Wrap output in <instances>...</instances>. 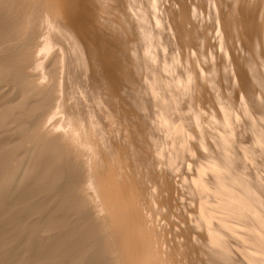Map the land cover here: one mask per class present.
Segmentation results:
<instances>
[{
    "label": "rangeland",
    "instance_id": "rangeland-1",
    "mask_svg": "<svg viewBox=\"0 0 264 264\" xmlns=\"http://www.w3.org/2000/svg\"><path fill=\"white\" fill-rule=\"evenodd\" d=\"M13 0H6V3H1V2H5V0L4 1H2V0H0V7L2 6V7H6L5 9H7V10H5L4 8H1V10H0V17L2 18L0 21H2L0 24H2V25H0V27L1 26H3L4 24L6 25V26H3V27H5L6 29L8 28L7 27V25L9 26V25H11V22H10V24H9V21H12L13 19H15L16 21H15V23H14V20L12 21L13 23V25L14 26H19V27H16V28H20L21 26L19 25V24H21L22 25V27H23V29L21 30L20 29V31L18 32V33H16L17 35H15V37L17 38H15V40H14V38L9 42V44L11 43L13 46L15 45H17V44H19V45H17L16 47H15V49L17 50V48H19V47H21L20 49L22 50L23 48H27V47H30V48H27V49H29L30 51V56L28 55V50L26 49H24V52L23 51H15V52H17L18 54H16V56L14 57V59H15V61H17L18 59H19V62L17 61L16 63H19V64H16V65H18V66H16V67H14L13 66V68H14V71L17 73V74H22L21 76L26 80V84H25V86L26 87H23L22 85H18L19 87H13V84L12 85H8V84H10L9 82H7V83H3V82H1L3 85H5V86H3L1 83H0V85H2V86H0V91H1V93H0V106L3 104V102L2 101H5V102H17L18 100L21 102V104H23V105H20V107L19 108H15L13 111V113L8 117V119H9V122H8V119H7V122L8 123H6V126H8L7 128H6V126H3L5 129H1L0 130V142L2 143L3 141L2 140H5L3 143V145H4V147H2V148H0V156H2L4 153H5V149H7V147L9 148L11 145H13V144H16L17 142H19V144H20V148L23 150H27L29 147H30V145H31V147H33V145H35V146H37V147H39V146H42V147H39L40 148V151H39V154H38V158H35V160H34V173H38V172H41V167L39 166V164L41 163V160H43V166H44V164H45V160H46V158H48V157H51L50 156V154H49V152H52V153H54V152H56V154H55V156H54V158L55 159H53L52 158V161L46 166L47 168H49L50 166H51V164H52V168H50L49 169V173H51L52 171H53V169L55 170V173H51V176H53V178H55L54 176H56V179L55 180H53L52 182L54 183H52L51 182V184H48V185H43V186H41L40 188H38V194H39V192H40V190H41V192H40V194H39V196L37 195V194H35V195H31L30 194V190L29 189H27V190H21V191H18V192H16V193H14L13 194V197L15 196V194H16V196L11 200V199H6V203L4 204L5 205V207L4 208H1L0 207V247L2 248L4 245H6V246H8V248H4V249H1L0 248V258H2L3 256H5V254H6V250L7 249H9V246H10V249L7 251L8 253H10V254H8L7 253V257L6 258H12V257H15V258H12V259H15L14 261H15V263L14 264H26L24 261H26L27 262V260H26V258L25 257H30L31 258V260H30V264H39V260H40V258H41V260L43 259V257L44 256H46V258H47V255H49L50 256V253H54V251L56 252H59L58 253V256L55 258V259H53V261L51 262V260H49L50 261V263L51 264H137L138 262L140 263V261H142V259L144 258L143 257V255H145V257H147V259H151V260H148V261H143V262H141L140 264H167V263H169V264H203V263H205V264H210V262H209V259H210V257H211V253H210V251H211V248H209V246L207 245L211 240H213V239H216L215 238V236H216V234H214V235H212L213 233H215L212 229H210L214 224H216L217 223V225H219V224H221V223H224L225 221H226V225L228 226L227 227V229L229 228V227H231V229L232 230H229V231H227L228 232V236H227V239H228V241H227V246H225L226 247V249H228L227 251H225L226 252V254H229V256L230 257H228V260H231V261H233V259H235L236 257V259L237 260H242V263L241 264H243L244 263V261H245V264H248L249 262V264H252L253 262L255 263H261V264H264V249L262 248V245L264 246V228L262 229V227H264V222L262 223V221H261V218L263 217V214H264V209H262V211L263 212H261L260 213V216L262 215V217H259V215H258V213H259V211H261V207H262V205H264V201H262L263 199H264V197H263V195L262 194H264V188L262 189V187L261 188H259L260 186H263L264 187V182H263V178L262 177H264V168L262 169V167H264V158L262 157V156H264V139H263V137H264V131H262L261 132V130L260 129H258V128H260V126L262 127V124H263V126H264V123L262 122V121H264V119H259V118H257V117H255V118H257L258 119V121L254 118V120H253V117L252 116H254V114H256V112H258L259 111V109H261V110H263L264 111V108H263V106H261L262 104H264V99H263V101L260 99V98H263V96L261 95V96H259L258 97V99L256 98L257 96H258V94H259V92H260V89H258L259 87H260V85L258 84L257 85V87H256V89H254L255 88V86H256V84L258 83L256 80H253V79H255V74H252V73H254V72H257V75H259V73H260V71H263V69H262V65H261V63L263 64V62H264V52L262 51V50H264V48L263 47H261L263 44H264V41H261L260 39L262 38V40H264L263 39V37H264V25H258L260 28H262V31H260L257 27H255V28H253V29H251V25L250 24H252V22H254V23H256L255 21H257V24L259 23V22H261V23H263L264 24V0H241V2H243L242 4H246V1L248 2L247 4H249V6L247 7L246 5V7H244V5H241V2H240V0L239 1H237V0H221V1H219V3L221 4V5H219V3H218V0H216L217 1V3H216V1H214V0H209V2L211 1L212 2V5H213V2H214V7L213 6H210V4H211V2L209 3V2H206L205 3V0H196L197 2L195 3V5H194V0H188V2H187V0H180V8L182 7L181 6V4L183 5V6H185V8L184 7H182L181 8V10L183 11V13L185 14V12H184V10H186L187 11V15L189 16V18L190 19H188L187 18V15H184L183 13V15H180L181 13L180 12H182L181 10L179 11V13H178V15H180V16H177V15H173V13L172 12H170V17H174V18H176V19H170V17L169 16H166L164 13H167V11H163L162 9H164V8H166V10H168L169 11V9L170 8H172L173 7V9L175 10V5L177 4L178 6H179V1L178 0H174L175 2H177L176 4H174V6H172L171 4V6L170 5H168L169 3H171V2H173L174 3V1L173 0H169V2H167V0H165V2H162V1H164V0H155L158 4L160 3V5L157 7L156 5H157V3L155 2V1H153V0H143L145 3H146V12H147V14L146 15H148L147 16V19L148 20H151V22H150V29L148 30V33L147 32H144V30L143 29H141V27L139 26V24H137V22L134 20L135 19V15L136 14H140L138 11H134V10H131V9H128V6H127V4H128V1L127 0H112V2H113V5H112V2L110 3L109 2V0H107V1H99V0H91V2H90V0H88V3L90 2V4L92 3V6L91 5H89L88 4V6H89V10H91L90 11V13H92V15H90V14H88L89 16H93L94 17V20H95V16H97V14H95V13H93V12H96V11H98L100 8H99V6L100 7H102V8H104V7H109V10H108V8H105V9H107L106 10V12H105V9H104V15H102L103 16V18H105V20H107V21H109L110 20V24H109V22L107 23V21L105 22V20L102 18V17H100V16H98V18H97V20H99V21H94L93 20V22H94V27H96V28H94L95 29V31H96V33H97V31H99V30H96V29H101V27L102 26H106V29H105V31L106 32H109L108 34H106V38H107V41H108V46H110L109 48H111V50H113V51H115L116 49L118 50V47H117V44H121L120 45V47L122 46V44H123V42L124 43H126L127 44V46L129 47H121V49L123 50V59H127V60H129V61H135V59L134 60H132V58H131V53H130V47L133 49V50H137L138 49V47H139V56H137V57H139L137 60H136V62H132V63H130L129 64V66L128 67H130V65H133L134 63L136 64V66L137 65H140L139 63H140V61L139 60H141V58H142V60H141V62L143 63V65H147V67H145V69H144V71L146 70V71H149L148 73L150 74L151 73V75L153 76V75H156V76H158V77H160V79L161 80H163V81H159V79L158 80H155V81H153V82H151V81H149V79L147 80L146 78H145V76H148V77H150L151 78V75L149 76L148 74H146L147 72L145 71V72H143V70H142V68H140V67H144L143 65L141 66L140 65V67H136V66H132L131 68H127V70H128V74L129 73H131V71L132 72H134V74L132 73L131 75H129V78H130V81H132L133 82V84L134 85H138V87L137 86H135V88L137 87V89L138 90H140V87L142 86V88H141V90H140V92L138 93V94H136V96H140V97H136L137 99L139 98V100L140 101H144V99H145V103L143 102V103H141V102H139V100H137L136 99V102L134 101V102H132L133 100L130 98V97H128V98H126V97H124L125 98V104H115L114 102L112 103V104H110V103H108V101L110 102V100L111 99H108V96H104L105 95V93L107 94H110V92H108V91H106L105 93H104V89H103V91H101L100 92V94H101V96H102V98L104 99L103 101H104V103L106 104V103H108L109 105H110V110L111 111H109L110 113L112 112L113 113V117H112V113L110 114V113H108L106 116H104V114H106L107 113V111L105 110V106H103V104H99V103H95L94 105H90V103L88 104V102H89V99L91 98V97H89V95H86L85 93H80V92H76V86L78 85V84H80V85H82L83 87H84V89L85 90H87L88 89V87H89V85L91 84V82L87 79V81H86V76L88 77V74H87V72H84L85 70L84 69H86V68H80V66L78 67V69H77V67H76V64L79 62V58H78V52H76V49H74L75 48V44H74V41L72 40V39H70V38H68V36H66V33H65V30L61 27V23L64 21V17H65V15H64V12H65V10H63V9H59V6H60V8H61V5H62V1L61 0H55V2H54V0L52 1V0H38L37 2H36V0H34V1H30V0H28V1H30V2H28V3H26V1L27 0H23V1H21V0H14L13 2H12ZM40 1H41V3H40ZM43 1V2H42ZM64 1V0H63ZM111 1V0H110ZM115 1V2H114ZM148 1H150L149 3L151 4V6L154 4V2H155V4H154V6H156L157 8H159V9H161V7H163L164 5V3H165V7H163L161 10L164 12H162L161 10H158L156 7H151L150 5H149V3H148ZM153 1V2H152ZM171 1V2H170ZM206 1H208V0H206ZM227 4V5H224V2ZM231 1H233V2H235V3H237L238 2V4L237 5H240V7H243L244 8V11H246L247 9H248V12H249V14H250V17L251 16H253L256 20H254L253 19V17H251V22L249 23V26H246L247 28H248V30H247V28H246V30H245V27H241V28H239L240 27V25L238 24V26L236 27L237 28V30H239V31H241V33H246V35H248V38H250V39H248L247 37H245L244 36V34H238L237 35V33H236V36L234 37V35H235V33H233V32H231L230 30L232 29L233 30V22H237V21H235V20H238V21H240L241 19H239L238 18V15H240L241 16V18H242V10H243V8H240V7H236L235 5V3L233 4ZM244 1H245V3H244ZM258 1V2H257ZM10 4H9V3ZM24 2V3H23ZM36 2V5L34 4V6H33V3H35ZM47 4H45V3ZM52 2H54V3H60V5H59V3H58V8L56 7V4L54 5V3H52V5H51V3ZM96 2V3H95ZM104 2V3H103ZM109 2V3H108ZM120 2V3H119ZM152 2V3H151ZM200 2V3H199ZM203 2V3H202ZM230 2L232 3V6H230ZM44 3V4H43ZM93 3H94V5H93ZM98 3H100V4H98ZM119 3L120 5H117V4ZM123 5H125L126 7H125V11L124 10H122V4ZM186 3H188L187 5L188 6H186ZM193 3V4H192ZM251 3V4H250ZM3 4H5V6L3 5ZM6 4H8V5H6ZM30 4H32V5H30ZM63 4L65 5V2H63ZM101 4H104V5H101ZM190 4H191V9H190ZM209 4V5H208ZM19 5V6H18ZM26 5V6H25ZM46 7H48L49 6V9L46 7H44V6ZM54 5V6H53ZM166 5H168L169 6V8H168V6H166ZM197 5L199 6V7H197ZM201 5H202V9H201ZM216 5H218V6H220V7H222V8H217V7H215ZM234 5V6H233ZM13 7V8H10V7ZM27 6H29V7H27ZM33 6V7H32ZM52 6V7H51ZM93 6L95 7V9H93ZM111 6V7H110ZM113 6H114V8H116L117 7V9L119 8V6L121 7V9L120 10H122L123 11V13H125L126 14V12H127V14H129V16H126V17H124V16H121L120 14V12L118 13V14H116V13H113V12H115V10L116 9H114L113 8ZM194 6V7H193ZM205 6V7H204ZM224 6V7H223ZM225 6H226V8H225ZM229 6V7H228ZM8 7H9V10H8ZM15 7V8H14ZM31 7V8H30ZM34 7H36V8H34ZM42 7H43V9L46 11H44V10H41L42 9ZM51 7V8H50ZM54 7V8H53ZM63 7V6H62ZM92 7V8H91ZM96 7H98L99 9H97ZM18 9V11H19V13H17L18 11H17V9ZM38 8V9H37ZM41 8V9H40ZM111 8H113V9H111ZM124 8V7H123ZM130 8V7H129ZM205 8V9H204ZM223 8H225V9H223ZM228 8V11L226 10ZM234 9V8H236V10L233 12L232 10H231V12L232 13H230V9ZM240 8V9H239ZM15 11H14V10ZM32 9V10H31ZM40 9V10H39ZM50 9H53V11L56 9H59L60 11H61V13H60V11L58 10V12H53V11H49ZM97 9V10H96ZM173 9H170V11H174ZM176 9L177 10H179V7H176ZM198 9V10H197ZM204 9V10H203ZM24 10H26L27 12H28V14H29V16H28V14L27 13H25V11ZM101 10V9H100ZM103 10V9H102ZM101 10V11H102ZM114 10V11H113ZM119 10V9H118ZM177 10H175L176 11V14H177ZM196 10H197V16L199 17L200 15H201V13L203 14V12L204 11H206L207 12V10H209V14H208V12L206 13V12H204V16L202 15V17L203 18H206L205 16H212V17H215V18H208L207 17V19H200V20H198V22L199 23H197V22H194L195 20L197 21V19H195V18H193V16L190 14V13H193V12H195V13H193V15H194V17L196 16ZM199 10L201 11V13H198L199 12ZM203 10V11H202ZM222 10H226L225 12L224 11H222ZM240 10H241V12H240ZM6 11V12H5ZM8 11V12H7ZM17 11V12H16ZM20 11H24V12H20ZM109 11V12H108ZM117 11V10H116ZM130 11V12H129ZM217 11V12H216ZM218 11H219V13H218ZM222 11V12H221ZM238 11V13H236ZM244 11H243V13H244ZM111 12V13H110ZM154 12V13H153ZM188 12H189V14H188ZM227 12H229V14L227 13ZM247 12V11H246ZM245 12V13H246ZM248 12L246 13V14H248ZM7 13V14H6ZM11 13H12V15H14V14H16L17 15V17L14 15V16H12L11 15ZM133 15H132V14ZM175 13V12H174ZM214 13V15H212ZM240 13V14H239ZM244 13V14H245ZM253 13H255V15L253 14ZM9 14V15H8ZM21 14H23V15H21ZM48 14V15H47ZM63 14V15H62ZM95 14V15H94ZM101 14V13H100ZM99 14V15H100ZM115 14V15H114ZM219 14H221V15H219ZM232 14H235L234 16L232 15ZM249 14H248V16H249ZM3 15H5L6 17H7V20L9 19V21H7L5 18V16H3ZM26 15H27V17H26ZM30 15H31V17H30ZM149 15L151 16L150 18H148L149 17ZM173 15V16H172ZM219 15V16H218ZM256 15H257V17H256ZM3 16V17H2ZM11 16V17H10ZM105 16V17H104ZM108 16H110L111 18L112 17H116V19H109L110 17H108ZM132 16H135V17H132ZM153 16H155V17H153ZM156 16H157V18H156ZM163 16H164V18H163ZM177 16V17H176ZM182 16V17H181ZM222 16V17H221ZM223 16H225V17H223ZM236 16V17H235ZM248 16H246V17H248ZM261 16V17H260ZM20 18V20H19V18ZM25 17V18H24ZM53 17V21L51 20V18ZM57 17H59L57 20L55 19V18ZM60 17H61V19H60ZM122 17H124V19H127L128 20V17H130V20L131 21H135V23L137 24H135L136 25V27H135V25L132 23V22H129L130 20H128V24H129V26L130 27H128L127 29H124V28H121L120 27V29L122 30L123 29V31L124 30H126V31H120V29H116L115 27H117L118 25H117V22L118 21H120V18H122ZM169 17V18H168ZM178 17H181V19L182 18H184L183 20H185V21H183V20H181L180 22L179 21H176L177 20V18ZM201 17V16H200ZM199 17V18H200ZM201 17V18H202ZM216 17H218L220 20H219V23H217V22H215L216 20H214V19H216ZM10 18H11V20H10ZM32 18H34L35 20H33ZM48 18V19H47ZM91 19H92V17H90ZM103 20H102V19ZM152 18V19H151ZM161 18H163L164 20H165V22L164 21H162V22H164V23H160V22H157V19H160L161 20ZM191 18L192 19H194L193 21L191 20ZM197 18V17H196ZM198 18V19H199ZM225 18L228 20V19H230V18H232V19H230V25L228 24L229 22L226 20L225 21ZM263 18V19H262ZM24 19H25V21H26V25H25V21H24ZM27 19H31V20H27ZM155 19V20H154ZM212 19H213V21H212ZM235 19V20H234ZM6 20V21H5ZM38 22H37V21ZM46 22H45V21ZM51 20V21H50ZM166 20L167 21H169V23H166ZM175 20V21H174ZM179 20V19H178ZM202 20H204L203 22H202ZM206 20H211V21H207L206 22ZM224 20V21H223ZM17 21L19 22H21V23H19L18 25H17ZM22 21H23V23L24 24H22ZM31 21V24L29 23V22ZM34 21H36L37 23H35ZM43 21V22H42ZM56 21V22H55ZM115 21V22H114ZM154 21H155V23H156V25H155V23H154ZM172 21V22H171ZM183 21V22H182ZM186 21H187V23L188 24H185L186 23ZM191 21V22H190ZM112 22H114V25H115V27L111 24ZM171 22V23H170ZM178 26V24H180V26L181 27H183L182 29L184 30V27H186V26H189V31L188 32H190V33H188V32H186V30H181V27H180V29H177V28H179V26L176 28V27H172V25L174 24V23ZM211 22V23H210ZM220 22H222V23H220ZM44 23H46V24H44ZM51 23V24H50ZM60 24L59 26H56V25H58V24ZM97 23H102V26H101V24L99 25V24H97ZM156 26V28L158 27V26H160V27H158L157 29L155 28V26H153V24ZM157 23H159L158 24V26H157ZM184 24V26H183V24ZM193 23V29H192V27H191V25H189V24H192ZM203 24V23H205V26L207 25V23H210L213 27H211V26H209L210 24H208V26L207 27H211V28H214L215 27V29H217L218 30V32L216 31V30H214V32H213V30L210 32L209 31V29L206 27V29H205V27H204V24H203V26L201 25V24ZM225 23H227L228 25H224ZM42 24V25H41ZM50 24V25H49ZM96 24V25H95ZM169 24H172V25H169ZM223 24V25H222ZM256 24V25H257ZM25 26V28H24V26ZM28 25H29V27L31 26L32 28L31 29H29L30 30V32H31V34H30V32H29V34H30V36H26V34H27V31H25V30H27V27H28ZM39 25H41V26H39ZM43 25H45V26H43ZM142 25V24H141ZM169 25V26H168ZM215 25V26H214ZM216 25H218V26H216ZM253 25H255V24H253ZM255 25V26H256ZM27 26V27H26ZM131 26L134 28H131ZM138 26H139V28H138ZM162 26H164L163 28H161ZM194 26L195 27H197L198 28V26H199V28L201 27V30L198 28V30H200L199 32L198 31H196L197 30V28H195V31L196 32H198V33H196L195 31H194ZM220 26H221V28H220ZM229 26H230V28H229ZM245 26V25H244ZM262 26V27H261ZM21 27V28H22ZM33 27L35 28V29H33ZM47 27H48V29H47ZM59 27V28H58ZM108 27V28H107ZM191 27V28H190ZM226 28L225 30L223 29V28ZM45 28V29H44ZM160 28H161V30L163 29L164 30V28H166L167 29V31H162V32H164V33H166V34H162V32L160 31H158V30H160ZM187 28V27H186ZM244 28V29H243ZM6 29H4V30H6ZM37 29V30H36ZM54 29V30H53ZM110 30V31H108V30ZM113 29H114V31H113ZM191 29H192V31H194L193 33L191 32ZM223 29V30H222ZM228 29H229V31H228ZM258 29V30H257ZM36 30V31H35ZM103 30V29H102ZM117 30V31H116ZM137 30V31H136ZM152 32H151V31ZM181 30V31H180ZM227 30V31H226ZM237 30H235V32L237 31ZM245 30V31H244ZM254 30V32H252ZM23 31H25L26 32V34H25V32L23 33ZM131 33V35H130V33ZM132 31V32H131ZM136 31V32H135ZM150 31V32H149ZM224 32V34L223 35H221L220 33H223ZM239 31H237L238 33H240ZM257 31V32H256ZM38 32H40L39 34H38ZM125 32H128V34L126 33V35H128V37H130L131 38V40H132V42L134 41V43H131L130 41H128V42H126L125 40H129V38H127L126 37V35H125ZM144 34H143V33ZM202 34H201V33ZM206 35H210V37L208 38L210 41V43L211 42H213V43H211V45H210V43L207 41L208 39H207V37L205 36V34ZM212 32H213V34H212ZM220 32V33H219ZM257 34H256V33ZM44 33L47 35H44ZM63 33H65V34H63ZM136 34V36H138V38L137 37H135V36H133V35H135ZM141 33V34H140ZM147 35H146V34ZM153 33H155L156 34V39H158V40H156L155 42L158 44V41H159V43H160V41H161V43H163L164 42V44H163V47L162 48H159L158 49V52H157V56H158V58L157 59H152V58H154L153 57V55L155 54V53H152V52H149V50L147 49V46L148 45H146V44H144L145 42H144V40H142V38L144 39H147L146 37H148L149 35H151V34H153ZM168 33V34H167ZM171 33H174V35L173 36H171L172 34ZM232 34V35H229V34ZM34 36H33V35ZM38 34V35H37ZM43 34V35H42ZM58 34V35H57ZM109 34L112 36L113 34L115 35L116 34V38H112V37H114V35L111 37H109ZM177 34V35H176ZM181 34H183V35H181ZM188 35L190 38L192 37L193 38V40H189V39H187L188 37L186 36V35ZM197 35V36H199L200 38H202L201 40L203 41V39H204V41H203V43H204V45H206V47L205 46H203L201 43H199V42H201V40L199 39V38H194V36L193 35ZM201 34V35H200ZM204 34V35H203ZM215 34V35H214ZM216 34H218V35H216ZM253 34V35H252ZM256 34V35H255ZM261 34V35H260ZM41 35H42V37H41ZM51 35V36H50ZM108 35V36H107ZM118 35V36H117ZM142 35L144 36V37H142ZM165 35H166V37H165ZM169 35L171 36V37H175L176 36V39H178V41H181L183 38L185 39H183L184 41H186L185 42V44L183 43H181V42H178V41H176L175 39H172L171 38V40H173V41H171V43L169 42L170 40H169ZM181 35V36H180ZM230 37H229V36ZM240 35V37L242 38V42H237L236 40H238V41H240V39L241 38H239L238 36ZM37 36V37H36ZM62 36H63V38H62ZM121 36H124V37H121ZM146 36V37H145ZM157 36H159V37H157ZM182 38H180V37ZM196 36V37H197ZM201 36H204V38L203 37H201ZM228 36V37H227ZM246 38V40H245V38ZM251 36H253V37H251ZM254 36H256V40H257V42H256V40L254 41V42H252V43H250V44H254L253 46H249V43L248 44H246L247 43V41L248 42H250L251 41V38H254ZM258 36H260V39H259V37ZM162 37V38H161ZM234 37V38H233ZM237 37V39H235ZM257 37H258V39H257ZM60 38V39H59ZM119 38L123 41V42H121V40H119ZM122 38H124V39H122ZM127 38V39H126ZM139 38H141V39H139ZM160 38V39H159ZM191 38V39H192ZM211 38V39H210ZM222 38H224V39H222ZM239 38V39H238ZM244 38V39H243ZM18 39H20V40H18ZM28 39V40H27ZM31 39H33V40H31ZM70 39V40H69ZM134 39H136V41L134 40ZM164 39V40H163ZM218 39H219V42H217L218 41ZM228 39V40H227ZM19 41V42H17V41ZM46 40H48L47 42H46V44H45V41ZM62 40V41H61ZM67 40V41H66ZM69 40V41H68ZM117 40H119V41H117ZM149 39H147V40H145L146 42L148 41ZM162 40H163V42H162ZM169 40V41H168ZM206 40V41H205ZM212 40V41H211ZM217 40V41H216ZM221 40V41H220ZM225 41V43H224V41ZM228 41V44H226V42ZM250 40V41H249ZM15 43V44H13V42ZM20 41H25L24 43H21ZM44 41V43L42 44V42ZM49 41H50V43H49ZM64 41H66V42H64ZM115 41H117L115 44H114V46H113V42ZM142 41V42H141ZM167 41H168V43H169V45L167 44ZM188 41V42H187ZM199 41V42H198ZM223 41V42H222ZM235 41V42H234ZM244 41H246V43L244 42ZM27 42V43H26ZM30 42V43H29ZM39 42V43H38ZM131 43V45L132 44H134V45H132V46H129L130 44H128V43ZM135 42H137V43H135ZM144 42V43H143ZM166 42V43H165ZM176 42H178L177 44H178V46H177V44H176ZM194 42H196V44L193 43ZM208 42V43H207ZM229 42H231V45L233 44V42H234V44L231 46L230 45V43ZM259 42H261L262 43V45L259 43ZM33 43V44H32ZM48 43V44H47ZM69 43V44H68ZM71 43H72V45H71ZM160 43V44H161ZM181 43V44H180ZM187 43V44H186ZM199 43V44H198ZM206 43V44H205ZM216 43H219V44H216ZM256 43H258V44H256ZM28 44V46H26ZM30 44L32 45V46H30ZM74 44V45H73ZM139 44L140 45H142V47L141 46H139ZM159 44V45H160ZM173 44V45H172ZM176 44V45H175ZM193 44V45H192ZM213 44H216V47H215V45H213ZM223 44V45H222ZM239 44V45H238ZM246 44V45H245ZM24 45V46H23ZM38 45H47V46H45L46 47V51H45V47L44 46H42V47H40V46H38ZM48 45H50V46H48ZM112 45V46H111ZM174 46V48L177 50H175L173 47V49L170 47V46ZM190 46V48H191V50H189L190 48H188L187 47V49H186V47H185V49H184V46ZM195 45H197V46H195ZM241 45V46H240ZM256 45H261V46H257V48L255 47ZM10 46V48L11 47H13V46H11V45H9ZM57 46V47H56ZM73 47V49H72V47ZM158 46V45H157ZM177 46V47H176ZM192 46H194V49L195 50H197L196 49V47L198 48V50H200L202 53H208V54H206L207 55V57L206 56H204L205 58H207V60H208V56H210V55H212V56H214L215 57V59H210V58H214V57H209V61H207L206 59H204L201 55H199V54H201V53H199L198 51H194V49H192L193 47ZM208 46V47H207ZM209 46H211V47H213L214 48V50H215V52H214V50H211V49H213V48H211V49H208L209 48ZM219 46H223L221 49H223V50H221L220 49V47ZM225 46L227 47L226 49H225ZM231 48H229V47ZM238 46V48H240V53L242 52L244 55L242 56V54H240L239 53V51H238V53H236L237 52V49H236V47ZM264 46V45H263ZM55 47V48H54ZM114 47H116V49L114 48ZM136 47V48H135ZM178 47L180 48V50L181 51H183V49H184V54L186 53V52H188V53H190V54H192V55H189L188 53L187 54H185L186 56H184V55H182L183 54V52H182V54H181V52L179 53V54H181V55H179L177 52L178 51H180L179 49H178ZM219 47V49L218 50H216L217 48ZM233 47H235L234 49H233ZM244 47H245V49H244ZM246 47H248V48H246ZM259 47V48H258ZM31 48H33V49H31ZM112 48H114V49H112ZM165 48V49H164ZM166 48H167V50H166ZM256 48V49H255ZM125 49V50H124ZM144 51H143V50ZM146 49H147V51H146ZM170 49V50H169ZM202 49V50H201ZM228 49H230V50H228ZM248 49V50H247ZM249 49H250V51H249ZM260 49V50H259ZM19 50V49H18ZM38 50H39V52H38ZM116 50V51H117ZM185 50H186V52H185ZM187 50H189V51H187ZM252 50L254 51V53H252ZM258 50V52L256 53V51ZM35 51H37V53H35ZM164 51V52H163ZM166 51V52H165ZM192 53H191V52ZM217 51L220 53V54H222V52H223V54H222V56H223V59H221L222 58V56H220V57H218V55H220V54H218L217 53ZM234 51H236V52H234ZM261 51V53L263 54H261V53H259ZM32 52H33V54H32ZM60 52H62L61 54H60ZM63 52L65 53L66 52V54H63ZM69 52V53H68ZM72 52V53H71ZM126 54H125V53ZM146 52V53H145ZM150 53V55L149 54H147V53ZM224 52H225V55H224ZM227 52V53H226ZM234 52V53H233ZM246 54H245V53ZM20 53H24V54H20ZM49 53V54H48ZM77 53V54H76ZM129 53V54H128ZM144 53V54H143ZM165 53V54H164ZM174 54V55H171V54ZM196 53V54H195ZM209 53H211L210 55H209ZM216 53V54H215ZM230 53V55L231 56H229V58H228V55L227 54H229ZM251 53V54H250ZM20 54V55H19ZM27 54V55H26ZM52 54V55H51ZM60 55L61 57H59V58H57V55ZM158 54H164V55H161L162 57H160ZM205 54H202V55H205ZM17 55H19V56H17ZM63 55H65L64 57H62ZM141 55H142V57H141ZM195 55V56H194ZM227 55V58H225V56ZM233 55H235V56H240V57H238L240 60H245L246 61V63H248L250 66H251V64H252V67H249L248 66V64L246 65V63H244L245 61H240V60H238L237 61V59L238 58H235V56H233ZM1 56V55H0ZM4 56V55H3ZM34 56V57H33ZM37 56V57H36ZM55 56H56V58H55ZM69 56V57H68ZM77 56V57H76ZM150 56V57H149ZM155 56V55H154ZM176 56V57H175ZM190 58H189V57ZM201 56V57H200ZM258 56L259 57H261V59H259L258 58ZM262 56H263V58H262ZM26 57H28V58H25ZM68 57V58H67ZM128 57H130L131 58V60L128 58ZM231 57H233V58H235V60L234 61H232L231 60ZM243 57H245V58H243ZM248 57H249V59H248ZM33 58V59H32ZM50 58V59H49ZM56 59L58 62H57V64H56V66H55V70H52L50 67H49V65H47V64H50L49 62H51L53 59ZM78 58V59H77ZM151 58V59H150ZM165 58V59H164ZM172 59L171 61H170V59ZM173 58H174V60H173ZM192 58L193 59H195V60H193L192 61ZM200 58H202V59H200ZM243 58V59H242ZM17 59V60H16ZM20 59H22L23 61H24V59H25V61H24V65L22 64L23 63V61H21ZM32 59V60H31ZM60 59V60H59ZM144 59H146V60H144ZM166 59H167V62H168V60H169V63H170V65L171 66H169V64H167V63H165L166 62ZM179 59H180V61H179ZM186 61H185V60ZM191 59V60H190ZM250 59H254L255 60V62H256V60H257V62H258V64H256V63H254V60H251L252 62H251V64H250V62H248V60H250ZM62 60L64 61L65 60V62H62ZM67 60V61H66ZM77 60H78V62H77ZM144 60V61H143ZM149 62H148V61ZM157 60V61H156ZM162 60L163 61H165V62H162ZM175 60H177V62H175ZM189 62H188V61ZM214 60H215V62H214ZM263 60V61H262ZM61 61V62H60ZM146 61V62H145ZM179 61V62H178ZM182 61L184 62V63H186V65L184 64V63H182ZM195 61H197V65L198 66H196V64H192V66H189V64H190V62H195ZM201 61V62H200ZM217 61V62H216ZM20 62H22V63H20ZM174 62H175V67L174 66H172V64H174ZM181 62V63H180ZM198 62H199V64H198ZM210 62V63H209ZM228 63V66H227V64H225V63ZM229 62L231 63V64H229ZM34 63H35V65H34ZM45 63V65H43ZM71 63V64H70ZM163 63H165V65L167 64L168 66H162V64ZM200 63H203L204 65H200ZM208 64V67H206L205 66V64ZM223 63L225 64V65H223ZM232 63H234V64H232ZM21 64V65H20ZM27 64V65H26ZM30 66H29V65ZM36 64H38L40 67H38V69L34 72L33 71V69H35V68H37V66L38 65H36ZM148 64H149V66H148ZM176 64H180V65H182V66H180V65H178L179 67H176ZM221 66H220V65ZM237 64H239L240 65V67H239V65H237ZM255 64H256V66H255ZM23 65V66H22ZM62 65H64V67L62 66ZM145 65V66H146ZM153 65V66H152ZM213 65H214V67H217V68H212L213 67ZM216 65V66H215ZM218 65L220 66V68L218 67ZM233 65H235V67H237V68H234V66ZM237 65V66H236ZM241 65H242V69H241ZM246 65V66H245ZM22 68H21V67ZM44 66V67H43ZM57 66H60L59 68H56ZM62 66V67H61ZM69 66V67H68ZM72 66H74V69H71V67ZM151 66V67H150ZM186 68L187 67V69H184V67ZM224 66V68H226V66H227V68L225 69V70H231L230 71V73H229V71L227 72V71H225L224 69H221L222 67ZM248 66V67H247ZM31 67H32V69H31ZM169 67H171L172 68V70L175 72L176 71V73H174L172 70H170L171 68H168ZM181 67H182V69L185 71V72H187V71H189L188 72V74H190L191 75V73L192 72H194V70L195 69H200L201 70V68H202V70L201 71H206V72H208L207 73V76L208 77H210V78H208L207 77V81L205 80V82L206 83H204V81L202 80V79H204V77H206V72H202V73H205V74H203L202 75V73H200V72H198L197 73V70H195L196 71V74H195V72H194V77H195V75H197V74H199L198 76L200 77H202V78H200V79H198V76H197V78H195V81H194V79H192L193 77L192 76H189V75H187V73H184V72H182L183 70H181ZM193 67V68H192ZM212 68V69H214V70H212V69H210V68ZM230 67L232 68V69H230ZM239 67V68H238ZM258 67H261V68H259L258 69ZM17 68V69H16ZM42 68V69H41ZM146 68H149V69H146ZM150 68H151V71H150ZM152 68L154 69L155 68V70L157 69L158 70V68H160L158 71H153L152 72ZM189 68H190V70L192 71H190L189 70ZM233 68L234 69H236V70H233ZM246 68V69H245ZM251 68L253 69V71L251 70ZM254 68H256V69H258L257 71H255V69ZM16 69V70H15ZM21 69V70H20ZM26 69H28V70H26ZM67 69H70L69 71H67ZM137 69V70H136ZM164 69H166V71L167 72H164L165 70ZM218 69V70H217ZM246 71H245V70ZM247 69H248V71H247ZM63 70H64V72H63ZM161 70L163 71V72H161ZM220 70H223V71H221L222 72V74L220 73ZM233 70V71H232ZM241 70V71H240ZM22 71V72H21ZM23 71H26V72H24L23 73ZM50 71V72H49ZM59 71H60V73H59ZM63 73H62V72ZM226 72L225 74H226V76H227V78H225L226 76L225 75H223L224 73L223 72ZM235 71L237 72L236 73V75L240 72L241 74H242V76L243 75H245V76H249L250 78L252 77L253 79H250V78H246V77H242L241 76V74H240V77H242V78H244V79H242L241 78V82L240 81H237V80H235L234 81V79L233 80H231L233 77H234V75H235ZM243 71V72H242ZM250 71H252V73H250ZM31 72V73H30ZM33 72V73H32ZM38 72V73H37ZM51 72H52V74H51ZM73 72V73H72ZM76 72V73H75ZM155 72V73H154ZM234 72V73H233ZM28 73H30L29 75H28ZM35 73V74H34ZM50 73V74H49ZM56 73L58 74L57 76H56ZM154 73V74H153ZM158 73H159V75H158ZM228 73V74H227ZM35 75L36 77H32V75ZM37 74V75H36ZM39 74V75H38ZM62 74H64L63 76H62ZM68 74V75H67ZM140 74V75H139ZM173 74V75H172ZM178 74V75H177ZM186 74V75H185ZM209 74H211L212 76H210ZM216 74H218L217 75V79H216V77H215V75ZM219 74H220V76H219ZM232 74H233V77H232ZM24 75V76H23ZM33 75V76H34ZM55 75V76H54ZM80 75V76H79ZM82 75V76H81ZM91 75H92V77H95V74L94 73H91ZM137 75H139L138 77H137ZM145 75V76H144ZM169 76V75H171V76H173V77H171L170 78V76L169 77H164V76ZM223 75V76H222ZM228 75H230V77H232V78H230V79H228ZM239 75V74H238ZM250 75H252V76H250ZM263 75V74H262ZM30 76V77H29ZM175 76V77H174ZM183 76V78H186V79H183V80H186V84H184L183 86H182V83H180L179 81H178V77H182ZM189 76V77H188ZM225 76V77H224ZM260 77H261V73H260V75H259ZM40 77H41V80H40ZM55 77V78H54ZM137 77V78H136ZM143 77V78H142ZM192 77V78H191ZM220 77H221V79H220ZM53 78V79H52ZM59 78H61V79H59ZM67 78H69V80L67 79ZM84 78V79H83ZM132 78V79H131ZM141 78V79H140ZM176 78H178V79H175ZM191 78V79H190ZM211 78H214V79H216L215 81H216V83L218 82V81H220V83L221 84H218V85H220V86H218L216 83H214V79H212V81L210 82V85L212 86V84H213V86H214V89H215V87H217V90L215 89H213V87L212 88H210V86H209V81L211 80ZM235 78V77H234ZM245 78H246V80H245ZM30 79H33L32 80V83H34V84H32V83H30L31 82V80ZM42 79H44L43 81H42ZM50 79V80H49ZM91 79V78H90ZM136 79V80H135ZM168 79V80H167ZM200 80V83L201 84H203L204 83V88L202 87V85L199 83V81H197V80ZM236 79V78H235ZM29 80V81H28ZM35 80V81H34ZM49 80V81H48ZM85 80V81H84ZM134 80V81H133ZM138 80H140V81H138ZM165 80V81H164ZM166 80H167V83H166ZM172 80V81H171ZM202 80V81H201ZM63 83H62V82ZM92 81V80H91ZM144 81H146L144 84H141L142 82H144ZM224 81H227V82H225L224 83ZM252 81V82H251ZM30 84H29V83ZM37 82V83H36ZM46 82V83H45ZM134 82H138L137 84H135ZM157 82V83H156ZM165 82V83H164ZM203 82V83H202ZM208 82V83H207ZM238 82L241 84V87H240V84L238 85ZM247 83L248 82V84L250 85V87H248L249 85H247L246 86V84L244 85V84H242V83ZM39 83V84H38ZM49 83H51V84H49ZM153 83V84H152ZM158 83H159V86H160V83H162L161 84V86H162V88L160 89V87L159 86H157L158 85ZM172 83V84H171ZM174 83V84H173ZM175 83H177L176 85H175ZM181 84V85H179V84ZM191 83V84H190ZM222 83H224V84H222ZM227 83H228V85H227ZM235 83H237V84H235ZM255 83V86H253V84ZM41 84V85H40ZM57 84V85H56ZM60 85V87H61V84L63 85V86H65L64 88L63 87H59V85ZM163 84H164V86H163ZM171 84V85H170ZM194 84V85H193ZM208 86H207V85ZM231 84V85H230ZM43 85H45L44 87H43ZM157 86V87H155V86ZM165 85H170V86H168V88H167V86H165ZM172 85L174 86L175 85V87H177V86H179V87H177V89H175V87H172ZM185 85L187 86L188 85V87L186 88L185 87ZM193 85V86H192ZM205 85L209 88V90L210 91H208V89H206L207 87H205ZM225 85H227L228 86V88H227V86H225ZM238 85V86H237ZM242 85H244V86H246V87H248V88H246V87H244V86H242ZM252 85V86H251ZM40 86H41V88H40ZM49 86V87H48ZM143 86H145V88H147V87H149V89H151V90H149V89H145ZM147 86V87H146ZM196 86V87H195ZM222 86H224V87H226V89H228V90H226V89H224V88H222ZM232 86H234L235 88L234 89H237L236 91H237V93L235 94V95H237L238 93H240V92H238V90H240V91H242L243 89L244 90H248L249 92L246 94V96H251V95H253V96H255V98H256V100L255 101H259V99L261 100V101H259V102H261V103H258V104H260V105H258V104H256L257 102H253L252 100L254 99V97H249L248 96V102H251L250 104H249V107H246V106H244L243 104H242V101L240 102L238 99H240L241 97H239L238 99H236V96L235 95H233V93L234 92H236L233 88H230V90H232L231 92L229 91V87H232ZM6 87H8V88H6ZM21 87V88H20ZM30 87H33V88H30ZM51 87H53V88H51ZM54 87H55V89H54ZM57 87H59V89L57 88ZM181 87V88H180ZM186 89H185V88ZM195 87V88H194ZM199 87L201 88V89H199ZM3 88V89H2ZM16 88V89H15ZM24 88V89H23ZM28 88V89H27ZM37 90H36V89ZM75 88V89H74ZM153 88V89H152ZM178 88H180L181 90H183V91H180V89H178ZM188 88H190L189 90H194V92H196V94H198L199 95V97H201V96H205L206 97V95H207V97H206V101L207 102H209L210 100L213 102H215L216 104L215 105H212V104H214V103H212L211 101H210V103L209 104H207L206 102L205 103H203L205 100L203 99L202 100V98L204 97H201V99H199V98H197L198 97V95H195V93H193V92H191V91H188ZM196 88H198V89H196ZM218 88L220 89H224V91L222 92V90H221V92H222V94L224 93V98H222L221 97V95L220 94H217L218 93ZM13 89V90H12ZM14 89H15V91H14ZM17 89H19L18 91H17ZM31 91H30V90ZM34 89V90H33ZM65 89V90H64ZM72 89V91L70 92V90ZM145 89V90H144ZM156 89V90H155ZM163 89H164V91H163ZM166 89H168V90H170L171 89V91H168V90H166ZM175 89V90H174ZM196 89V90H195ZM242 89V90H241ZM254 89V90H253ZM258 89V90H257ZM5 90V91H4ZM21 90V91H20ZM23 90V91H22ZM40 90V91H39ZM41 90H42V92H41ZM45 90V91H44ZM48 90V91H47ZM257 90V91H256ZM36 91V92H35ZM37 91H38V93H37ZM44 91V92H43ZM58 91V92H57ZM69 91V92H68ZM151 91H156V93L155 92H152V94L151 93H148V92H151ZM225 91H229V93L227 94V95H225L226 94V92ZM234 91V92H233ZM252 91V92H251ZM51 92V93H50ZM55 92V93H54ZM160 92V93H159ZM187 94H186V93ZM192 94H191V93ZM201 92L203 93V92H205V93H208V94H202L201 95ZM209 92H211V93H209ZM214 92L217 94V96H215L216 97V99H215V97H212L211 96V94L214 96ZM251 92V93H250ZM254 92H255V94H254ZM5 94L4 96L3 95H1V94ZM9 95H8V94ZM15 94L14 96H13V94ZM46 93H48V94H46ZM147 94V96L146 95H144L143 96V94ZM160 94V96H157L158 94ZM169 93H170V95H172V96H174V97H172V96H170L169 95ZM179 93V94H178ZM188 93H190L191 95H189ZM251 95H250V94ZM30 94V95H29ZM55 94H57V95H55ZM70 94V95H69ZM82 94H85V95H82ZM142 94V95H141ZM148 94H151L150 96H148ZM186 94V95H185ZM194 94V95H193ZM210 94V95H209ZM215 94V95H216ZM230 94H232L233 96H234V98L236 99H231V97H233L232 95H231V97H229L230 96ZM36 95H38L37 97H36ZM41 95V96H40ZM55 95V96H54ZM63 95V96H62ZM79 95H81V96H79ZM155 95V96H154ZM162 95V96H161ZM184 95H185V99H183V100H186V101H183L182 100V98L184 97ZM192 95H193V97H192ZM218 95L220 96V98L218 97ZM6 96H7V98H6ZM10 96V97H9ZM21 96V98L19 99V97ZM35 96V97H34ZM74 96V97H73ZM82 96L84 97V98H82ZM154 96V97H153ZM163 96H165V97H163ZM176 96V97H175ZM187 96V97H186ZM195 96V97H194ZM2 97H4V98H2ZM68 97V98H67ZM73 97V98H72ZM142 97H143V99H142ZM163 97V98H162ZM177 97H178V102H177ZM210 97V98H209ZM217 97L219 98V99H217ZM227 97V98H226ZM229 97V98H228ZM237 97H238V95H237ZM14 98H16V99H14ZM58 98V99H57ZM60 98H62V99H60ZM70 98V99H69ZM75 98V99H74ZM110 98V97H109ZM147 98V99H146ZM196 98V99H195ZM251 98H253L251 101H249ZM1 99H5V100H1ZM18 99V100H17ZM49 99V100H48ZM51 99V100H50ZM56 99V100H55ZM69 99V100H68ZM73 99L75 100V101H73ZM86 99V100H85ZM130 101H129V100ZM150 99V100H149ZM198 99V100H197ZM22 100H23V102H22ZM45 100V101H44ZM46 100H48V101H46ZM53 100H55V102L53 101ZM60 100V101H59ZM77 100V101H76ZM106 100H108V101H106ZM153 100V101H152ZM158 100H160V101H162V102H158ZM164 100H165V102H164ZM168 100V101H167ZM187 100H189L188 101V106L189 105H191L194 101H195V109H194V107H192V106H190V108H192L191 109V111L189 110V109H187V105H185L186 107H184V105L183 106H181V103L182 104H186L187 103ZM199 100H201L200 102H199ZM209 100V101H208ZM242 100V99H241ZM57 101H59V102H57ZM66 101H67V103H66ZM68 101H71V102H68ZM129 101V102H128ZM155 101V102H154ZM157 101V102H156ZM181 101H183V102H181ZM199 102V104H197V102ZM32 102V104H33V106H32V104L30 105V103ZM42 102V103H41ZM52 102H54L53 104L54 105H49V103H52ZM56 102L58 103V104H60V105H56ZM63 102V103H62ZM77 102V103H76ZM85 102H86V104H85ZM112 102V101H111ZM137 102H138V104H137ZM185 102V103H184ZM221 102V103H220ZM229 102L230 103H232V105L230 104V106H229ZM39 104V103H41L40 105H39V108L38 109H36V110H33V107L35 106V104ZM43 103H45L46 105H43ZM156 103V104H155ZM212 103V104H211ZM225 103H227V105H225ZM234 103H236V105H237V103H238V105H242V106H237L236 107V105L234 104ZM75 104V106H73V105ZM79 104V105H78ZM104 104V105H105ZM161 104V105H160ZM168 104H169V106H168ZM175 105V107H174V105ZM28 105L29 106H31L30 108L28 107ZM124 105V106H123ZM126 105V106H125ZM128 105H129V107H128ZM132 105L134 106V108L132 107ZM137 105V106H136ZM151 105V106H150ZM165 105L167 106V108H163V107H165ZM173 105V106H172ZM197 105V106H196ZM201 105H203V107L201 106ZM233 105H234V107L236 108V109H232V112L234 113H232L231 112V110H229L230 108H233ZM44 106H46V107H44ZM52 106V107H51ZM100 106V107H99ZM142 106H145L144 108L146 109V110H144V108H141ZM172 106V107H171ZM202 107V109L204 108V107H206V108H204V110H201V109H199V111H198V107ZM223 106H225V108L223 107ZM254 106H256L257 107V109H253L252 107H254ZM22 107H24V108H22ZM26 107H28V108H26ZM147 107V108H146ZM159 108V109H157V108ZM200 107V108H201ZM215 107H223L222 109L223 110H221V112L219 111L220 109H218V108H215ZM255 107V108H256ZM32 108V109H31ZM42 108H44L43 109V111H41V109ZM50 108H52V109H50ZM140 110H139V109ZM152 108V109H151ZM154 108H156V110H154ZM216 109V110H213V109ZM246 108H248L249 110H246ZM251 108V109H250ZM45 109H49L48 111L47 110H45ZM64 109L66 110V112L64 111ZM76 109V110H75ZM90 109V110H89ZM98 109H100V111L98 110ZM102 109H103V112H102V114H101V111H102ZM115 109V110H114ZM128 109V110H127ZM148 109V110H147ZM162 109V110H161ZM206 109L207 110H209V112H207L206 111ZM53 110V111H52ZM71 112H70V111ZM75 110V111H74ZM83 110V111H82ZM84 110H85V112H84ZM93 110V111H92ZM127 110V112L126 113H124V111H126ZM137 110V111H136ZM143 110V111H142ZM157 110H159V111H157ZM166 110V111H168L169 112V110H170V112L168 113V112H164V111ZM184 110V111H183ZM187 110V111H186ZM227 110H229L228 112H230V113H232V114H227L226 115V111ZM252 110H254L253 111V113L251 112V114L249 115V113H247L248 111H252ZM261 110H260V112H261ZM22 111V113H21V115L19 114L20 112ZM39 111H41V112H39ZM44 111H46V113L44 112ZM56 111V112H55ZM59 111V112H58ZM64 113H63V112ZM69 111V112H68ZM74 111V112H73ZM87 111V112H86ZM90 111V112H89ZM118 111H119V113L120 114H118ZM133 111V113H131ZM140 111V112H139ZM179 111V112H178ZM184 112V114L183 113H181V116H183V115H186L185 113H188V115L187 116H184V117H186V121H184V119L185 118H183V117H181L180 116V112ZM194 111H196V114L194 113L193 114V112ZM197 111H198V113H197ZM204 111H206L207 113H205ZM212 111V112H211ZM213 111L216 113L217 112V115L215 114V113H213ZM239 112V114L237 113V112ZM256 111V112H255ZM39 112V113H38ZM53 112V113H52ZM67 112H68V115L70 116V114H73L74 115V113H75V115H76V117L78 118L79 117V119L81 118V120H84L85 122H90V121H93L92 123L90 122V124L91 125H86V133L84 134V135H80L79 137L77 136V134H79V132L78 131H74V130H76V129H74L75 128V126L73 125V124H71V123H69L68 122V115H66L67 114ZM121 112H123V113H121ZM136 114H138L137 116H135V113ZM143 112V113H142ZM152 112V113H151ZM172 112V113H171ZM178 112V113H177ZM203 112V113H202ZM225 113V115L226 116H222V115H224V113ZM242 112H246L244 115H248V119L247 120H249V122H252L250 125H249V123H248V121H246V117L244 118V115L242 116ZM25 113V114H24ZM34 113H35V116H34ZM62 113V114H61ZM66 113V114H65ZM79 113H81V114H79ZM90 114V116H91V114H92V116L94 115L95 116V119H93V118H91V117H89V115L88 116H86L87 114ZM118 115H117V114ZM127 113H128V115H127ZM131 113V114H130ZM144 113H148V114H145L144 115ZM165 114L163 117H159L160 115H162V114ZM202 113V114H201ZM219 113V114H218ZM222 113V114H221ZM236 113V114H235ZM259 113V112H258ZM26 116H24V115ZM31 116H30V115ZM39 114V115H38ZM46 114V115H45ZM79 114V115H78ZM84 114H85V117H87V118H85L84 117ZM116 114V115H115ZM133 114V115H132ZM171 114V115H170ZM174 114H176V116L174 115ZM178 114V115H177ZM211 114H214V115H216V116H218V117H216L215 119L213 118V116H211ZM253 114V115H252ZM18 115H20L19 116V118L18 117H16V116ZM27 115H29V116H27ZM43 115V116H42ZM49 115V116H48ZM81 115H83V117H84V119H82L83 117L81 116ZM102 115V116H101ZM109 115H111V116H109ZM121 115V116H120ZM132 115V117L134 118H137V119H133L132 117H131V119H130V116ZM191 115L193 116L192 117V119H191ZM252 115V116H251ZM14 116H15V118H14ZM39 116V117H38ZM40 116H41V118H40ZM68 116V117H67ZM107 116H109V117H107ZM157 116H158V118H157ZM177 116H180L179 118L177 117ZM208 118V117H210L211 119H206V117ZM228 116V117H227ZM229 116H231V118L229 117ZM236 116H237V118H236ZM241 116V117H240ZM27 118V119H25V120H22L23 118ZM38 117V118H37ZM106 117V119L107 118H109L110 119V117H111V119H110V121H113V123H115V119H117V121H116V123L118 124L119 123V121L118 120H120V122H121V124L119 123V126L115 123L114 125H113V123H112V125H113V127L115 126V125H117L118 127H120V126H125V123H127V125H129V126H125V129H123V126H122V128H120V129H118L117 128V130H116V127L115 128H113L112 127V125H111V123H110V121H108V120H106V119H104ZM123 117V118H122ZM125 117V118H124ZM156 117V118H155ZM167 117V118H166ZM198 117H202L201 118V120H199V124H198V126H197V124H195L194 122H197L198 121ZM203 117H205L204 119H203ZM215 117V116H214ZM225 117H227V118H229V119H231V120H227ZM233 117H235V118H233ZM13 118V119H12ZM17 118V119H16ZM32 119V120H30L29 121V119ZM35 118V119H34ZM47 118V119H46ZM50 118V119H49ZM52 118V119H51ZM99 120H98V119ZM152 118V119H151ZM164 118H166V119H164ZM177 118V119H176ZM190 119V120H188L187 121V119ZM212 118H213V120H212ZM232 118H233V120H232ZM11 119L12 120H15L16 122H14V123H12V121H11ZM86 119V120H85ZM101 119V120H100ZM126 119V120H125ZM128 119V120H127ZM141 119H143L142 120V122H143V124L141 123ZM163 119H164V122L162 123V121H163ZM174 119H176L175 120V122H174ZM197 119V121H194V120H196ZM220 121H219V120ZM224 119V120H223ZM235 119V120H234ZM237 119V120H236ZM239 119V120H238ZM21 120H22V122L24 123V127L21 129V128H19V127H17V125H19L20 123H21ZM27 120H28V122H27ZM59 120V121H58ZM96 120V121H95ZM106 120V121H105ZM115 120V121H114ZM129 120H130V123H129ZM136 120H138V122L136 121ZM147 120V121H146ZM160 120V122H158ZM162 120V121H161ZM167 120H168V122H167ZM209 120V121H208ZM212 120V121H211ZM219 121L220 122V124L218 123V122H215V121ZM223 120V121H222ZM260 120V121H259ZM20 121V122H19ZM25 121L27 122L26 123V125H25ZM50 121V122H49ZM56 121H57V123H56ZM97 121H98V124H96L97 123ZM125 121V122H124ZM128 121V122H127ZM131 121H133V123H134V125H135V123H137L136 125H135V127H136V131L134 130L135 128H134V125L132 124V122ZM171 121H173V122H171ZM191 121L194 123H191ZM204 121V122H203ZM208 121V122H207ZM232 121V122H231ZM52 122L54 123V124H52ZM94 122H95V124H94ZM101 122V123H100ZM109 122V123H108ZM124 122V123H123ZM147 122V123H146ZM158 122V123H157ZM170 122V123H169ZM191 123L192 125V127H191V129H190V127L188 126V127H186L187 125L186 124H188V123ZM200 122H201V124H200ZM213 122H215V123H218V124H215V126H212V127H207V125H205L204 126V124H211V123H213ZM232 124H231V123ZM241 122H243L244 123V125L243 124H241ZM259 122H261V123H259ZM30 123V124H29ZM35 123V124H34ZM101 124V126H99L100 124ZM146 123V124H145ZM222 123H224V125H226V126H224ZM238 123V125L237 126H235L236 124ZM254 123H255V126H254ZM258 123L260 124V125H258ZM47 124H49V126L47 125ZM52 124V125H51ZM65 124H66V126H65ZM92 124H94V125H92ZM103 124V125H102ZM110 124L111 126L110 127H108V125ZM131 124V125H130ZM153 124H158L156 127H155V125H153ZM160 124V125H159ZM166 124L168 125L167 127H164V126H166ZM169 124H171V125H169ZM184 124V125H183ZM203 124V125H202ZM240 124V125H239ZM259 126H257V125ZM12 125V126H11ZM13 125H15V126H13ZM30 125H32V127L30 126ZM151 125V126H150ZM152 125H153V127H152ZM174 125H176L175 127L176 128H173V126ZM181 125V127H182V125L184 126L183 128H179L178 126H180ZM188 125H190V124H188ZM196 125V126H195ZM203 126V128H200V127H202ZM213 125V124H212ZM230 125V126H229ZM11 126V127H10ZM70 126V127H69ZM90 126H92L91 128H90ZM96 126V132L97 133H99L98 135L99 136H96L97 138H95L94 136V134H96V132H93V128ZM104 126V127H103ZM131 126V127H130ZM142 126H144V127H142ZM146 126H147V128H146ZM170 126V127H169ZM211 126V125H210ZM219 128H218V127ZM232 126H234V127H232ZM247 126V127H246ZM51 127H53V128H51ZM106 127V128H105ZM108 127V128H107ZM112 127V128H111ZM197 127V128H196ZM200 129H199V128ZM230 127V128H229ZM29 128H30V130H29ZM88 128V129H87ZM89 128H90V130L91 129H93L92 131H90L89 130ZM126 128H128L127 130H126ZM130 128V129H129ZM139 128V129H138ZM144 128H145V133H144ZM157 128H159V129H157ZM177 128H179V129H177ZM190 130H189V129ZM194 128V129H193ZM218 128V133H219V131L221 132L222 131V133H217V134H215V130ZM221 128H222V130H221ZM223 128H225L224 129V131H223ZM242 130V129H245V130H243V131H239L238 132V130H240V129ZM252 128V130H253V132H252V130H250ZM262 128H264V127H262ZM11 129H12V131H11ZM18 129H20V132L18 131ZM39 129V130H38ZM47 129V130H46ZM51 129V130H50ZM67 129V130H66ZM72 129V130H71ZM74 129V130H73ZM98 129V130H97ZM106 129V130H105ZM112 130L111 132L110 131H108V130ZM148 129V130H147ZM170 131V130H175V131H168V130ZM177 129V130H176ZM183 129V130H182ZM184 129H186L187 131H186V133H185V130ZM227 129V130H226ZM255 129V130H254ZM22 130H24V131H22ZM27 132H26V131ZM71 130V131H70ZM87 130H89V132L91 133V135L89 136V133H88V131ZM114 130V131H113ZM130 130V131H129ZM137 130H138V132H137ZM165 130H167L165 133H166V135H164V133H163V131H165ZM232 130V131H231ZM257 130H260V132L259 131H257ZM39 131V132H38ZM46 131V132H45ZM47 131H50V132H48V134H47ZM61 131V132H60ZM74 131V132H73ZM95 131V130H94ZM102 131V132H101ZM104 131V132H103ZM125 131H127V133H131L130 135L132 136H130V137H128V135L129 134H127ZM134 131V132H133ZM142 133H141V132ZM181 131H183L182 133H184L185 134V136H184V134H183V139H182V137H180L181 139V141L180 140H177V138H179L177 135H182V134H178V133H180ZM191 131H192V133H191ZM201 132V131H203V132H201L199 135L201 136H199L198 135V132ZM216 131V132H217ZM231 133H230V132ZM234 131L236 132V137L234 136ZM248 131V134L246 133L245 135L246 136H248V137H246V139L244 138V136L245 135H243V137H242V135H239V133L240 132H242V133H245V132H247ZM250 131H251V133H255V135H256V137H255V135H253V134H251L250 133ZM28 132H30V133H28ZM36 132V133H35ZM38 132V133H37ZM106 132H109V134H105ZM121 132H124V133H121ZM137 132V133H136ZM149 134H148V133ZM153 134L152 136L150 135L151 133ZM194 132V133H193ZM196 132V133H195ZM207 132H212V133H214L215 134V136L216 137H218V138H216V139H218L219 140V138H226L227 137V133H228V137H229V135L231 134V137H233V138H231V137H229V139H231V140H229L228 139V137H227V139H226V141H224L223 139V141H221V142H219V143H221V145L225 148L226 147V144H227V142L229 143V141H231L230 142V144H227V147H226V149H225V151L227 152V151H229V152H227V154L225 153V151L223 152V151H221V150H224V149H221L220 150V148H222V146L219 144V143H215V141H216V139L214 138V142L212 141V137H211V135L213 136V134H211V135H209ZM238 132V133H237ZM7 133V134H6ZM22 133H23V135H22ZM25 133V134H24ZM46 135H45V134ZM76 135H75V134ZM119 133L121 134L120 136H116V138L118 139V138H120L119 140H123L124 139V141H122V143L124 142L125 144H121V142L120 141H118L114 136H113V134L114 135H119ZM126 133V134H125ZM140 133V134H139ZM148 134V135H144V134ZM173 133H175V134H173ZM233 133V134H232ZM263 133V134H262ZM19 134H21V135H19ZM102 134H103V137H102ZM125 134V135H124ZM143 134V135H142ZM197 134V136H199L200 137V139H198V137L196 136H194L193 137V135H196ZM220 134H221V137H219L220 136ZM224 134V135H223ZM241 134V133H240ZM15 135H19V136H16L15 137ZM33 135V136H32ZM36 135V136H35ZM49 135V136H48ZM59 135V137H57ZM97 135V134H96ZM108 135H109V137H108ZM126 135H127V139H131L130 141H131V143H133V144H135L134 145V147H132L131 146V143L125 138L126 137ZM150 135V136H149ZM155 135V136H154ZM162 135H164V136H162ZM169 135H172L171 136V138H170V136ZM207 135H209L208 136V140H209V143H208V141H206L207 140ZM32 136V137H31ZM73 136H74V138H73ZM91 136H93V137H91ZM107 136V137H106ZM137 136H138V138H137ZM140 136V137H139ZM147 136V137H146ZM157 136H160L161 138H160V140L158 141V143H157V140H158V138L159 137H157ZM167 136V137H166ZM177 136V138H175ZM204 136V137H203ZM205 136H206V138H205ZM223 136V137H222ZM254 136V137H253ZM258 136V137H257ZM259 136H261L260 138H259ZM57 137V138H56ZM77 137V138H76ZM87 137H90V138H87ZM100 137V138H99ZM102 137V138H101ZM150 137V139L148 140V138ZM166 137V138H165ZM16 138H17V141H16ZM23 138V139H22ZM25 138V139H24ZM40 138H42V139H40ZM55 138H56V142H58V143H56L54 140H55ZM62 138V139H61ZM72 138V139H71ZM107 138V139H106ZM109 138H111L110 140H109ZM114 138V139H113ZM143 138V139H142ZM146 138V139H145ZM151 138H152V140H151ZM153 138H155V139H157V140H155V139H153ZM168 138H170V139H168ZM200 141V140H202V139H204V141H202V142H199V144H198V140ZM247 138H249V139H247ZM24 140V141H22V140ZM40 139V140H39ZM44 139V140H43ZM87 139V140H86ZM115 139H116V141H115ZM126 139V140H125ZM136 139V140H135ZM141 139V140H140ZM145 139V140H144ZM168 139V140H167ZM176 139V140H175ZM191 139H192V141L194 142V144L192 145V141H191ZM233 139V140H232ZM241 139H243V140H246V141H250V140H253V139H255L252 143H246V141H245V143L242 145V146H240L242 143H243V140H241ZM260 139H263V141L262 140H260ZM51 140V141H50ZM83 140V141H82ZM86 142H85V141ZM102 140V142L103 143H100V141ZM105 140V141H104ZM108 140V141H107ZM155 140V141H154ZM186 140V141H185ZM218 140H217V142H218ZM221 140V139H220ZM228 140V141H227ZM12 141V142H11ZM31 141H33L32 142V144H31ZM41 141H43V143L41 142ZM107 141V142H106ZM120 143H118V142ZM129 143H128V142ZM139 141V142H138ZM142 141V142H141ZM165 141H167V143H165ZM170 141V142H169ZM191 141V142H190ZM233 141V142H232ZM236 141V142H235ZM242 141V143L240 144V145H238L240 142ZM257 141V142H256ZM36 142V143H35ZM45 142V143H44ZM106 142V145L104 144ZM115 142V143H114ZM128 143V147H125V145H127V143ZM135 142V143H134ZM141 142V143H140ZM164 142V143H163ZM182 142H184L183 144H181ZM204 142V143H203ZM205 142H207V143H205ZM211 142V143H210ZM222 142H225V145H224V143L222 144ZM254 142H256V143H254ZM25 145H24V144ZM28 143L30 144V145H28ZM35 143V144H34ZM37 143H39V144H37ZM82 143V144H81ZM88 143H89V145H88ZM90 143H92V145L93 144H96L97 145V149H96V151H98L99 149H101L103 146V144L105 145L104 147H103V149L102 150H100L99 152H91L92 150H94L95 149V147H93L92 148V146H91V144ZM107 143H109L108 145H107ZM110 143H112V144H110ZM140 143V144H139ZM178 143V144H177ZM180 143V144H179ZM202 143H203V145H202ZM215 143V144H214ZM260 143V144H259ZM117 144V145H116ZM151 145L152 146V148H151V146H149V145ZM153 144H156V146H158V147H156L155 145H153ZM161 144H163V146L164 147H162L161 148ZM166 144H168V147L169 146H172V148H168L167 147V145ZM176 145V146H173V145ZM189 144H191V146L189 145ZM205 144H207V145H205ZM236 144L238 145V146H240V147H237L238 148V150H239V148H241L239 151L238 150H236V148H235V150L236 151H238V153H241L242 151H243V148H245L244 150L245 151H243V152H245V153H243V156H241L240 154H238L237 152H236V154L235 155H232L233 153L232 152H230V151H234V149H233V147L234 146H236ZM28 147H27V146ZM49 145V146H48ZM59 145V146H58ZM82 145V146H81ZM112 145H115V146H112ZM185 145H187V146H185ZM189 145V146H188ZM195 145H197V148H196V146ZM202 146V148L201 147H199V146ZM214 145H216L215 146V149L213 148L214 147ZM220 145V146H219ZM248 145L250 146L248 149H250V150H248V149H246V147H248ZM90 146V147H89ZM120 146H122L123 148H125V149H123L122 147H120ZM131 146V147H130ZM138 146V147H137ZM141 146V147H140ZM149 148H151V149H148V147ZM154 146V147H153ZM194 146V147H193ZM207 146V147H206ZM261 147V148H259V147ZM49 147H51V149H48ZM56 147L58 148V149H60V147H62L61 148V152L60 151H58L57 149H56ZM101 147V148H100ZM112 147V149H110ZM119 147H120V149L122 148V150L120 151V149H119ZM130 147V148H129ZM137 147V148H136ZM143 147H145V148H143ZM160 147V148H159ZM165 147H167V148H165ZM209 147L211 148V149H209ZM255 147V148H254ZM52 148H55V149H52ZM84 148V149H83ZM88 148V149H87ZM143 148V149H142ZM159 148V149H158ZM186 148V149H185ZM216 148H218V149H216ZM86 149V150H85ZM92 149V150H91ZM118 149H119V151L120 152H118ZM136 149V150H135ZM148 149V150H147ZM152 149H154V150H152ZM196 149H197V151H199V150H201V152L199 151V152H197L196 151ZM253 149H257L256 151H254ZM259 149V150H258ZM83 150V151H82ZM90 150V151H89ZM107 150V151H106ZM108 150L110 151L109 153H108ZM116 150H117V152L118 153H116ZM139 150H142V151H139ZM147 152H146V151ZM155 150H157V151H155ZM178 150V151H177ZM181 150V151H180ZM185 150V151H184ZM195 150V151H194ZM203 150H205V153L208 151H212V152H214L215 151V154H213V153H210L209 152V154H213V156L211 157V155H209L208 156V154L206 155L204 152H203ZM214 150V151H213ZM217 150V151H216ZM220 150V151H219ZM248 150V151H247ZM46 151V152H45ZM58 151V152H57ZM113 151H115L114 153H112ZM126 151V152H125ZM128 151V152H127ZM134 151V152H133ZM144 151V152H143ZM150 151H152V152H150ZM153 151L155 152V154H153ZM170 151L172 152V153H170ZM176 151V152H175ZM183 151V152H182ZM187 151V152H186ZM194 151V152H193ZM220 152V154L221 153H225L226 155H224V154H221L220 156H219V158L220 157H222L221 159H217V160H214V159H216V157L218 156L217 154ZM158 152H159V156L157 155L158 154ZM171 154V156H170V154ZM173 152H174V154H173ZM178 152V153H177ZM181 152V153H180ZM192 152V153H191ZM195 152H197V154L198 155H195L196 153ZM218 152V153H217ZM249 152H251V153H249ZM261 152H262V154H261ZM44 153H45V156H44ZM88 153L90 154V155H88ZM102 153V154H101ZM106 153V154H105ZM120 153V154H119ZM123 153H125L126 155L127 154H129V156L127 155V157L125 156V158H124V155H123ZM133 153V154H132ZM152 153V154H151ZM161 153L163 154L164 153V157H163V155L162 156H160L161 155ZM183 153V154H182ZM187 153H189V158H188V155H186ZM195 153V154H194ZM199 153H201L202 155L200 156V154ZM230 153H232L231 155V157L232 158H234V156H235V158H234V160L230 157ZM117 154V155H116ZM139 154V155H138ZM149 154H150V156H149ZM181 154H182V156L184 157H182L181 158ZM196 156V159H194L195 158V156ZM203 154H205V156H203ZM238 154V157L236 156ZM242 154V153H241ZM256 154V155H255ZM40 155H43V156H41L40 157ZM88 155V156H87ZM103 157H102V156ZM105 155V156H104ZM120 155V156H119ZM122 155V156H121ZM131 155V156H130ZM147 157H146V156ZM153 155V156H152ZM167 155H168V157H167ZM176 155H178L177 156V159H175V157H176ZM180 155V156H179ZM185 155V156H184ZM252 155H254V157L252 156ZM260 155H262L261 157L263 158V161L261 160V159H259L258 157L260 156ZM48 156V157H47ZM59 156H61V157H59ZM92 156V157H91ZM94 156H96L95 157V159H94ZM109 156H111V158L109 157ZM116 156H119V157H117L118 159H120V160H122V163L121 162H119V164H117V166L118 167H120V165H121V169L120 168H118L116 165V167H114V166H112V165H114V164H116L118 161H120V160H118L117 158H116ZM152 156V157H151ZM157 156H158V158H157ZM175 156V157H174ZM187 156V157H186ZM197 156H199V158L197 157ZM252 156V157H251ZM100 157H102V159L100 158ZM106 157V158H105ZM123 157V158H122ZM160 157H163V158H161L160 159ZM178 157H179V159H178ZM209 157L210 158H214V159H211L212 161H213V168H216V169H214V170H216L217 171V169H219V167H220V165L222 164V165H224V164H226V162L229 164V163H232L233 164V167L234 168H232V165L230 166V168L231 169H235L236 168V170H237V168L238 169H240V171H242L243 170V178H244V176L245 175H247V173H249V172H251V173H249L251 176V178L248 180V182L250 181V182H252L251 183V185L253 186V189H254V187H256V185L255 184H257L259 187V189H255V190H244L243 191V189H241V191H238V190H236L237 192H235L234 190H230V189H228V188H226L227 189V191L229 190L230 191V195H229V197H228V194H229V192H227L226 191V189H225V187L223 188L222 186V184H224L225 182H227V181H229L230 180V177H232V170L231 171H224L223 169L221 170V173L222 174H219L218 175V173L216 174V172L213 174L212 172H210L209 173V169L211 170V171H213V168L212 167H209V166H211V164H209V162H208V160H209ZM229 158L230 157V160L229 161H226V160H228V159H226V158ZM237 157V158H236ZM260 157V158H261ZM10 159H12V161L9 159L8 160V165H9V167H12L16 162H17V160H15L16 158H15V156H13V157H9ZM63 158V159H62ZM100 158V159H99ZM110 158V159H109ZM112 158H113V160H112ZM114 158H116L117 160H114ZM129 159V160H127V162H128V164L126 163V159ZM147 158V159H146ZM157 158V160L156 161H154L155 159ZM175 160H177V161H174L173 162V160L174 159ZM195 160H193V159ZM255 158H258V161H259V163L261 162V164L263 165H261V164H259V163H257L258 161H257V159H255ZM99 159V160H98ZM137 159V160H136ZM173 159V160H172ZM187 159H189L190 161H187ZM200 159H201V161H203V162H206V164L205 163H203V162H198V163H196L198 160L200 161ZM206 159H208V160H206ZM244 159V160H243ZM253 159L255 160V161H253ZM103 160H105V161H103ZM109 160V161H108ZM110 160H112L111 161V163H108V162H110ZM123 160H125V161H123ZM140 160V161H139ZM170 160V161H169ZM197 160V161H196ZM206 160V161H205ZM225 160V161H224ZM243 160V161H242ZM249 160H252L253 162H255V166L254 165H252L251 163V161H249ZM10 161V162H9ZM92 161V162H91ZM114 161V162H113ZM143 161V162H142ZM166 162V163H163V164H165V165H163L162 164V162ZM182 163H181V162ZM194 161V162H193ZM214 161H216L215 163H214ZM217 161H218V164H217ZM222 161V163H220V162ZM240 161H242V162H240ZM257 161V162H256ZM15 162V163H14ZM60 162V163H59ZM97 162V163H96ZM100 162L102 163L101 165H100ZM123 162H125V163H123ZM138 162V163H137ZM146 162V163H145ZM157 162V163H156ZM208 162V163H207ZM238 162H240V163H242V164H240L239 163V165H236V163L238 164ZM248 162H251V163H248ZM53 163H55V165L53 164ZM103 163H104V165L105 166H103ZM136 163V164H135ZM171 163V164H170ZM176 163V164H175ZM184 163V164H183ZM220 163V164H219ZM246 163H247V165L248 164H250V166L251 167H249V165H248V167H244V166H246ZM57 164V165H56ZM108 164V165H107ZM124 164V165H123ZM158 164H161L160 166L158 165ZM188 164V165H187ZM216 164V165H215ZM41 165H42V163H41ZM98 165H100V166H102V167H100V166H98ZM106 165H107V168L106 169H104L103 167H106ZM109 165H111V166H109ZM127 165V166H126ZM135 165V166H134ZM141 165H142V167H141ZM147 165V166H146ZM171 165V166H170ZM184 165V166H183ZM190 165H191V168H190ZM195 167H194V166ZM199 165H202L201 167L199 166ZM206 165V166H205ZM219 166L218 168L216 167V166ZM234 165H236V166H234ZM240 165H242L243 167H241ZM258 167H257V166ZM259 165H261L260 167H259ZM35 166H36V169H35ZM53 166H55V167H53ZM96 166H98V168L96 167ZM108 166L110 167V170H111V172L109 173V168H108ZM146 168H145V167ZM164 166L166 167V168H164ZM197 166H198V168H197ZM204 166V167H203ZM240 166V167H239ZM254 166V167H253ZM122 167H123V169L124 170H122ZM132 167V168H131ZM134 167V168H133ZM139 167V168H138ZM206 167V168H205ZM100 168V169H99ZM102 168H103V171H102ZM114 168H117V169H114ZM157 168V169H156ZM179 168H180V170H179ZM190 168V170H187V169H189ZM199 168H200V171H199ZM212 168V169H211ZM256 168V169H255ZM60 169V170H59ZM129 171H128V170ZM174 169H176V170H174ZM193 169V170H192ZM206 169V170H205ZM220 169H221V167H220ZM260 169V171H263V172H261L262 174H263V176H261L260 174V171H257V170H259ZM262 169V170H261ZM99 170V171H98ZM116 170V171H115ZM117 170H120V172L118 171L117 172ZM142 171L141 173H140V171ZM145 170V171H144ZM151 170H152V172H151ZM158 170V171H157ZM178 170V171H177ZM197 170V171H196ZM235 170V171H236ZM246 170H248V171H246ZM251 170V171H250ZM254 170V172H252ZM256 170V171H255ZM8 171H10V170H8ZM65 173V175H63V172ZM70 172V175H69V172ZM94 171V172H93ZM101 171V172H100ZM113 171V172H112ZM127 171V172H126ZM138 171V172H137ZM144 171V172H143ZM153 171H154V174H153ZM168 171H170V172H168ZM186 171V172H185ZM191 171V172H190ZM203 171V172H202ZM206 171V172H205ZM224 171V172H223ZM246 171V172H245ZM58 172H60V173H58ZM62 172V173H61ZM100 172V173H99ZM121 172H123V173H121ZM124 172H125V174H124ZM139 173V174H137V173ZM148 172V173H147ZM175 172V173H174ZM195 172L196 173H199V175H201V177H199V178H197V175L195 174ZM202 172V173H201ZM214 172V171H213ZM230 172V173H229ZM256 172V173H255ZM106 173H108V174H110V175H108V174H106ZM116 173V174H115ZM152 173V174H151ZM158 173V174H157ZM171 173V174H170ZM172 173H174V174H172ZM179 173H180V175H179ZM201 173V174H200ZM203 173L205 174V173H208V175H203ZM224 173V174H223ZM228 173V175H226ZM252 173H255V174H253L252 175ZM257 173H260L259 174V176H258V174ZM57 174L59 175L58 177H57ZM62 174V175H61ZM68 174V175H67ZM96 176H95V175ZM100 174H103V176L102 175H100ZM131 174V175H130ZM136 174L139 176L140 174V178L138 177V176H136ZM169 174V175H168ZM192 174V175H191ZM194 174V175H193ZM256 174H257V177H256ZM74 175V176H73ZM118 175V176H117ZM135 175V176H134ZM144 175V176H143ZM153 175V176H152ZM159 175V176H158ZM165 175V176H164ZM177 175H179V177L177 176ZM196 175V176H195ZM218 176V178H216L217 176ZM222 175H225V177L223 176V178L221 177ZM230 175V176H229ZM67 176V177H66ZM106 176V177H105ZM116 176H117V178L119 177H121L119 180L120 181H116V180H118L117 178H116ZM130 176V177H129ZM147 178H146V177ZM157 176V177H156ZM160 176H162L160 179H159V177ZM170 176V177H169ZM185 176V177H184ZM188 176V177H187ZM193 176V177H192ZM205 176V177H204ZM208 176V177H207ZM214 176L215 177V179L213 178L212 179V177ZM222 178H220V177ZM240 176V175H239ZM242 176V175H241ZM73 177V178H72ZM99 177V178H98ZM102 177H104V179L102 178ZM108 177V178H107ZM112 178V179H110V178ZM113 177L114 178H116V179H113ZM125 177H127V178H129V179H127V178H125ZM137 177H138V180H137ZM153 177V178H152ZM174 177H176V179L174 178ZM209 177H211V181H213V183L215 184V185H217V184H219L218 182L220 181L221 182V180H222V182L219 184V185H221V186H213V183H210V178ZM229 177V178H228ZM247 177H248V175H247ZM246 177V178H247ZM256 177V178H255ZM259 177V178H258ZM57 178H59L58 179V181H57ZM72 178V179H71ZM105 178H107V180L105 179ZM181 179V180H179V179ZM186 178H187V180H186ZM194 178H196V179H194ZM227 179V180H225V179ZM258 178V179H257ZM98 179V180H97ZM101 179H103V181L101 180ZM124 179H126V180H124ZM153 179V180H152ZM164 179V180H163ZM173 179H175V180H173ZM178 179V180H177ZM188 179H189V181H188ZM198 179V180H197ZM203 179L205 180V182L203 181ZM209 179V182L207 181V180ZM218 179H219V181H218ZM221 179V180H220ZM129 180V181H128ZM155 180V181H154ZM163 180V181H162ZM171 180V181H170ZM186 180V181H185ZM190 180H191V182L193 183H191L190 182ZM69 181V182H68ZM92 181V182H91ZM103 182V183H101V182ZM105 181H107V183L105 182ZM124 181V182H123ZM125 181H128V182H125ZM142 181L145 183H142ZM160 181H162V183L160 182ZM169 181H170V184H169ZM173 181H174V183H173ZM184 181V182H183ZM194 181H196V182H194ZM200 181V182H199ZM203 181V182H202ZM207 181V182H206ZM256 181H260V183L259 182H256ZM95 182V183H94ZM100 182V183H99ZM104 182H105V184H104ZM111 182V184H109ZM114 184H113V183ZM116 182V183H115ZM122 182L123 183H125V184H122ZM153 182V183H152ZM158 182V183H157ZM172 182V183H171ZM188 182V183H187ZM202 182V183H201ZM255 182V183H254ZM98 185H97V184ZM119 183V184H118ZM122 185H121V184ZM154 183H156L155 185H154ZM166 183V184H165ZM177 184V186H175L176 184ZM197 183V184H196ZM208 185L209 183L212 185V188L214 189L215 188V190H213V189H211V187H210V184L208 185V187H207V189H205L204 188V186L206 187V184ZM68 184V185H67ZM118 184V185H117ZM136 184H138L137 185V187H136ZM141 186H140V185ZM143 184V185H142ZM149 184H150V186H149ZM159 184H161L160 186H159ZM165 184V185H164ZM188 184V185H187ZM192 184V185H191ZM195 184V185H194ZM205 184V185H204ZM55 186V188H54V186ZM75 186V187H73V186ZM101 185V186H100ZM125 185V186H124ZM132 185V186H131ZM153 185V186H152ZM48 186H50V187H48ZM71 186H72V188L73 189H69V188H71ZM95 186H96V188H95ZM105 186V187H104ZM123 186V187H122ZM171 186V187H170ZM189 186V187H188ZM194 186V187H193ZM60 187V188H59ZM82 187V188H81ZM99 187V188H98ZM103 187V188H102ZM107 187V188H106ZM113 187V188H112ZM123 189H122V188ZM135 187V188H134ZM170 187L171 189H172V191H171V189H169L168 190V188ZM173 187V188H172ZM188 187V188H187ZM209 187H210V189L212 190H209ZM216 187H217V189H216ZM220 187V188H219ZM67 188V189H66ZM93 188V189H92ZM95 188V189H94ZM104 188H105V190H104ZM116 188V189H115ZM155 188H157V191L155 190ZM192 188L194 189V191L192 190ZM221 188H223V189H225V190H223V191H220V190H222ZM257 188V187H256ZM43 189L45 190V192L43 191ZM48 189V190H47ZM65 190V195L69 192V195L67 194L66 196H64V190ZM70 191H69V190ZM75 189V190H74ZM97 189V190H96ZM101 189V190H100ZM113 189V190H112ZM118 189V190H117ZM150 189V190H149ZM154 189V190H153ZM191 189V190H190ZM49 190H52V191H49ZM63 190V191H62ZM66 190H68V191H66ZM72 190H73V192L75 193V191H76V193L75 194H77V195H74L73 197H75L74 199H75V201H73V200H71L70 199V197H71V192H72ZM111 190V191H110ZM115 190H116V192H115ZM136 190V191H135ZM151 191V192H149V191ZM153 190V191H152ZM165 190L168 192H165ZM176 190V191H175ZM263 190V191H262ZM24 191V192H23ZM44 193H43V192ZM47 191V192H46ZM85 191V192H84ZM88 191V193H86ZM91 191H92V194H91ZM110 192V193H108V192ZM134 191V192H133ZM162 191H163V193H162ZM192 191V192H191ZM198 191V192H197ZM199 191H200V193H199ZM207 191H211L212 192V194H213V197H212V195H210V197H212L211 199L213 200H211L210 198H208V199H206L205 200V202H203L204 201V197H209V196H207V195H209V193H207ZM215 191V192H214ZM244 193H243V192ZM249 191V192H248ZM252 191H254L253 192V195L254 194H256V192L258 191V193L255 195V196H253V195H250V193H252ZM256 191V192H255ZM23 192V193H22ZM49 192V193H48ZM61 192V193H60ZM84 192V193H83ZM118 192V193H117ZM135 192H137V195H136V193ZM138 192H139V194H138ZM148 192H149V194H148ZM161 192V193H160ZM172 192V193H171ZM204 193L203 195H201V193ZM211 192H210V194H211ZM214 192V193H213ZM222 193V196H220V197H223L222 199L223 200H225V201H222V203H220L221 202V200L220 199H218L219 198V195H217L218 193ZM226 192V194H227V196L226 195H223L224 193ZM232 192V193H231ZM239 192V193H238ZM241 192H242V196H240L241 195ZM60 193V194H59ZM103 193H104V195H103ZM123 195V197L120 195ZM123 193V194H122ZM126 193V194H125ZM131 193H133L134 195L133 196H131ZM142 193V194H141ZM165 193H167V194H165ZM178 193V194H177ZM187 193V194H186ZM197 193H199L201 196H202V201H201V197H200V195L199 194H197ZM206 193H207V195H206ZM219 193V194H220ZM234 193H237V194H240L239 195V198H241V199H243V197H244V199L242 200V202H239L240 200H238L239 198H232L233 196V194ZM247 193V194H246ZM262 193V194H261ZM55 194H56V196H55ZM59 194V196H57ZM82 194H83V196H82ZM100 196H99V195ZM129 194V195H128ZM176 194V195H175ZM237 194H234L236 197H238V195ZM243 194H246V196L245 195H243ZM249 194V195H248ZM22 195V196H21ZM43 195H45V196H43ZM72 195H73V193H72ZM111 195V197H109ZM140 195V196H139ZM165 195H168V197L167 196H165ZM197 195V196H196ZM205 195V196H204ZM221 195V194H220ZM260 195V196H259ZM21 196V197H20ZM47 196H53V199H52V197H50V198H48ZM68 196H69V198H68ZM80 196V197H79ZM104 196V197H103ZM107 196V197H106ZM121 196V197H120ZM132 198H130V197ZM148 196H150V197H148ZM188 196V197H187ZM193 196V197H192ZM197 197V199H198V197H199V199L197 200L196 199V197ZM217 198H216V197ZM234 196V197H235ZM248 196H251V198H249ZM34 197H36L35 199H33ZM43 197H45V202L43 203V205H45V207L47 208V206H52L53 205V207H51L52 209H49V212H48V210H47V215L49 214L50 215V217H52V216H54L53 218H54V220H56L55 222H54V225H51L50 226V228H48V229H50V230H46V229H41V230H43V231H41L40 230V227L41 226H39L38 225V223L41 221V220H43V216H47L45 213H43V215H42V213H41V215H40V213H39V211H37V213H36V211H34L33 210V207H31L30 208V205H40V206H43L42 205V200L44 199ZM62 197H64V198H62ZM73 197H72V199H73ZM79 197V198H78ZM82 197V198H81ZM102 197V198H101ZM141 197V198H140ZM145 197V198H144ZM178 197V198H177ZM181 197V198H180ZM185 197V198H184ZM230 197H231V200H232V202H230L231 200H230ZM252 197H256L255 198V200L257 199V201H254V198H252ZM260 199H259V198ZM261 197H262V199H261ZM16 198V199H15ZM20 198V199H19ZM38 198H40V199H38ZM41 198H43V199H41ZM81 198V199H80ZM94 198V199H93ZM109 199V200H107V199ZM119 198L122 200V201H118L119 200ZM139 198V199H138ZM151 198V199H150ZM163 198H164V201H163ZM190 198H191V200H190ZM215 198V199H214ZM228 198V199H227ZM24 199H26V200H28V202L27 201H25ZM29 199L31 200V201H29ZM32 199H33V201H32ZM49 199V200H48ZM52 199V200H51ZM60 199H61V201H60ZM62 199H63V201H62ZM106 199V200H105ZM124 199V200H123ZM128 200V202H127V200ZM147 201H146V200ZM157 199V200H156ZM188 199H189V202H188ZM193 199H196L195 201H194V203H193ZM249 199V200H248ZM258 199H259V201H258ZM11 200V201H10ZM13 200H15V201H17V200H19V203L17 204V203H14L13 204ZM20 200H23L26 204L24 205L25 206V208L23 209L22 208V205L24 204H21L23 201H20ZM35 200V201H34ZM68 200H71L70 202H72V204L70 203V206H69V203L68 204H65L66 203V201H68ZM78 200H80V201H78ZM110 200H112V201H110ZM115 200H117V202H115ZM172 200V201H171ZM209 200V201H208ZM214 200H215V203H214ZM219 200V201H218ZM237 202H236V201ZM250 200H252L253 202H250V203H248ZM84 201V202H83ZM115 203H114V202ZM155 201V202H154ZM169 201V202H168ZM217 201L219 202V203H217ZM262 201V202H261ZM37 202H41V203H37ZM81 202V203H80ZM84 204H83V203ZM95 202V203H94ZM104 202H106V203H104ZM108 202V203H107ZM110 202H112L111 204H110ZM120 202V203H119ZM138 202V203H137ZM158 202H159V204H158ZM170 202H172V204L170 203ZM223 202L224 203H226V205L227 206H225V208H223L224 207V205H223ZM235 203V204H237V205H235L239 210H240V213H239V211H238V209L236 208V207H234V205H232V204H227V203ZM243 202H245V203H247V205H244L243 204ZM257 202V203H256ZM10 203V204H9ZM32 203V204H31ZM50 203H52V204H50ZM53 203H56V204H53ZM66 205V206H68V208L67 207H65V206H63L64 204ZM73 203L74 204H76L75 205V207H74V205H73ZM104 203V204H103ZM167 203V204H166ZM176 203V204H175ZM186 203V204H185ZM243 204V206L242 207H240L238 204ZM255 203V207L254 208H252L251 206H249V205H252V206H254L253 204ZM12 205V207H10V209L8 210V209H6V207H7V205ZM17 204V205H16ZM47 204H49V205H47ZM63 204V205H62ZM79 204V205H78ZM81 204V205H80ZM109 204V205H108ZM149 204V205H148ZM152 204H155V205H152ZM158 204V205H157ZM164 204V205H163ZM183 204V205H182ZM215 204H217L218 206H216ZM223 205V207H222V205ZM241 204V205H242ZM249 204V205H248ZM260 204H261V206H260ZM15 205L17 206L16 208H14L15 207ZM28 207H27V206ZM55 205V206H54ZM57 205V206H56ZM105 205V206H104ZM141 205V206H140ZM156 205H157V207H156ZM168 205V206H167ZM203 205V206H202ZM206 205H208V209H207V206ZM213 205V206H212ZM230 205H231V208L229 209V207H230ZM14 206V207H13ZM61 206H63V207H61ZM81 206V207H80ZM109 206V207H108ZM112 206V207H111ZM136 208H135V207ZM140 206V207H139ZM148 206H149V208H148ZM154 207V208H151V207ZM206 206V207H205ZM245 206H249V207H251V209H253V211H255L254 212V215H253V213H251L250 214V210H248V208L247 207H245ZM21 207V208H20ZM44 206H43V209L45 208ZM50 207H48V208H50ZM55 207H58V208H56V210H54V208ZM70 207V208H69ZM81 209H80V208ZM107 207V208H106ZM118 207H120V208H118ZM146 207H147V209H146ZM155 207H156V209H155ZM164 207V208H163ZM195 209H194V208ZM201 207V208H200ZM204 207V208H203ZM235 209H237V215H234V213L236 214V212H235V210H234V208ZM243 207H245V208H243ZM258 207H260V208H258ZM27 208V209H26ZM79 208V209H78ZM91 208V209H90ZM123 208V209H122ZM132 210H131V209ZM135 208V210H133ZM139 208V209H138ZM197 208H198V210H199V212H198V210H197ZM211 208L213 209V211L211 212L210 210H211ZM232 208H233V210H232ZM241 208H243V210L241 209ZM246 208H247V210H246ZM256 208V210H254ZM263 208V207H262ZM68 209V210H67ZM120 209V210H119ZM146 211H145V210ZM148 209H149V211H148ZM186 209V210H185ZM207 211H210L209 212V214L211 215H207V213L208 212H206L205 210ZM218 209H221L222 211H223V213H225V212H227L226 214H224L223 215V213L221 212V210L219 211ZM226 209H228L229 211H226ZM257 209H260V210H257ZM5 210H8V212L9 211H11V213H8V212H6ZM26 210H28V211H26ZM33 210V211H32ZM55 211V213H53L54 211ZM65 210V211H64ZM118 210V211H117ZM124 210V211H123ZM142 210V211H141ZM192 210V211H191ZM196 210V211H195ZM20 211V212H19ZM60 211V212H59ZM63 211V212H62ZM135 211V213L133 214V212ZM159 211H161V212H159ZM203 211V212H202ZM225 211V212H224ZM232 211V213H231V215L230 214H228V213H230ZM243 211L245 212H247V211H249L248 213H243ZM252 211V212H253ZM256 211H258L257 213H256ZM6 212V213H5ZM30 212V213H29ZM108 212V213H107ZM127 212V213H126ZM128 212H130V214L128 213ZM139 212V213H138ZM216 212H218V214L216 213ZM36 213V214H35ZM68 213V214H67ZM116 213H118V215H116ZM122 213V214H121ZM159 214V213H161V214H159V215H157V214ZM221 213V214H220ZM242 213L244 214V217H243V215H242ZM4 214V215H3ZM26 214V215H25ZM37 214H39V215H37ZM146 214V215H145ZM156 214V215H155ZM173 214V215H172ZM204 214V215H203ZM220 214V215H219ZM242 215V218L241 219H239L238 218V216L240 217L241 215ZM245 214H248V217H250L251 215H253L252 217H250V219H252V221L253 220H255V221H258L259 223L261 222L262 223V225H260V224H258L257 222H252L251 221V224H250V220H249V218H247V216L245 215ZM48 215V216H49ZM60 215V216H59ZM63 215V216H62ZM104 215V216H103ZM111 215V216H110ZM126 215V216H125ZM127 215H129V216H127ZM130 215H132V216H130ZM138 215V216H137ZM182 215V216H181ZM198 215V216H197ZM214 215V216H213ZM215 215H217V216H220L219 217V219L217 220V219H215V218H218V217H216ZM223 215V216H222ZM227 215H229L228 217H226ZM257 215H258V217H257ZM21 216H22V218H21ZM57 216L60 218V219H58L57 220ZM125 216V217H124ZM135 216H137V219H136V217ZM175 216V217H174ZM184 216V217H183ZM194 216V217H193ZM246 216V217H245ZM155 217V218H154ZM188 217V218H187ZM203 217V218H202ZM239 219L238 220V222L237 223H234V222H236L237 221V218ZM75 218V219H74ZM112 218V219H111ZM123 218H125V219H123ZM129 220H128V219ZM133 220H132V219ZM225 218V219H224ZM247 218V219H246ZM256 218H257V220H256ZM264 218V217H263ZM67 219V220H66ZM119 221H117V220ZM122 219V220H121ZM184 221H183V220ZM212 219H214L213 220V222H208V221H212ZM222 219H224V220H222ZM227 219V220H226ZM231 219V220H230ZM233 219V220H232ZM236 219V220H235ZM248 221V223L249 224H247V221ZM25 220V221H24ZM27 220V221H26ZM30 220V221H29ZM40 220V221H39ZM117 221V223H116V221ZM138 220V221H137ZM140 220V221H139ZM193 220V221H192ZM216 220V221H215ZM235 220V221H234ZM240 220H241V222H240ZM242 220H243V222H242ZM262 220H264V219H262ZM16 221L18 222V221H23V222H28L29 223V225L31 226V227H33V228H31L32 230L31 231H29V230H27L28 228L26 227V228H24L25 227V225H23V224H19L18 225V223H16ZM33 221H36V222H33ZM38 221V222H37ZM134 221V222H133ZM149 221H151V222H149ZM182 221V222H181ZM191 221V222H190ZM205 221H207L206 222V224H209V226H211V227H209L208 225H206L204 222ZM218 221V222H217ZM228 221V222H227ZM232 221V223H231V226H229V222H231ZM246 221V222H245ZM7 222V223H6ZM10 222H12V223H10ZM58 222H61V223H58ZM88 222V223H87ZM112 222V223H111ZM114 222V223H113ZM139 222V223H138ZM140 222H142V223H140ZM156 222V223H155ZM216 222V223H215ZM241 223V225H240V223ZM16 224L15 226H19L18 227V231L17 230H15L14 229V225L12 226V224ZM36 223H37V225L38 226H35L36 225ZM55 223H56V225H55ZM57 223H58V225H57ZM73 223V224H72ZM75 223V224H74ZM83 223H85V224H83ZM91 223V224H90ZM97 223V224H96ZM103 223H105V224H103ZM136 223V224H135ZM161 223H162V225H161ZM168 223V224H167ZM172 223V224H171ZM246 223V224H245ZM253 223V224H252ZM257 223V225H259L258 227L261 229V231H260V229H259V231L258 230H255L256 228H258V227H255L256 225L255 224ZM65 224H67V226L69 227L70 225H71V227H72V225H73V228H71V227H69V228H67L66 230H65ZM83 224V225H82ZM116 224V225H115ZM148 224V225H147ZM94 225V226H93ZM98 225V226H97ZM101 225V226H100ZM120 225V226H119ZM123 225V226H122ZM147 225V226H146ZM151 225V226H150ZM181 225V226H180ZM193 227H191V226ZM238 225H240V227L238 226ZM250 225V226H249ZM253 225V226H252ZM255 225V226H254ZM7 226V227H6ZM64 226V227H63ZM81 226H83L84 228H82ZM146 226V227H145ZM152 226H154V227H152ZM161 226V227H160ZM185 226H187L186 228H185ZM206 226H208L207 227V230L206 229H204V227ZM238 226V227H237ZM247 226H248V228L249 227H251V228H249L251 231H248L249 229L247 228ZM260 226H262V227H260ZM13 227V229L15 230H11L10 228H12ZM35 227H37V230L35 231ZM52 227V228H51ZM54 227V228H53ZM62 227V228H61ZM79 227H80V229H82V230H79ZM91 227L93 228V229H91ZM96 227V228H95ZM107 227V228H106ZM129 227V228H128ZM218 227H220V226H218ZM242 227V228H241ZM255 227V229L253 230V228ZM17 228V227H16ZM85 228H86V231H85ZM119 228V229H118ZM127 228V229H126ZM213 228V227H212ZM7 229H9L8 231H7ZM111 229V230H110ZM137 229V230H136ZM144 229V230H143ZM205 231H203V230ZM4 230V231H3ZM11 230V231H10ZM45 230L47 231V232H45ZM73 230V234H71V231ZM127 230H129V231H127ZM133 230V231H132ZM148 230H151V231H149L148 232ZM209 230V231H208ZM210 230H212L211 231V234L209 233L210 232ZM253 230V231H252ZM3 231V232H2ZM25 231V232H24ZM39 231H41V233H43V234H39L40 232ZM92 231H94V232H92ZM126 231V232H125ZM131 231V232H130ZM139 231V233L137 234V232ZM146 231V232H145ZM255 231V233H256V231L258 232V233H256V235H255V233H252V232H254ZM8 232V233H7ZM28 232H30V233H32V234H30V233H28ZM37 232H39V233H37ZM70 232V233H69ZM85 232V233H84ZM102 232V233H101ZM234 232V233H233ZM260 232V233H259ZM6 233V234H5ZM13 233V234H12ZM70 234V236H72V237H66L67 236V234ZM80 233V235L78 236V234ZM123 233V234H122ZM126 233V234H125ZM131 233V234H130ZM144 233V234H143ZM204 233L206 234V235H204ZM10 234H11V236H10ZM28 234H29V236H28ZM68 234V235H69ZM82 234V235H81ZM116 236H115V235ZM130 234V235H129ZM143 234V235H142ZM187 234V235H186ZM193 234V235H192ZM237 236V237H235V235ZM245 234V235H244ZM248 234H249V236H248ZM252 234H253V237L252 238H256L257 236H259V234H260V236H259V238L257 237L256 238V242L254 243V242H252V244H254V245H252L250 242L251 241H253V240H251L252 238H251V236H252ZM12 235H14V237L12 236ZM65 237H64V236ZM89 235V236H88ZM129 235V236H128ZM148 235V236H147ZM156 235V236H155ZM158 235V236H157ZM190 235V236H189ZM230 235H231V237L234 235V238L233 239H231V237H230ZM247 235V236H246ZM17 236V237H16ZM62 236H63V238H62ZM74 236V237H73ZM96 236V237H95ZM124 236V237H123ZM126 236H128L127 238H129L130 240H131V244H130V240L127 242V244H130V246L129 245H127L126 243V245H124V242H126L128 239H125L126 238ZM136 236V238H134ZM176 236V237H175ZM189 236V237H188ZM210 237V238H208V237ZM241 236V237H240ZM6 237V238H5ZM10 237H12V238H10ZM56 237V238H55ZM90 237V238H89ZM140 237V238H139ZM170 237V238H169ZM188 237V238H187ZM205 237V238H204ZM247 237H248V239H247ZM66 238H69V239H66ZM133 240H132V239ZM138 238V239H137ZM158 238V239H157ZM165 238V239H164ZM167 238V239H166ZM172 238V239H171ZM182 238V239H181ZM9 239V240H8ZM24 239H25V241H24ZM59 239V240H58ZM61 239V240H60ZM63 239V240H62ZM103 239V240H102ZM124 239V240H123ZM151 239V240H150ZM199 239V240H198ZM258 239H259V241L261 240V242L260 243H258L259 241H258ZM13 240V241H12ZM16 240V241H15ZM43 240V241H42ZM68 240V241H67ZM75 242H74V241ZM83 240V241H82ZM117 240V241H116ZM121 240L123 241V242H121ZM156 240V241H155ZM207 240V241H206ZM7 241H9V242H7ZM15 241V242H14ZM18 241V242H17ZM54 241H59L58 243H56V242H54ZM65 241V242H64ZM72 241L74 242V243H72ZM78 241V242H77ZM79 241H81V243L79 242ZM94 241V242H93ZM114 241H116V242H114ZM132 241H134V242H132ZM136 241V242H135ZM138 241V242H137ZM144 241V242H143ZM199 241V242H198ZM245 241V242H244ZM258 241V242H257ZM263 241V242H262ZM17 242V243H16ZM24 242V243H23ZM28 242H30V246H29V244H28ZM45 242V243H44ZM53 242V243H52ZM61 242H64L63 244H60ZM67 242H69V244L67 243ZM73 244V245H71V246H69L71 243ZM90 242V243H89ZM92 242V243H91ZM111 242V243H110ZM148 242V243H147ZM152 243V244H150V243ZM161 242V243H160ZM179 242V243H178ZM185 242H187V243H185ZM198 242V243H197ZM206 242V243H205ZM240 242H242V243H240ZM247 242V243H246ZM80 243V244H79ZM84 243V244H83ZM123 243V244H122ZM200 243V244H199ZM236 243V244H235ZM256 243H258L257 245H259V247H260V249L262 248V253H260V255H259V252H260V250H259V248H258V246L256 245ZM23 244H26L25 246L23 245ZM43 244V245H42ZM52 244H54L55 246L58 244V249H57V246H56V248H54V245H52ZM60 244V245H59ZM87 244V247L86 246H84V245H86ZM90 244V245H89ZM92 244V245H91ZM134 244V245H133ZM200 246H199V245ZM201 244H203V245H201ZM223 244H225V243H223ZM233 244H235V245H233ZM242 244V245H241ZM248 244V245H247ZM24 247V249H23V247ZM28 245V246H27ZM42 245V246H41ZM51 245L53 246V248L51 247ZM67 245V246H66ZM77 245H80V248L77 246ZM83 245V246H82ZM147 245H148V247H147ZM153 245H155V247L153 246ZM161 245V246H160ZM244 245H246V246H251V248L250 247H246L245 248V246ZM15 246V248L17 247H19L18 249L16 248V249H14L13 247ZM34 246V247H33ZM48 246H50L51 248H49ZM123 248H122V247ZM144 246H145V248H144ZM153 246V247H152ZM252 246H257L255 249L252 247ZM14 249V250H12V248ZM27 247V248H26ZM61 247H64V249L63 248H61ZM69 247V248H68ZM82 247H84L83 249H84V251L82 250ZM86 247V248H85ZM121 247V248H120ZM132 247H133V250H132ZM166 247V248H165ZM199 247V248H198ZM61 248V249H60ZM68 248V249H67ZM78 249V251L80 250V254H78V255H76V254H73V252L75 253V252H77V250L76 251H74L75 249ZM96 248V249H95ZM127 248V249H126ZM135 248V249H134ZM141 248H144L145 250H143V251H141ZM149 248H150V252H149ZM170 248V250H168ZM174 248V249H173ZM177 250H176V249ZM207 248V249H206ZM223 249H224V247H222ZM237 248V249H236ZM250 248V249H249ZM20 249V250H19ZM68 251H67V250ZM70 249V250H69ZM153 249V250H152ZM243 249V250H242ZM256 249H258V252H256L255 250ZM82 250V251H81ZM94 250V251H93ZM97 250H98V252H97ZM128 250V251H127ZM130 250V251H129ZM147 250V251H146ZM154 250H156V251H154ZM184 250V251H183ZM230 250H232V251H230ZM240 250V251H239ZM248 250H249V252H248ZM253 250V251H252ZM2 251H5V252H3L2 253ZM66 251V252H65ZM87 251V252H86ZM115 251H117L118 253H116V255H115ZM134 251V254L132 253ZM136 251V252H135ZM157 251H159V252H157ZM173 251V252H172ZM63 252L65 253L64 255H63ZM82 252V253H81ZM105 252V253H104ZM139 252H140V254H139ZM149 254H147V253ZM166 252H168V253H166ZM255 252H256V254H255ZM32 253V254H31ZM62 253V254H61ZM79 253V252H78ZM95 253V254H94ZM141 253H143V254H141ZM155 255V256H152L153 254ZM170 253H172V255H170ZM187 253V254H186ZM250 253V254H249ZM252 253V254H251ZM20 254H23V255H20ZM40 254V255H39ZM60 254L62 255V258H61V256H60ZM91 254V255H90ZM129 254V255H128ZM138 254V255H137ZM209 254V255H208ZM232 254V255H231ZM236 254V255H235ZM238 254V255H237ZM241 254H243V255H241ZM19 255H20V257H19ZM66 255V256H65ZM75 255H76V257H75ZM84 255V256H83ZM101 255V256H100ZM119 255V256H118ZM139 255L140 256H142V259L139 257ZM147 255V256H146ZM252 255H255L254 256V258H255V260L253 261L252 259H254L253 257H252ZM69 256V257H68ZM90 256V257H89ZM99 256V257H98ZM107 256V257H106ZM148 256L150 257V258H148ZM166 256V257H165ZM179 256V257H178ZM214 256V255H213ZM232 256V257H231ZM236 256V257H235ZM82 257H84V259L82 258ZM88 257V258H87ZM162 257H164V259H162ZM252 257V259H251V261H249V259ZM263 257V258H262ZM45 258V257H44ZM131 258V259H130ZM134 260H133V259ZM137 258H139V259H137ZM154 258V259H153ZM168 258V259H167ZM233 258V259H232ZM248 258V259H247ZM262 258V259H261ZM25 259V260H24ZM35 259V260H34ZM58 259V260H57ZM66 259V260H65ZM78 260L77 261V263H72V261H74V260ZM81 259V260H80ZM99 259V260H98ZM126 259V260H125ZM137 259V260H136ZM145 259V258H144ZM146 259V260H147ZM245 259V260H244ZM261 259V260H260ZM56 260V261H55ZM70 260H72V261H70ZM84 260V261H83ZM101 260V261H100ZM136 260V261H135ZM168 260V261H167ZM246 260H248V261H246ZM19 261V262H18ZM23 261V262H22ZM31 261H32V263H31ZM98 261H100V262H98ZM122 261V262H121ZM130 261V262H129ZM136 263H135V262ZM138 261V262H137ZM173 261H175V262H173ZM253 261V262H252ZM48 262V261H47ZM69 262V263H68ZM71 262V263H70ZM103 262V263H102ZM145 262V263H144ZM152 262V263H151ZM156 262V263H155ZM179 262V263H178ZM187 262V263H186ZM263 262V263H262ZM49 262H48V264H50ZM138 263V264H139ZM255 263V264H256ZM257 263V264H258ZM0 264H6L5 262H2L1 263V261H0ZM27 264H29V263H27ZM45 264H47L46 262H45Z\"/></svg>",
    "mask_w": 264,
    "mask_h": 264
},
{
    "label": "bare ground",
    "instance_id": "bare-ground-1",
    "mask_svg": "<svg viewBox=\"0 0 264 264\" xmlns=\"http://www.w3.org/2000/svg\"><path fill=\"white\" fill-rule=\"evenodd\" d=\"M2 1H4V0H2ZM13 1H14V0H13ZM13 1H12V2H13ZM21 1H23V0H21ZM30 1H31V0H30ZM30 1L27 0L26 3L30 2ZM32 1H34V0H32ZM37 1H38V0H36V2H37ZM48 1H49V0H48ZM52 1H53V0H52ZM61 1H62V5H61V8H60V6H59V9H60V10H61V9L65 10V12H64L65 17H64V21L61 23V27L65 30L66 36H68V38H70V39H72V40L74 41V44H75V48H74V49H76V52H78V58H79V62H78V60H77L78 63L76 64L77 69H78L79 66H80V68H86V69H84V70H85L84 72H87V74H88V77L86 76V81H87V79H88V80L91 82V84L89 85V87H88L87 90H85L84 87H83L82 85L78 84V85L75 87V88H76V92L85 93L86 95H89V97H91V98L89 99L88 104L90 103V105H94L97 101H98L97 103H99V104H103V106H105V107H104L105 110L107 111V113L104 114V116H106L108 113H110L109 111H111V110H110L111 107H110V105H109L108 103L112 104V103L114 102L115 104H119V105H120L121 103H122V104H125V101H124L125 98H124V97H126V98L130 97V98L133 100L132 102H134V101L136 102V99H137L136 97H140V96H136V94H138V93L140 92L142 86L140 87V90H138L137 87H138L139 84H138V85H134L133 82L130 81L129 75H131L132 73L134 74V72L131 71V73L128 74V70H127V68H131L135 63H134L133 65H130V67H128L129 64L132 63V62H136V60L139 58V57H137V56H139V47H138L137 50H136V49L133 50L131 47H130V49H129V50H130V53H131V58H132V60L135 59V61H129V60H127V59H123V56H124V55H123V50L121 49V47H122V48H123V47L125 48V47L127 46L126 43H124V42L119 38V40H121V42H123V44H122L121 47H120L121 44H117L118 50L116 49V47H114L117 51H116L114 48H112V49L115 50V51H113V50H111V48H109L110 46H108V41H107V38H106V34H108L109 32H106V31H105L106 26H102V23H100L102 27H101V29H96V30H99V31H97V33H96V31H95V29H94V28H96V27H94V22H93L94 17L88 15V14L92 15V13H90L91 10H89V6H88V4L92 6V3L90 4L91 0H90L89 3H88V0H64V1L61 0ZM93 1H94V0H93ZM95 1H96V0H95ZM99 1H101V2L104 1V2H105V1H107V0H99ZM127 1H128V0H127ZM150 1H151V0H150ZM150 1H148V3H149ZM153 1H155V0H153ZM153 1H152V2H153ZM156 1H157V0H156ZM156 1H155V2H156ZM173 1H174V0H173ZM178 1H179V2H178ZM178 1H177V2L179 3V6L176 4L177 2H175V1H174V3L170 1L171 3L168 4V5L171 4L172 6H174V4H176L175 6H176V7H179V10H177L176 7H175V10H177V14H176V11L173 9V7L170 8V9H173L174 11H170V9H169V11H168V10H166V8L162 9L163 7H165V3L163 4L164 6L161 7V9H162L164 12L167 11V13H164L161 9L157 8V7L160 5V3H159V4L157 3L158 1L156 2V3H157V5H156L157 7L154 6L155 2H154V4H153L152 6H153V7H156L158 10H161L165 15L167 14L166 16H169V17H170V15H171L170 12H172L174 16H175V15L180 16V15H183V14H184L183 11L181 10V8H182V7L185 8V6H183V5L181 4L182 7L180 8V0H178ZM194 1H195V2H194V5H195V3H196L197 1H196V0H194ZM199 1H200V0H199ZM201 1H202V0H201ZM211 1H212V0H211ZM211 1H210V2H211ZM214 1H216V0H214ZM219 1H221V0H218V3H219ZM224 1H225V0H224ZM224 1H223V2H224ZM237 1H239V0H237ZM247 1H248V0H247ZM247 1H246V4H242L243 2H241V0H240L241 5H244V7H246L247 5L249 6V4H247V3H248ZM251 1H252V0H251ZM260 1H261V0H260ZM36 2L33 3V6H34V4L36 5ZM42 2H43V1H42ZM54 2H55V0H54ZM54 2H52V3H54ZM63 2H65V5L63 4ZM96 2H97V1H96ZM96 2H95V3H96ZM104 2H103V3H104ZM109 2L111 3L112 0H111V1L109 0ZM109 2H108V3H109ZM114 2H115V1H114ZM152 2H151V3H152ZM162 2H165V0L162 1ZM167 2H169V0H167ZM187 2H188V0H187ZM206 2H209V0H208V1L205 0V3H206ZM210 2H209V3H210ZM225 2H226V1H225ZM225 2H224V5H227L228 3L226 4ZM231 2L234 4L236 1H235V2L231 1ZM231 2H230V6H232V3H231ZM257 2H258V1H257ZM1 3H6V0H5V2H1ZM8 3H9V2H8ZM23 3H24V2H23ZM40 3H41V1H40ZM44 3H45V2H44ZM44 3H43V4H44ZM50 3H51V2H50ZM52 3H51V5H52ZM58 3H59V2H58ZM58 3H57V4L54 3V5L56 4V7H57V6H58ZM119 3H120V2H119ZM119 3H118V4L116 3V4H117V5H120ZM199 3H200V2H199ZM202 3H203V2H202ZM216 3H217V1H216ZM218 3H217V4H218ZM244 3H245V1H244ZM9 4H10V3H9ZM45 4H46V3H45ZM98 4H100V3H98ZM121 4H122V3H121ZM187 4H188V3H186V6H188ZM192 4H193V3H192ZM235 4H236V5H235L236 7H240V5H237L238 2L235 3ZM250 4H251V3H250ZM3 5L5 6V4H3ZM6 5H8V4H6ZM30 5H32V4H30ZM46 5H47V4H46ZM54 5H53V6H54ZM59 5H60V3H59ZM93 5H94V3H93ZM101 5H104V4H101ZM112 5H113V2H112ZM122 5H123V4H122ZM149 5L151 6L150 3H149ZM168 5H166V6H168ZM171 5H170V6H171ZM208 5H209V4H208ZM219 5H221V4L219 3ZM228 5H229V4H228ZM245 5H246V6H245ZM18 6H19V5H18ZM25 6H26V5H25ZM33 6H32V7H33ZM43 6H44V5H43ZM62 6H63V7H62ZM94 6H95V5H94ZM94 6H93V9H95ZM120 6H121V5H120ZM120 6H119V8H118L119 10L117 9V7L114 8V6H113V8L117 10V11L115 10V12H113V13L118 14V13L120 12V13H121V14H120L121 16H124V17L129 16V14H127V12H126V14H125V13H123V11H122V10L125 9L126 6L123 5V6H122V10H120V9H121ZM127 6H128V9H131V10H134V11L136 10V11H138V12L140 13V14H136V15H135L136 17H135V16H132V17H135L134 20L137 22V24H139V26L141 27V29H143L144 32H147V33H148V30L150 29V25H151V24H150L151 20H148V19H147V16H148V15H146V14H147V12H146V3H145L143 0H129ZM152 6H151V7H152ZM210 6H213V7H214V2H213V5H212V2H211ZM217 6H218V5H216L215 7H217ZM233 6H234V5H233ZM248 6H247V7H248ZM250 6H251V5H250ZM250 6H249V7H250ZM27 7H29V6H27ZM44 7H45V6H44ZM46 7H47V6H46ZM46 7H45V8H46ZM51 7H52V6H51ZM51 7H50V8H51ZM110 7H111V6H110ZM123 7H124V8H123ZM129 7H130V8H129ZM193 7H194V6H193ZM197 7H199V6L197 5ZM204 7H205V6H204ZM219 7H220V6H218L217 8H219ZM223 7H224V6H223ZM228 7H229V6H228ZM1 8H4V7L1 6V7H0V10H1ZM5 8H6V7H5ZM5 8H4V9H5ZM10 8H13V7L11 6ZM14 8H15V7H14ZM30 8H31V7H30ZM34 8H36V7H34ZM47 8L49 9V6H48ZM53 8H54V7H53ZM57 8H58V7H57ZM91 8H92V7H91ZM96 8H97V9L100 8L101 10L103 9L102 11L99 9L98 11L93 12V13H95V14L98 13L97 16H95V20H96V21H99V20H97L98 16H100V17L103 18L102 15H104V14H103V13H104V9H105V8H108V10H109V7L107 6V7L102 8V7L99 6V8H98V7H96ZM113 8H111V9H113ZM168 8H169V6H168ZM220 8H222V7H220ZM225 8H226V6H225ZM225 8H223V9H225ZM240 8H243V7H240ZM240 8H239V9H240ZM16 9H17V8H16ZM37 9H38V8H37ZM40 9H41V8H40ZM40 9H39V10H40ZM59 9H57V10L55 9L56 11H55V10H54V11H55V12H58ZM97 9H96V10H97ZM190 9H191V4H190ZM201 9H202V5H201ZM204 9H205V8H204ZM204 9H203V10H204ZM229 9H230V8H229ZM5 10H7V9H5ZM8 10H9V7H8ZM13 10H14V9H13ZM31 10H32V9H31ZM41 10H44L43 7H42ZM60 10H59V11H60ZM106 10H107V9H105V12H106ZM125 10H126V9H125ZM125 10H124V11H125ZM180 10H181L182 12H180L181 14L178 15V13H179ZM197 10H198V9H197ZM197 10H196V16H195V17H194L195 14L193 15V13H195V12L190 13V14L193 16V18L197 19V21L195 20L194 22L199 23L198 20H200V19H207V17H208V18H215V17H212V16L209 17L208 15L205 16L206 18H203L202 15H203L204 12H206V11H204L203 14H202L200 10H199L198 13H201L200 16H201L202 18H201L200 16H199V17H200V18H199V17L197 16ZM203 10H202V11H203ZM226 10L228 11V8H227ZM226 10H225V11H226ZM231 10H232V9L229 10L230 13H232ZM235 10H236V8H234L232 11L234 12ZM14 11H15V10H14ZM17 11H18V9H17ZM17 11H16V12H17ZM24 11H25V13L28 14V12H27L26 10H24ZM24 11H20V12H24ZM44 11H45V10H44ZM49 11H53V9H50ZM54 11H53V12H54ZM61 11H62V10H61ZM61 11H60V13H61ZM109 11H110V10H109ZM109 11H108V12H109ZM113 11H114V10H113ZM222 11H224V10H222ZM222 11H221V12H222ZM225 11H224V12H225ZM243 11H244V8H243V10H242V18H241L240 15H238V18L241 19V20L238 21V20H235V19H234V20L237 21V22H233V30H232V29L230 30L231 32L234 31V32H233V33H235L234 37L236 36V33H237V35H238V34H240V35H241V34H244V33H241V31L237 30L236 27L238 26V24L240 25L239 28H241V27H245V30H246V28H247L246 26H249V23L251 22V17H253V16L250 17V14H249V12H248V9H247L246 11L248 12L249 16H248V14H246V13H247L246 11H244V13L246 12L245 14L243 13ZM5 12H6V11H5ZM7 12H8V11H7ZM45 12H46V11H45ZM55 12H54V13H55ZM62 12H63V11H62ZM102 12H103V13H102ZM129 12H130V11H129ZM174 12H175V13H174ZM184 12H185L184 15H187V11L184 10ZM207 12H208V14H209V10H207ZM207 12H206V13H207ZM216 12H217V11H216ZM240 12H241V10H240ZM17 13H19V11H18ZM100 13H101V14H100ZM110 13H111V12H110ZM153 13H154V12H153ZM182 13H183V14H182ZM218 13H219V11H218ZM227 13L229 14V12H227ZM234 13H235V12H234ZM236 13H238V11H237ZM6 14H7V13H6ZM29 14H30V13H29ZM29 14H28V16H29ZM95 14H94V15H95ZM99 14H100V15H99ZM131 14H132V13H131ZM169 14H170V15H169ZM188 14H189V12H188ZM190 14H189V15H190ZM239 14H240V13H239ZM253 14L255 15V13H253ZM8 15H9V14H8ZM11 15H12V13H11ZM14 15L17 17L16 14H14ZM14 15H12V16H14ZM21 15H23V14H21ZM47 15H48V14H47ZM62 15H63V14H62ZM114 15H115V14H114ZM132 15H133V14H132ZM173 15H172V16H173ZM184 15H183V16H184ZM204 15H205V14H204ZM204 15H203V16H204ZM212 15H214V13H213ZM219 15H221V14H219ZM219 15H218V16H219ZM232 15L234 16L235 14H232ZM3 16H5V15H3ZM3 16H2V17H3ZM23 16H24V15H23ZM151 16H152V15H151ZM151 16L149 15L148 18H150ZM177 16H176V17H177ZM214 16H215V15H214ZM246 16H248V17H246ZM5 17H6V16H5ZM7 17H8V16H7ZM7 17L5 18L6 20H7ZM10 17H11V16H10ZM26 17H27V15H26ZM30 17H31V15H30ZM90 17H92V19H91ZM104 17H105V16H104ZM108 17H110V16H108ZM124 17L120 18V21L117 22V25H118V26L115 24L117 27H115V25H114V22H115V21L112 22L111 24H112L116 29H117V28L120 29V27H121V28H124V29H127L128 27H130L129 24H128V20H130V17H128V20H127V19H124ZM153 17H155V16H153ZM169 17H168V18H169ZM181 17H182V16H181ZM181 17H178L176 21H179V22H180L181 20L184 19V18L181 19ZM196 17H197V18H196ZM221 17H222V16H221ZM223 17H225V16H223ZM235 17H236V16H235ZM256 17H257V15H256ZM260 17H261V16H260ZM18 18H19V17H18ZM24 18H25V17H24ZM50 18H51V17H50ZM54 18H55V17H54ZM56 18H57V17H56ZM56 18H55V19H56ZM58 18H59V17H58ZM58 18H57V19H58ZM102 18H101V19H102ZM105 18H106V17H105ZM105 18H103V19L105 20ZM156 18H157V16H156ZM163 18H164V16H163ZM163 18H161V20H160V19H157V22L164 23L165 20H164ZM173 18H174V17H170V19H173ZM187 18L190 19L188 15H187ZM198 18H199V19H198ZM1 19H2V18L0 17V20H1ZM32 19L35 20L34 18H32ZM47 19H48V18H47ZM57 19H56V20H57ZM60 19H61V17H60ZM103 19H102V20H103ZM109 19H116V17H112V18L110 17ZM151 19H152V18H151ZM174 19H176V18H174ZM178 19H179V20H178ZM180 19H181V20H180ZM230 19H232V18H230ZM230 19H228V20L230 21ZM253 19L256 20L257 18L255 19V18L253 17ZM262 19H263V18H262ZM6 20H5V21H6ZM10 20H11V18H10ZM13 20H14V23H15L16 20H15V19H13ZM13 20H12V21H13ZM19 20H20V18H19ZM27 20H31V19H27ZM51 20H52V21L54 20L53 17L51 18ZM51 20H50V21H51ZM95 20H94V21H95ZM107 20H108V19H107ZM107 20H105V22H106ZM154 20H155V19H154ZM191 20L193 21L194 19L191 18ZM214 20H216L215 22L219 23V20H220V19H219L218 17H216V19H214ZM226 20H227V19L225 18V21H226ZM228 20H227V21H228ZM232 20H233V19H232ZM232 20H231V21H232ZM7 21H9V19H8ZM12 21H9V24H10V22H11V25H9V26L7 25V27H8L7 29H6L5 27H3V26H6L5 24H4L3 26L0 27V55H1V56H0V83H1V82H3V83H4V82H5V83L9 82V83H10V82H11V83L13 84V87H16V86L19 87L18 85H22L23 87H26V86H25V84H26V80L21 76L22 74H21V75H20V74H17V73L14 71V68H13V66L16 67V66H18V65H16V64H19V63H16L17 61L19 62V59H18V60L16 59L17 61H15V59H14V57L16 56V54H18V53L15 52V51H23V52H24V49H25V48H23V49L21 50V49H20L21 47H19V48H17V50H16L15 47H16L17 45H19V44H17L16 46H15V45L13 46L11 43L9 44V42L15 37V35H17L16 33H18V32L20 31V29L22 30L23 27H22L21 24H19V23H21V22H20V21H19V22L17 21V25L19 24L22 28H21V27H20V28H16V27H19V26H14L15 24H14ZM24 21H25V19H24ZM36 21H37V20H36ZM36 21H34V22L37 23L38 21H37V22H36ZM44 21H45V20H44ZM135 21H131V20H130L129 22H132V23L135 25V24H136ZM162 21H164V22H162ZM174 21H175V20H174ZM183 21H185V20H183ZM183 21H182V22H183ZM200 21H201V20H200ZM203 21H204V20H202V22H203ZM207 21L209 22V21H211V20H206V22H207ZM212 21H213V19H212ZM212 21H211V22H212ZM220 21H221V20H220ZM223 21H224V20H223ZM229 21H228V22H229ZM231 21H230V22H231ZM1 22H2V21H0V23H1ZM28 22H29V21H28ZM42 22H43V21H42ZM45 22H46V21H45ZM53 22H54V21H53ZM55 22H56V21H55ZM108 22H109V24H110V20L107 21V23H108ZM171 22H172V21H171ZM171 22H170V23H171ZM190 22H191V21H190ZM211 22H210V23H211ZM230 22L228 23L229 25H230ZM255 22H256V23L252 22V24H250V25H251V29H253V28H255V27L258 28V27H259L258 25H264V24L261 23V22H259L258 24H257V21H255ZM12 23H13L14 25H13ZM29 23L31 24V21H30ZM154 23H155V21H154ZM166 23H169V21L166 20ZM173 23H174V22H173ZM210 23H207L206 26H205V23H203L205 29H206V27L208 26V24H210ZM220 23H222V22H220ZM22 24H24L23 21H22ZM44 24H46V23H44ZM50 24H51V23H50ZM50 24H49V25H50ZM57 24H58V23H57ZM97 24H99V23H97ZM100 24H99V25H100ZM137 24H136V25H137ZM141 24H142V25H141ZM152 24H153V23H152ZM158 24H159V23H157V26H158ZM176 24H177V23H176ZM176 24L174 23L173 25H172V24H169V25H172V27H176V28L179 26V28H177V29H180V27H181L182 25L180 26V24H178V26H177ZM182 24H183V23H182ZM185 24H188L187 21H186ZM200 24H201V23H200ZM203 24H201V25L203 26ZM228 24L225 23L224 25H228ZM253 24H255V25L257 24V25L255 26V25H253ZM0 25H2V24H0ZM25 25H26V21H25ZM41 25H42V24H41ZM41 25H39V26H41ZM59 25H60V24H58V25H56V26H59ZM95 25H96V24H95ZM136 25H135V27H136ZM155 25H156V23H155ZM155 25L153 24V26H155ZM169 25H168V26H169ZM189 25H191V27H192V26H193V23H192V24H189ZM222 25H223V24H222ZM244 25H245V26H244ZM23 26H24V25H23ZM43 26H45V25H43ZM139 26H138V28H139ZM183 26H184V24H183ZM209 26L213 27L211 24H210ZM214 26H215V25H214ZM216 26H218V25H216ZM26 27H27V26H26ZM158 27H160V26H158ZM158 27H157V28H158ZM163 27H164V26H162L161 28H163ZM186 27H187V28H186ZM186 27H184V30L187 29L186 32H188V31L190 30V29H189V26H186ZM191 27H190V28H191ZM211 27H210V28L207 27V28L209 29L210 32H211L212 30H213V32H214V30H216V31L218 32V30L215 29V27H214V28H211ZM218 27H219V26H218ZM252 27H253V28H252ZM261 27H262V26H261ZM24 28H25V26H24ZM31 28H32V27H31V26L29 27V25H28L27 30H25V31H27V34H26L25 31H23V33L25 32L26 36H30L31 32H30L29 29H31ZM58 28H59V27H58ZM107 28H108V27H107ZM131 28H133V27L131 26ZM155 28H156V26H155ZM157 28H156V29H157ZM161 28H160V30H158L159 32H160V31H161V32H162V31H164V32L167 31L166 28H164V30H163V29L161 30ZM182 28H183V27H181V30H183ZM195 28H197V27L194 26V31H195ZM198 28H199V26H198ZM198 28H197L196 31L199 32V31L201 30V27L199 28L200 30H198ZM220 28H221V26H220ZM229 28H230V26H229ZM4 29H6V30H4ZM33 29H35V28L33 27ZM44 29H45V28H44ZM47 29H48V27H47ZM102 29H103V30H102ZM133 29H134V28H133ZM158 29H159V28H158ZM192 29H193V27H192ZM192 29H191V32L193 33L194 31H192ZM223 29L225 30L226 28L224 27ZM223 29H222V30H223ZM243 29H244V28H243ZM258 29H259V30L261 29L260 31H262V28L259 27ZM258 29H257V30H258ZM36 30H37V29H36ZM36 30H35V31H36ZM53 30H54V29H53ZM107 30H108V29H107ZM181 30H180V31H181ZM184 30H183V31H184ZM206 30H207V29H206ZM235 30L239 31L240 33H238L237 31L235 32ZM245 30H244V31H245ZM247 30H248V28H247ZM108 31H110V30H108ZM113 31H114V29H113ZM116 31H117V30H116ZM120 31H123V29H122V30L120 29ZM124 31H126V30H124ZM124 31H123V32H124ZM136 31H137V30H136ZM136 31H135V32H136ZM150 31H151V30H150ZM150 31H149V32H150ZM152 31H153V30H152ZM152 31H151V32H152ZM196 31H195V32H196ZM226 31H227V30H226ZM228 31H229V29H228ZM248 31H249V30H248ZM29 32H30V34H29ZM114 32H115V31H114ZM128 32H129V31H128ZM128 32H125V35H126V33L128 34ZM131 32H132V31H131ZM164 32H162V34H166V33H164ZM198 32H196V33H198ZM213 32H212V34H213ZM222 32H223V31H222ZM252 32H254V30H253ZM256 32H257V31H256ZM256 32H255V33H256ZM262 32H263V31H262ZM39 33H40V32H38V34H39ZM65 33H63V34H65ZM129 33H130V32H129ZM142 33H143V32H142ZM188 33H190V32H188ZM200 33H201V32H200ZM203 33H204V32H203ZM214 33H215V32H214ZM219 33H220V32H219ZM38 34H37V35H38ZM134 34H135V33H134ZM140 34H141V33H140ZM143 34H144V33H143ZM145 34H146V33H145ZM167 34H168V33H167ZM171 34H172L171 36L174 35V33H171ZM193 34H194V33H193ZM193 34H192V35H193ZM201 34H202V33H201ZM201 34H200V35H201ZM204 34H205V33H204ZM204 34H203V35H204ZM206 34H207V33H206ZM206 34H205V36H206L207 39H208V38L210 37V35L208 36V35H206ZM220 34L223 35L224 32H223V33H220ZM228 34H229V33H228ZM256 34H257V33H256ZM256 34H255V35H256ZM32 35H33V34H32ZM39 35H40V34H39ZM42 35H43V34H42ZM42 35H41V37H42ZM44 35H46V34L44 33ZM57 35H58V34H57ZM113 35H114V34H113ZM113 35H112V36H113ZM130 35H131V33H130ZM146 35H147V34H146ZM176 35H177V34H176ZM181 35H183V34H181ZM181 35H180V36H181ZM185 35H186V34H185ZM214 35H215V34H214ZM216 35H218V34H216ZM224 35H225V34H224ZM229 35H232V34H229ZM229 35H228V36H229ZM240 35L238 36L239 38L242 37V36L240 37ZM245 35H246V33L244 34V36H245ZM252 35H253V34H252ZM260 35H261V34H260ZM17 36H18V35H17ZM33 36H34V35H33ZM46 36H47V35H46ZM50 36H51V35H50ZM107 36H108V35H107ZM110 36H111V35L109 34V37H110ZM112 36H111V37H112ZM115 36H116V34H115L114 37H112V38H116ZM117 36H118V35H117ZM133 36H135V37L138 38L139 35L136 36V34H135V35H133ZM171 36L169 35V40H170V41L168 40L170 43H171V41H173V40H171V38H172V39H175L176 41H178V39H176V36H175L174 38L171 37ZM180 36H179V37H180ZM186 36L188 37L187 39L190 38L188 35H186ZM193 36H194V38H199L200 40L202 39V38H200V37L197 36V35H193ZM196 36H197V37H196ZM228 36H227V37H228ZM232 36H233V35H232ZM244 36H243V37H244ZM30 37H31V36H30ZM36 37H37V36H36ZM43 37H44V36H43ZM43 37H42V38H43ZM121 37H124V36H121ZM126 37L129 38V40L126 38V39H127V40H125L126 42L130 41L131 43H134V41L132 42L131 38L128 37V35H126ZM142 37H144V36L142 35ZM145 37H146V36H145ZM157 37H159V36H157ZM165 37H166V35H165ZM201 37L204 38V36H201ZM229 37H230V36H229ZM234 37H233V38H234ZM245 37L248 38V35H246ZM245 37H244V38H245ZM251 37H253V36H251ZM258 37H259V39H260V36H258ZM258 37H257V39H258ZM15 38H16V37H15ZM15 38H14V40H15ZM62 38H63V36H62ZM124 38H125V37H124ZM124 38H122V39H124ZM146 38L149 39V40L146 42L145 40H147V39H145V38L143 39V38H142V40H144V42H145V43H144V42H143V43H144V44L147 43L146 45H148V46H147V49L149 50V52L155 53V54H154L155 56L153 55L154 58H152V59L155 60V59L158 58V56H157L158 49L163 47V44H164L163 40H164V39L162 40L163 43H161V41H160V43H161V44H160L159 41H158V44H157L155 41L158 40V39H156V34H155V33L149 35V36L146 37ZM161 38H162V37H161ZM180 38H181V37H180ZM191 38H192V37H191ZM191 38H190L189 40H193V38H192V39H191ZM239 38H238V39H239ZM244 38H243V39H244ZM16 39H17V38H16ZM59 39H60V38H59ZM70 39H69V40H70ZM139 39H141V38H139ZM159 39H160V38H159ZM181 39H182V38H181ZM183 39H184V38H183ZM183 39H182L181 41H178V42H181V43L183 42V43L185 44L186 41H184L185 39H184V40H183ZM210 39H211V38H210ZM222 39H224V38H222ZM235 39H237V37H236ZM248 39H250V38H248ZM263 39H264V37H263ZM18 40H20V39H18ZM27 40H28V39H27ZM31 40H33V39H31ZM69 40H68V41H69ZM119 40H117V41H119ZM134 40L136 41V39H134ZM224 40H225V39H224ZM224 40H223V41H224ZM227 40H228V39H227ZM227 40H226V41H227ZM241 40H242V38L240 39V41H238V40H236V41L240 43V42L243 41V40H242V41H241ZM245 40H246V38H245ZM255 40H256V36H254V38H251V41L249 40L250 42H248V41H247V43H246V41H244V42H245L246 44L249 43V46H253L254 44L252 45V44H250V43L254 42ZM260 40H261V41H264V40H262V38H261ZM16 41H17V40H16ZM47 41H48V40L45 41V44H46ZM61 41H62V40H61ZM66 41H67V40H66ZM66 41H64V42H66ZM117 41H116V42H117ZM168 41H167V44L169 45ZM203 41H204V39H203ZM203 41L201 40V42H199V41H198V42L201 43L203 46L206 47V45H204ZM205 41H206V40H205ZM207 41L209 42L210 40L208 39ZM211 41H212V40H211ZM216 41H217V40H216ZM220 41H221V40H220ZM223 41H222V42H223ZM12 42H13V41H12ZM17 42H19V41H17ZM20 42H21V43H24L25 41H20ZM112 42H113V41H112ZM116 42L114 41V42L112 43L113 46H114V44H115ZM130 42L128 43V44H130L129 46L134 45V44L131 45ZM141 42H142V41H141ZM178 42H176V44H177ZM187 42H188V41H187ZM208 42H207V43H208ZM213 42H214V41H213ZM213 42H211V43H213ZM217 42H219V39H218ZM234 42H235V41H234ZM234 42H233V44H234ZM256 42H257V40H256ZM26 43H27V42H26ZM29 43H30V42H29ZM38 43H39V42H38ZM43 43H44V41L42 42V44H43ZM49 43H50V41H49ZM66 43H67V42H66ZM117 43H118V42H117ZM135 43H137V42H135ZM165 43H166V42H165ZM181 43H180V44H181ZM183 43H182V44H183ZM192 43H193V42H192ZM194 43L196 44V42H194ZM194 43H193V44H194ZM199 43H198V44H199ZM209 43H210V42H209ZM211 43H210V45H211ZM224 43H225V41H224ZM229 43H230V45H231V42H229ZM259 43L262 45L261 42H259ZM13 44H15V43L13 42ZM32 44H33V43H32ZM47 44H48V43H47ZM68 44H69V43H68ZM74 44H73V45H74ZM159 44H160V45H159ZM176 44H175V45H176ZM186 44H187V43H186ZM193 44H192V45H193ZM205 44H206V43H205ZM216 44H219V43H216ZM216 44H213V45H215V47H216ZM226 44H228V41L226 42ZM233 44H232V45H233ZM235 44H236V43H235ZM235 44H234V45H235ZM246 44H245V45H246ZM256 44H258V43H256ZM9 45H11V46H13V47L10 48ZM71 45H72V43H71ZM157 45H158V46H157ZM172 45H173V44H172ZM172 45H171L170 47H171V48H172V47L174 48L175 45H174V46H172ZM222 45H223V44H222ZM232 45H231V46H232ZM238 45H239V44H238ZM261 45H256L255 47L257 48V46H261ZM263 45H264V44H263ZM263 45H262L261 47L264 48ZM23 46H24V45H23ZM26 46H28V44H27ZM30 46H32V45L30 44ZM38 46H40V45H38ZM42 46H44V45H41L40 47H42ZM45 46H47V45H45ZM45 46H44V47H45ZM48 46H50V45H48ZM111 46H112V45H111ZM139 46L142 47V45H140V44H139ZM177 46H178V44H177ZM177 46H176V47H177ZM183 46H184V45H183ZM195 46H197V45H195ZM211 46H212V45H211ZM211 46H209L208 49L213 48V47H211ZM240 46H241V45H240ZM56 47H57V46H56ZM71 47H72V46H71ZM127 47H128V46H127ZM185 47H186V46H184V49H185ZM187 47L190 48V46H187ZM187 47H186V49H187ZM192 47H193L192 49H194V46H192ZM207 47H208V46H207ZM219 47H220V49H221L223 46H219ZM219 47H218L216 50H218ZM228 47H229V46H228ZM253 47H254V46H253ZM27 48H30V47H27ZM27 48H26V49H27ZM42 48H43V47H42ZM54 48H55V47H54ZM128 48H129V47H128ZM135 48H136V47H135ZM173 48H172V49H173ZM226 48H227V47L225 46V49H226ZM229 48H230V47H229ZM231 48H232V47H231ZM231 48H230V49H231ZM234 48H235V47H233V49H234ZM246 48H248V47H246ZM256 48H255V49H256ZM258 48H259V47H258ZM18 49H19V50H18ZM26 49H25V50H26ZM31 49H33V48H31ZM44 49H45V51H46V47H45ZM72 49H73V47H72ZM147 49H146V51H147ZM164 49H165V48H164ZM174 49H175V48H174ZM178 49L180 50L179 47H178ZM184 49H183V51H184ZM196 49H197V50L194 49L195 52H196V51H198V52L200 51V50H198L197 47H196ZM230 49H228V50H230ZM236 49H237V52H236V51H234V52L238 53V51L240 50V48H238V46H237ZM244 49H245V47H244ZM27 50H28V55L30 56V52H29L30 50H29V49H27ZM124 50H125V49H124ZM142 50H143V49H142ZM166 50H167V48H166ZM169 50H170V49H169ZM175 50H176V49H175ZM189 50H191V48H190ZM189 50H187V51H189ZM201 50H202V49H201ZM211 50H214V48L211 49ZM221 50H223V49H221ZM247 50H248V49H247ZM259 50H260V49H259ZM143 51H144V50H143ZM176 51H177V50H176ZM183 51L180 50V51H178L177 53L179 54V53L181 52V54H182ZM230 51H231V50H230ZM249 51H250V49H249ZM254 51H255V50H254ZM254 51L252 50V53H254ZM262 51L264 52V50H262ZM25 52H26V51H25ZM25 52H24V53H25ZM38 52H39V50H38ZM149 52H148L147 54L150 55ZM163 52H164V51H163ZM165 52H166V51H165ZM185 52H186V50H185ZM190 52H191V51H190ZM214 52H215V50H214ZM231 52H232V51H231ZM234 52H233V53H234ZM242 52H243V51H242ZM242 52L240 53V51H239V53L242 54V56H243L244 54H243ZM257 52H258V50L256 51V53H257ZM24 53H20V54H24ZM26 53H27V52H26ZM35 53H37V51H35ZM61 53H62V52H60V54H61ZM68 53H69V52H68ZM71 53H72V52H71ZM124 53H125V52H124ZM145 53H146V52H145ZM187 53H188V52H186L185 54H187ZM191 53H192V52H191ZM196 53H197V52H196ZM196 53H195V54H196ZM199 53H201V54H199V55H201L204 59L207 60V58H205L204 56L207 57L206 54H208V53L205 54V53H202L201 51H200ZM217 53L220 54L218 51H217ZM226 53H227V52H226ZM244 53H245V52H244ZM259 53H261V51H260ZM20 54H19V55H20ZM32 54H33V52H32ZM48 54H49V53H48ZM63 54H66V52H65V53L63 52ZM76 54H77V53H76ZM125 54H126V53H125ZM128 54H129V53H128ZM143 54H144V53H143ZM164 54H165V53H164ZM164 54H161V55H164ZM181 54H179V55H181ZM185 54H184V52H183L182 55L186 56ZM188 54H189V55H192V54H190V53H188ZM202 54H205V55H202ZM210 54H211V53H209V55H210ZM215 54H216V53H215ZM222 54H223V52H222ZM222 54L218 55V57L222 56ZM245 54H246V53H245ZM250 54H251V53H250ZM261 54H262V53H261ZM3 55H4V56H3ZM19 55H17V56H19ZM24 55H25V54H24ZM26 55H27V54H26ZM51 55H52V54H51ZM158 55H159L160 57H162L160 54H158ZM171 55H174V54L172 53ZM182 55H181V56H182ZM224 55H225V52H224ZM227 55H228V58H229V56H231L230 53L227 54ZM227 55L225 56V58H227ZM262 55H263V54H262ZM58 56L61 57V56L58 54V55H57V58H59ZM64 56H65V55H63L62 57H64ZM194 56H195V55H194ZM201 56H200V57H201ZM233 56H235V55H233ZM237 56H238V55H237ZM237 56H235V58L240 57V56H238V57H237ZM33 57H34V56H33ZM36 57H37V56H36ZM68 57H69V56H68ZM68 57H67V58H68ZM76 57H77V56H76ZM141 57H142V55H141ZM149 57H150V56H149ZM175 57H176V56H175ZM188 57H189V56H188ZM209 57H214V56H212V55L208 56V60H207V61H209ZM24 58H25V57H24ZM26 58H28V57H26ZM26 58H25V59H26ZM55 58H56V56H55ZM55 58H54L51 62H49L50 64H47V65H49V67H50L52 70H55V66H56V64H57V62H58ZM78 58H77V59H78ZM128 58L131 60L130 57H128ZM189 58H190V57H189ZM220 58H221V57H220ZM235 58L231 57V60L234 61ZM243 58H245V57H243ZM243 58H242V59H243ZM258 58L261 59V57H259V56H258ZM262 58H263V56H262ZM25 59H24V61H25ZM32 59H33V58H32ZM32 59H31V60H32ZM49 59H50V58H49ZM150 59H151V58H150ZM164 59H165V58H164ZM169 59H170V58H169ZM195 59H196V58H195ZM195 59L192 58V61L195 60ZM200 59H202V58H200ZM210 59H215V57H214V58H210ZM221 59H223V56H222ZM248 59H249V57H248ZM263 59H264V58H263ZM20 60L23 61L22 59H20ZM26 60H27V59H26ZM59 60H60V59H59ZM141 60H142V58H141ZM141 60H139V61H140L139 64L142 66L144 62L142 63ZM144 60H146V59H144ZM144 60H143V61H144ZM171 60H172V59H170V61H171ZM173 60H174V58H173ZM184 60H185V59H184ZM190 60H191V59H190ZM190 60H189V61H190ZM238 60H240V59L238 58L237 61H238ZM251 60H254V59H250V60H248V62H250V64H251V62H252ZM24 61H23V63H22V62H20V63H22V64L24 65ZM66 61H67V60H66ZM147 61H148V60H147ZM149 61H150V60H149ZM149 61H148V62H149ZM156 61H157V60H156ZM179 61H180V59H179ZM179 61H178V62H179ZM185 61H186V60H185ZM185 61H184V62H185ZM187 61H188V60H187ZM189 61H188V62H189ZM235 61H236V60H235ZM240 61L243 62V61H245V60H240ZM262 61H263V60H262ZM60 62H61V61H60ZM62 62H65V60H64V61L62 60ZM145 62H146V61H145ZM162 62H165V61L162 60ZM175 62H177V60H175ZM175 62H174V64H172V66H174V67H175ZM184 62L182 61V63H184ZM200 62H201V61H200ZM214 62H215V60H214ZM216 62H217V61H216ZM238 62H239V61H238ZM256 62H257V60H256ZM256 62H255V60H254V63H256ZM165 63H167V64H169V66H171L170 63H169V60H168V62H167V59H166V62H165ZM165 63H163L162 66H163V65H164V66H168L167 64L165 65ZM180 63H181V62H180ZM193 63L196 64V66H198V65H197V61H195V62H190L189 66H192ZM209 63H210V62H209ZM244 63H246V61H245ZM252 63H253V62H252ZM70 64H71V63H70ZM184 64L186 65V63H184ZM198 64H199V62H198ZM225 64H227V66H228V63H227V62H226ZM225 64L223 63V65H225ZM229 64H231V63L229 62ZM232 64H234V63H232ZM247 64H248V63H246V65H247ZM256 64H258V62H257ZM256 64H255V66H256ZM15 65H16V66H15ZM20 65H21V64H20ZM23 65H22V66H23ZM26 65H27V64H26ZM28 65H29V64H28ZM34 65H35V63H34ZM36 65H38V64H36ZM43 65H45V63H44ZM140 65H137V66L140 67ZM145 65H146V64H145ZM145 65H143L144 67H140V68H142L143 72L146 71V70L144 71L145 67H147V65H146V66H145ZM178 65H180V64H176V67H179ZM200 65H204V64H203V63H200ZM206 65H207V66H206ZM219 65H220V64H219ZM219 65H218V67L220 68L221 65H220V66H219ZM237 65H239V64H237ZM237 65H236V66H237ZM246 65H245V66H246ZM258 65H259V64H258ZM261 65H262L261 67H262V69H263V71H260V73H261V77L259 76L260 73H259V75H257V72L252 73L253 69L251 68L252 71H250V73L256 75V76H255V79H253L252 77L250 78L249 76H245L246 74L242 76V74H241L240 72L238 73L239 75H238V74L236 75V73H237L236 71H235V75H234V77H235L236 79L233 77V74H232V77H233V78L230 77V75H228V79L232 78L231 80L234 79V81L237 80V81H240V82H241V81H242L241 78H242V77H246L247 79L250 78V79L256 80L258 83L256 84V86H255V83L253 84V86H255L254 89H256V87H257L258 84L260 85V87L258 86L259 88L257 87L258 89H260V92H259V94H258V96H257L256 98L258 99V97L262 95L263 98H260V99L263 101V99H264V62H263V64L261 63ZM29 66H30V65H29ZM62 66L64 67V65H62ZM62 66H61V67H62ZM134 66H136V64H135ZM137 66H136V67H137ZM148 66H149V64H148ZM152 66H153V65H152ZM180 66H182V65H180ZM205 66L208 67V64L206 63ZM215 66H216V65H215ZM227 66H226V68H227ZM233 66H234V68H237V67H235V65H233ZM248 66H249V67H252V64H251V66L248 64ZM248 66H247V67H248ZM20 67H21V66H20ZM38 67H40V66L38 65L37 68L33 69V71L35 72V71L38 69ZM43 67H44V66H43ZM59 67H60V66H57L56 68H59ZM68 67H69V66H68ZM150 67H151V66H150ZM183 67H184V66H183ZM239 67H240V65H239ZM239 67H238V68H239ZM261 67H258V69L261 68ZM21 68H22V67H21ZM143 68H144V69H143ZM167 68H168V67H167ZM169 68H171V67H169ZM169 68H168V69H169ZM192 68H193V67H192ZM209 68H210V67H209ZM212 68H217V67H214V65H213ZM212 68H210V69H212ZM226 68H224V66H223L221 69H224V70H225ZM234 68H233V70H236V69H234ZM16 69H17V68H16ZM16 69H15V70H16ZM31 69H32V67H31ZM41 69H42V68H41ZM71 69H74V66H72ZM146 69H149V68H146ZM159 69H160V68H158V70H159ZM184 69H187V67H186V68L184 67ZM230 69H232V68L230 67ZM241 69H242V65H241ZM245 69H246V68H245ZM245 69H244V70H245ZM254 69H255V71L258 70V69H256V68H254ZM20 70H21V69H20ZM26 70H28V69H26ZM69 70H70V69H67V71H69ZM136 70H137V69H136ZM158 70H157V69L155 70V68H154V69L152 68V72H153V71H158ZM164 70H165L164 72H167L166 69H164ZM170 70H172V68H171ZM181 70H183L182 67H181ZM189 70H190V68H189ZM195 70H197V73H198V72H200V73H202V72H206V71H201L202 68H201V70H200V69H199V70H198V69H195ZM195 70H194V72H195V74H196V71H195ZM212 70H214V69H212ZM217 70H218V69H217ZM233 70H232V71H233ZM259 70H260V69H259ZM28 71H29V70H28ZM150 71H151V68H150ZM172 71H173V70H172ZM185 71H186V70H185ZM185 71L183 70L182 72L187 73V75H189V76H192L193 78H192V77H191V78L194 79V81H195V78H197V76L199 75V74H197V75H195V77H194V76H193V75H194V72H192L193 70H192V71L190 70V71L192 72L191 75L188 74L189 71H187V72H185ZM221 71H223V70H220V73L222 74ZM225 71H227V70H225ZM225 71L223 72V73H224L223 75L226 76V74H225L226 72H225ZM228 71H229V70H228ZM228 71H227V72H228ZM230 71H231V70H230ZM230 71H229V73H230ZM240 71H241V70H240ZM245 71H246V70H245ZM247 71H248V69H247ZM21 72H22V71H21ZM24 72H26V71H23V73H24ZM49 72H50V71H49ZM61 72H62V71H61ZM63 72H64V70H63ZM63 72H62V73H63ZM146 72H147L146 74H148L149 76L151 75V73H150V74L148 73L149 71H146ZM158 72H159V71H158ZM161 72H163V71L161 70ZM173 72H174V71H173ZM242 72H243V71H242ZM248 72H249V71H248ZM30 73H31V72H30ZM30 73H28V75H29ZM32 73H33V72H32ZM37 73H38V72H37ZM59 73H60V71H59ZM72 73H73V72H72ZM75 73H76V72H75ZM91 73H94V74H95V77H92ZM154 73H155V72H154ZM154 73H153V74H154ZM174 73H176V71H175ZM207 73H208V72H206V74H205V73H202V75H203V74L206 75V77H204V79H202V80L204 81V83H206L205 80L207 81V77H208V76H207ZM233 73H234V72H233ZM34 74H35V73H34ZM34 74H33V75H34ZM49 74H50V73H49ZM51 74H52V72H51ZM227 74H228V73H227ZM240 74H241L242 77H240ZM262 74H263V75H262ZM33 75H32V77H36L35 75H34V76H33ZM36 75H37V74H36ZM38 75H39V74H38ZM57 75H58V74L56 73V76H57ZM63 75H64V74H62V76H63ZM67 75H68V74H67ZM139 75H140V74H139ZM139 75H137V77H138ZM158 75H159V73H158ZM172 75H173V74H172ZM177 75H178V74H177ZM185 75H186V74H185ZM209 75L212 76L211 74H209ZM214 75H215V74H214ZM217 75H218V74L215 75L216 79H217ZM223 75H222V76H223ZM23 76H24V75H23ZM54 76H55V75H54ZM79 76H80V75H79ZM81 76H82V75H81ZM131 76H132V75H131ZM144 76H145V75H144ZM163 76H164V75H163ZM169 76H170V78L173 77V76H171V75H169ZM169 76L167 75V76H164V77H169ZM189 76H188V77H189ZM219 76H220V74H219ZM225 76H224V77H225ZM250 76H252V75H250ZM29 77H30V76H29ZM137 77H136V78H137ZM146 77H147V78L149 79V81H151V82H153V81H155V80H158V79H159V81H163V80L160 79V77H158V76H156V75H153V76L151 75V78L148 77V76H145V78H146ZM174 77H175V76H174ZM54 78H55V77H54ZM90 78H91V79H90ZM142 78H143V77H142ZM147 78H146V79H147ZM178 78H179V79H178ZM178 78H176V79H178V81H179L180 83H182V86H183L184 84L187 83L186 80H183V79H186V78H183V76H182V77H178ZM182 78H183V79H182ZM191 78H190V79H191ZM200 78H202V77H201V76H200V77L198 76V79H200ZM208 78H210V77H208ZM225 78H227V76H226ZM246 78H245V80H246ZM52 79H53V78H52ZM59 79H61V78H59ZM67 79L69 80V78H67ZM83 79H84V78H83ZM131 79H132V78H131ZM140 79H141V78H140ZM148 79H147V80H148ZM171 79H172V78H171ZM174 79H175V78H174ZM176 79H175V80H176ZM212 79H214V78H211V80L209 81V83H208V82H207V83L209 84L210 88L213 87V89H214L213 84H212V86L210 85V82L212 81ZM216 79L213 80L214 83H216V81H215ZM220 79H221V77H220ZM222 79H223V78H222ZM222 79H221V80H222ZM242 79H244V78H242ZM30 80H31L30 83H32V80H33V79H30ZM40 80H41V77H40ZM43 80H44V79H42V81H43ZM49 80H50V79H49ZM49 80H48V81H49ZM91 80H92V81H91ZM135 80H136V79H135ZM167 80H168V79H167ZM167 80H166V83H167ZM196 80H197V79H196ZM202 80H201V81H202ZM6 81H7V82H6ZM28 81H29V80H28ZM34 81H35V80H34ZM84 81H85V80H84ZM133 81H134V80H133ZM138 81H140V80H138ZM164 81H165V80H164ZM171 81H172V80H171ZM197 81H199V83H200V80H197ZM61 82H62V81H61ZM145 82H146V81L142 82L141 84H144ZM218 82H219V83H218ZM218 82H217L218 84H221L220 81H218ZM225 82H227V81H224V83H225ZM251 82H252V81H251ZM11 83L8 84V85H12ZM28 83H29V82H28ZM30 83H29V84H30ZM34 83H35V82H34ZM34 83H32V84H34ZM36 83H37V82H36ZM45 83H46V82H45ZM62 83H63V82H62ZM134 83L137 84L138 82H137V83L134 82ZM156 83H157V82H156ZM164 83H165V82H164ZM183 83H184V84H183ZM202 83H203V82H202ZM204 83H203V84L200 83V84L202 85V87L204 86ZM217 83H216V84H217ZM224 83H222V84H224ZM1 84H2V83H1ZM38 84H39V83H38ZM49 84H51V83H49ZM152 84H153V83H152ZM161 84H162V83H160V86H159V83H158V85H157V86L160 87V89L162 88ZM171 84H172V83H171ZM171 84H170V85H171ZM173 84H174V83H173ZM176 84H177V83H175V85H176ZM178 84H179V83H178ZM190 84H191V83H190ZM218 84H217V85H218ZM235 84H237V83H235ZM239 84H240V83L238 82V85H239ZM242 84H244V85L246 84V86L249 85L248 82H247V83L244 82V83H242ZM2 85H3V84H2ZM2 85H0V86H2ZM34 85H35V84H34ZM40 85H41V84H40ZM56 85H57V84H56ZM58 85H59V84H58ZM170 85H168V86H170ZM175 85H174V86L172 85V87H175ZM179 85H181V84H179ZM193 85H194V84H193ZM193 85H192V86H193ZM206 85H207V84H206ZM206 85H205V87L208 86V85H207V86H206ZM227 85H228V83H227ZM227 85H225V86H227ZM230 85H231V84H230ZM238 85H237V86H238ZM244 85H242V86H244ZM3 86H5V85H3ZM44 86H45V85H43V87H44ZM135 86H137V87L135 88ZM139 86H140V85H139ZM154 86H155V85H154ZM157 86H155V87H157ZM163 86H164V84H163ZM165 86H167V85H165ZM168 86H167V88H168ZM218 86H220V85H218ZM246 86H244V87H246ZM251 86H252V85H251ZM17 87H16V88H17ZM48 87H49V86H48ZM59 87H60V85H59ZM59 87H57V88L59 89ZM61 87L64 88L65 86H63V85L61 84ZM61 87H60V88H61ZM143 87L145 88V86H143ZM146 87H147V86H146ZM177 87H179V86H177ZM177 87H175V89H177ZM185 87L187 88L188 85H187V86L185 85ZM185 87H184V88H185ZM195 87H196V86H195ZM195 87H194V88H195ZM240 87H241V84H240ZM248 87H250V85H249ZM248 87H246V88H248ZM6 88H8V87H6ZM16 88H15V89H16ZM20 88H21V87H20ZM30 88H33V87H30ZM40 88H41V86H40ZM51 88H53V87H51ZM75 88H74V89H75ZM138 88H139V87H138ZM180 88H181V87H180ZM180 88H178V89H180ZM186 88H185V89H186ZM203 88H204V87H203ZM222 88L226 89V87H224V86H222ZM227 88H228V86H227ZM230 88H233V89H234L235 87H234V86L229 87V91L231 92L232 90H230ZM2 89H3V88H2ZM15 89H14V91H15ZM23 89H24V88H23ZM27 89H28V88H27ZM35 89H36V88H35ZM54 89H55V87H54ZM61 89H62V88H61ZM103 89L105 90L104 93H105L106 91L110 92V94H108V93L106 94V93H105V95H104L105 97L108 96V99H111L110 102H109L108 100H106V101H108V103H106V104L104 103V101H103L104 99L102 98V96H101V94H100V92L103 91ZM142 89H143V88H142ZM145 89H149V87H147V88H145ZM145 89H144V90H145ZM152 89H153V88H152ZM175 89H174V90H175ZM189 89H190V88H188V91H191V92L195 93V95H198V94H196V92H194V90H189ZM196 89H198V88H196ZM196 89H195V90H196ZM199 89H201V88L199 87ZM206 89H208V91H210L208 87H207ZM215 89L217 90V87H215ZM215 89H214V90H215ZM220 89H221V88H220ZM220 89L218 88V93H217V94H220V95H221L222 92L224 91V89H223V90L221 89L222 92H221ZM254 89H253V90H254ZM258 89H257V90H258ZM12 90H13V89H12ZM18 90H19V89H17V91H18ZM29 90H30V89H29ZM33 90H34V89H33ZM36 90H37V89H36ZM62 90H63V89H62ZM64 90H65V89H64ZM149 90H151V89H149ZM155 90H156V89H155ZM166 90H168V89H166ZM226 90H228V89H226ZM234 90L236 91L237 89H234ZM241 90H242V89H241ZM257 90H256V91H257ZM4 91H5V90H4ZM20 91H21V90H20ZM22 91H23V90H22ZM30 91H31V90H30ZM39 91H40V90H39ZM44 91H45V90H44ZM44 91H43V92H44ZM47 91H48V90H47ZM71 91H72V89L70 90V92H71ZM163 91H164V89H163ZM168 91H171V89L168 90ZM180 91H183V90L180 89ZM229 91H225V92H226L225 95H227V94L229 93ZM35 92H36V91H35ZM41 92H42V90H41ZM57 92H58V91H57ZM68 92H69V91H68ZM152 92H155V93H156V91H151V92H148V93H151V94H152ZM191 92H190V93H191ZM233 92H234V91H233ZM238 92H240V93L237 94L238 97H237V95H235V94L237 93V91L234 92L233 95L236 96V99H238L239 97H241V98L238 99V100H239L240 102L242 101V104H243L244 106H246V107H249V104H250L252 101L254 102V101L256 100L255 96H253V95L250 94L252 91L249 93L251 96L248 95L249 97H254V99L251 98V99L249 100V101H251V100L253 99L251 102H248V96H246V94L249 92L248 90H244V89H243L242 91L238 90ZM0 93H1V91H0ZM37 93H38V91H37ZM50 93H51V92H50ZM54 93H55V92H54ZM159 93H160V92H159ZM185 93H186V92H185ZM190 93H188V94L191 95L192 93H191V94H190ZM209 93H211V92H209ZM7 94H8V93H7ZM12 94H13V93H12ZM46 94H48V93H46ZM85 94H82V95H85ZM151 94H148V96H150ZM157 94H158V93H157ZM178 94H179V93H178ZM186 94H187V93H186ZM186 94H185V95H186ZM202 94H208V93H205V92L202 93V92H201V95H202ZM215 94H216V93L214 92V96H213L212 94H211V96H212V97L217 96V94H216V95H215ZM254 94H255V92H254ZM1 95L4 96L5 94L2 93ZM8 95H9V94H8ZM14 95H15V94H13V96H14ZM29 95H30V94H29ZM55 95H57V94H55ZM55 95H54V96H55ZM69 95H70V94H69ZM141 95H142V94H141ZM144 95L147 96L146 93L143 94V96H144ZM169 95H170V93H169ZM172 95H173V94H172ZM172 95H170V96H172ZM185 95H184V97L182 98V100L185 99ZM193 95H194V94H193ZM193 95H192V97H193ZM209 95H210V94H209ZM223 95H224V93L221 95L222 98H224ZM231 95H232V94H230L229 97H231ZM233 95H232V96H233ZM255 95H256V94H255ZM37 96H38V95H36V97H37ZM40 96H41V95H40ZM62 96H63V95H62ZM79 96H81V95H79ZM151 96H152V95H151ZM154 96H155V95H154ZM154 96H153V97H154ZM157 96H160V94H158ZM161 96H162V95H161ZM203 96H204V95H203ZM203 96H201V97H203ZM9 97H10V96H9ZM34 97H35V96H34ZM73 97H74V96H73ZM73 97H72V98H73ZM109 97H110V98H109ZM144 97H145V96H144ZM163 97H165V96H163ZM163 97H162V98H163ZM172 97H174V96H172ZM175 97H176V96H175ZM186 97H187V96H186ZM194 97H195V96H194ZM201 97H199V95H198L197 98L201 99ZM206 97H207V95H206ZM206 97L204 96V97L202 98V100H203V99L205 100L203 103L206 102L207 104H209L211 100H210V101L208 100L209 102H207V101H206ZM218 97L220 98L219 95H218ZM218 97H217V99H219ZM229 97H228V98H229ZM2 98H4V97H2ZM6 98H7V96H6ZM20 98H21V96L19 97V99H20ZM67 98H68V97H67ZM82 98H84V97L82 96ZM140 98H141V97H140ZM209 98H210V97H209ZM226 98H227V97H226ZM14 99H16V98H14ZM57 99H58V98H57ZM60 99H62V98H60ZM69 99H70V98H69ZM69 99H68V100H69ZM74 99H75V98H74ZM74 99H73V101H75ZM142 99H143V97H142ZM146 99H147V98H146ZM195 99H196V98H195ZM215 99H216V97H215ZM231 99H235L234 96L231 97ZM236 99H235V100H236ZM241 99H242V100H241ZM260 99H259V101H261ZM1 100H5V99H1ZM17 100H18V99H17ZM48 100H49V99H48ZM48 100H46V101H48ZM50 100H51V99H50ZM55 100H56V99H55ZM55 100H53V101L55 102ZM85 100H86V99H85ZM128 100H129V99H128ZM137 100H139V98H138ZM149 100H150V99H149ZM197 100H198V99H197ZM44 101H45V100H44ZM59 101H60V100H59ZM59 101H57V102H59ZM76 101H77V100H76ZM111 101H112V102H111ZM129 101H130V100H129ZM129 101H128V102H129ZM144 101H145V99H144ZM144 101H140V100H139V102H141V103H143ZM152 101H153V100H152ZM162 101H163V100H162ZM162 101L158 100V102H162ZM167 101H168V100H167ZM183 101H186V100H183ZM183 101H181V102H183ZM188 101H189V100H187V103H186V104H182V103H181V106L184 105V107H186L185 105H187V109H189L190 106H192V105H193L192 107L195 106V104H196L195 101H194L191 105H189V106H188V104H189ZM200 101H201V100H199V102H200ZM257 101H258V100H257ZM257 101H255V102H257ZM259 101H258L256 104L261 103V102H259ZM2 102H3V104L0 106V128H1V129H2V128L5 129L3 126H6V123L9 122L8 117L14 112L13 110H14L15 108H19L20 105H23V104H21V102H20L19 100H18L17 102H11V101H10V102L2 101ZM22 102H23V100H22ZM54 102L49 103V105H50V104H51V105H54V104H53ZM57 102H56V105L58 104ZM68 102H71V101H68ZM154 102H155V101H154ZM156 102H157V101H156ZM164 102H165V100H164ZM177 102H178V97H177ZM196 102H197V101H196ZM199 102H197V104H199ZM211 102H212V101H211ZM41 103H42V102H41ZM41 103H39V104H38V103L35 104V106L33 107V110L38 109V108H39V105H40ZM62 103H63V102H62ZM66 103H67V101H66ZM76 103H77V102H76ZM144 103H145V102H144ZM184 103H185V102H184ZM194 103H195V104H194ZM212 103H214V104H212ZM212 103H211L212 105H215V104H216L214 101H213ZM220 103H221V102H220ZM248 103H249V104H248ZM31 104H32V102L30 103V105H31ZM67 104H68V103H67ZM85 104H86V102H85ZM104 104H105V105H104ZM122 104H121V105H122ZM137 104H138V102H137ZM155 104H156V103H155ZM230 104L232 105V103L229 102V106H230ZM234 104L236 105V103H234ZM43 105H46V104L43 103ZM58 105H60V104H58ZM58 105H57V106H58ZM72 105H73V104H72ZM78 105H79V104H78ZM160 105H161V104H160ZM173 105H174V104H173ZM173 105H172V106H173ZM225 105H227V103H225ZM258 105H260V104H258ZM32 106H33V104H32ZM73 106H75V104H74ZM123 106H124V105H123ZM125 106H126V105H125ZM136 106H137V105H136ZM150 106H151V105H150ZM168 106H169V104H168ZM172 106H171V107H172ZM196 106H197V105H196ZM201 106L203 107V105H201ZM201 106H200V107H201ZM237 106H242V105H238V103H237L236 107H237ZM261 106H263V108H264V104H262ZM28 107L30 108L31 106L28 105ZM28 107H26V108H28ZM44 107H46V106H44ZM51 107H52V106H51ZM99 107H100V106H99ZM128 107H129V105H128ZM132 107L134 108L133 105H132ZM144 107H145V106H142L141 108H144ZM174 107H175V105H174ZM200 107H198V111H199V109L204 110V108H206L207 106L204 107L203 109H202V107H201V108H200ZM223 107L225 108V106H223ZM223 107H221V108H220V107H215V108L220 109L219 111L221 112V110H223V109H222ZM255 107H256V106H254V107H252V108H253V109H257V107H256V108H255ZM22 108H24V107H22ZM146 108H147V107H146ZM156 108H157V107H156ZM156 108H154V110H156ZM163 108H167V106L165 105V107H163ZM215 108H214L213 110H216ZM31 109H32V108H31ZM43 109H44V108H42L41 111H43ZM50 109H52V108H50ZM138 109H139V108H138ZM151 109H152V108H151ZM157 109H159V108H157ZM191 109H192V108H190L189 110L191 111ZM194 109H195V107H194ZM225 109H226V108H225ZM232 109H236V108L234 107V105H233V108H230L229 110H231V112H232ZM250 109H251V108H250ZM45 110L48 111L49 109H45ZM75 110H76V109H75ZM75 110H74V111H75ZM89 110H90V109H89ZM98 110L100 111V109H98ZM114 110H115V109H114ZM127 110H128V109H127ZM127 110L124 111V113H126ZM139 110H140V109H139ZM144 110H146V109L144 108ZM147 110H148V109H147ZM161 110H162V109H161ZM195 110H196V109H195ZM209 110H210V109H209ZM209 110L206 109L207 112H209ZM229 110L226 111L227 113L225 112L226 115L230 113V112H228ZM246 110H249V109L246 108ZM260 110H261V109H259V111H258L259 113L255 111L256 114L253 113L254 110H252V111H248L247 113H249V115L251 114V112L254 114V116H252L253 114L251 115V116L253 117V120H254L255 117H257V118H259V119L262 120V119H264V111L261 110V112H260ZM41 111H39V112H41ZM49 111H50V110H49ZM52 111H53V110H52ZM64 111L66 112L65 109H64ZM69 111H70V110H69ZM69 111H68V112H69ZM74 111H73V112H74ZM82 111H83V110H82ZM92 111H93V110H92ZM136 111H137V110H136ZM142 111H143V110H142ZM157 111H159V110H157ZM163 111H164V110H163ZM165 111H166V110H165ZM165 111H164V112H165ZM183 111H184V110H183ZM183 111L180 112V116H181V113L184 114ZM186 111H187V110H186ZM198 111H197V113H198ZM206 111H204V112L207 113ZM39 112H38V113H39ZM44 112L46 113V111H44ZM55 112H56V111H55ZM58 112H59V111H58ZM62 112H63V111H62ZM68 112H67V114H66V113H65V114L68 115ZM70 112H71V111H70ZM84 112H85V110H84ZM86 112H87V111H86ZM89 112H90V111H89ZM102 112H103V109H102V111H101V114H102ZM112 112H113V111H112ZM112 112H111V113H112ZM139 112H140V111H139ZM166 112H168V111H166ZM169 112H170V110H169ZM169 112H168V113H169ZM178 112H179V111H178ZM178 112H177V113H178ZM211 112H212V111H211ZM236 112H237V111H236ZM21 113H22V111H21L19 114L21 115ZM52 113H53V112H52ZM63 113H64V112H63ZM111 113H110V114H111ZM121 113H123V112H121ZM131 113H133V111H132ZM131 113H130V114H131ZM134 113H135V112H134ZM142 113H143V112H142ZM151 113H152V112H151ZM171 113H172V112H171ZM188 113H189V112H188ZM188 113H185L186 115L181 116V117L185 118L184 121H186V117H184V116H187ZM194 113L196 114V111H194L193 114H194ZM202 113H203V112H202ZM202 113H201V114H202ZM213 113H215V112L213 111ZM223 113H224V112H223ZM225 113H224V115H222L223 117L226 116ZM232 113H233V112H232ZM232 113H230V114H232ZM237 113L239 114V112H237ZM243 113L245 114L246 112H242V116L244 115ZM24 114H25V113H24ZM24 114H23V115H24ZM61 114H62V113H61ZM79 114H81V113H79ZM79 114H78V115H79ZM95 114H96V113H95ZM95 114H94V115H95ZM116 114H117V113H116ZM116 114H115V115H116ZM118 114H120L119 111H118ZM118 114H117V115H118ZM145 114H148V113H144V115H145ZM161 114H162V113H161ZM198 114H199V113H198ZM215 114L217 115V112H216ZM218 114H219V113H218ZM221 114H222V113H221ZM233 114H234V113H233ZM235 114H236V113H235ZM20 115H19V116H20ZM29 115H30V114H29ZM29 115H27V116H29ZM38 115H39V114H38ZM45 115H46V114H45ZM88 115H89V117L92 116V114H91V116H90L89 113H88L86 116H88ZM94 115H93L91 118L95 119V116H94ZM111 115H112V117H113V113H112ZM111 115H109V116H111ZM127 115H128V113H127ZM132 115H133V114H132ZM132 115L130 116V119H131ZM137 115H138V114L135 113V116H137ZM164 115H165V114H162V115H160L159 117H163ZM170 115H171V114H170ZM174 115L176 116V114H174ZM177 115H178V114H177ZM216 115L211 114V116H213L214 119H215L216 117H218V116H216ZM239 115H240V114H239ZM15 116H16V115H15ZM15 116H14V118H15ZM19 116L17 115L16 117L19 118ZM24 116H25V115H24ZM30 116H31V115H30ZM34 116H35V113H34ZM42 116H43V115H42ZM48 116H49V115H48ZM68 116H69V115H68ZM68 116H67V117H68ZM81 116L83 117V115H81ZM101 116H102V115H101ZM109 116H107V117H109ZM120 116H121V115H120ZM180 116H177V117L179 118ZM211 116H210V117H211ZM214 116H215V117H214ZM246 116H247V117H246ZM25 117H26V116H25ZM38 117H39V116H38ZM38 117H37V118H38ZM84 117H85V114H84ZM84 117H83L82 119H84ZM192 117H193V116L191 115V119H192ZM205 117H206V116H205ZM205 117H203V119H204ZM210 117H208V118L206 117V119H211ZM227 117H228V116H227ZM227 117H225V118L228 120L229 118H227ZM229 117L231 118V116H229ZM240 117H241V116H240ZM245 117H246V118H245ZM22 118H23V117H22ZM40 118H41V116H40ZM85 118H87V117H85ZM122 118H123V117H122ZM124 118H125V117H124ZM132 118H133V117H132ZM134 118H135V117H134ZM134 118H133V119H134ZM155 118H156V117H155ZM157 118H158V116H157ZM166 118H167V117H166ZM166 118H164V119H166ZM201 118H202V117H201ZM201 118L198 117V121H197V119L194 120V121H197V122H194L195 124H197V126H198V124H199V120H201ZM213 118H212V120H213ZM233 118H235V117H233ZM233 118H232V120H233ZM236 118H237V116H236ZM244 118L246 119V121H248L249 125L252 123V122H249L250 119L247 120V119H248V115H244ZM257 118H255V119L258 121ZM7 119H8V122H7ZM12 119H13V118H12ZM12 119H11L12 123L16 122L15 120H12ZM16 119H17V118H16ZM25 119H27V118H23L22 120H25ZM34 119H35V118H34ZM46 119H47V118H46ZM49 119H50V118H49ZM51 119H52V118H51ZM97 119H98V118H97ZM104 119H106V117H105ZM108 119H109V118H107L106 120H108ZM110 119H111V117H110ZM110 119H109L108 121H110ZM135 119H137V118H135ZM151 119H152V118H151ZM164 119H163V121L161 120L162 123L164 122ZM176 119H177V118H176ZM176 119H174V122H175ZM22 120H21V123H20L19 125H17V127L21 128V129L24 127V123L22 122ZM30 120H32V119L30 118L29 121H30ZM85 120H86V119H85ZM98 120H99V119H98ZM100 120H101V119H100ZM106 120H105V121H106ZM115 120L117 121V119H115ZM115 120H114V121H115ZM125 120H126V119H125ZM127 120H128V119H127ZM131 120H132V119H131ZM142 120H143V119H141L140 121H141V123L143 124L144 121L142 122ZM188 120H190V119L188 118L187 121H188ZM204 120H205V119H204ZM212 120H211V121H212ZM218 120H219V119H218ZM218 120L215 121V122H218V123L220 124V122H219L220 120H219V121H218ZM223 120H224V119H223ZM223 120H222V121H223ZM229 120H231V119H229ZM229 120H228V121H229ZM234 120H235V119H234ZM236 120H237V119H236ZM238 120H239V119H238ZM58 121H59V120H58ZM93 121H94V120H93ZM93 121H90V122L92 123ZM95 121H96V120H95ZM116 121H115V123H116ZM118 121H119V123L121 124L120 120H118ZM136 121L138 122V120H136ZM146 121H147V120H146ZM208 121H209V120H208ZM208 121H207V122H208ZM250 121H251V120H250ZM259 121H260V120H259ZM19 122H20V121H19ZM27 122H28V120H27ZM27 122L25 121V125H26ZM49 122H50V121H49ZM68 122L71 123V124H73V125L75 126L74 129H76V130H74V129H73V130L79 132V134H77L78 137H79L80 135L82 136V135H84V134L86 133V125H87V124H88V125H91L90 122L88 123V122H85L84 120H81V118L79 119V117L77 118L76 115H75V113H74V115H73V114H70V116L68 117ZM124 122H125V121H124ZM124 122H123V123H124ZM127 122H128V121H127ZM131 122H132V124L134 125L133 121H131ZM158 122H160V120H159ZM158 122H157V123H158ZM167 122H168V120H167ZM171 122H173V121H171ZM203 122H204V121H203ZM215 122L211 123V124H210L211 126H210L209 124H204V126H205V125H207V127H208V126H209V127L215 126V124H218V123H215ZM231 122H232V121H231ZM231 122H230V123H231ZM262 122L264 123V121H262ZM56 123H57V121H56ZM100 123H101V122H100ZM100 123H99V124H100ZM108 123H109V122H108ZM110 123H111V125H112L113 121H110ZM115 123H113V125H114ZM119 123H118V124L116 123V124L119 126ZM129 123H130V120H129ZM138 123H139V122H138ZM146 123H147V122H146ZM146 123H145V124H146ZM169 123H170V122H169ZM191 123H193V122L191 121ZM191 123H190V122L188 123V124H190V125L186 124V125H187L186 127H188V126L190 127V126L192 125ZM194 123H193V124H194ZM214 123H215V124H214ZM259 123H261V122H259ZM259 123H258V125H260ZM29 124H30V123H29ZM34 124H35V123H34ZM52 124H54V123L52 122ZM52 124H51V125H52ZM94 124H95V122H94ZM94 124H92V125H94ZM96 124H98V121H97ZM136 124H137V123H135V125H136ZM200 124H201V122H200ZM212 124H213V125H212ZM222 124L224 125V123H222ZM231 124H232V123H231ZM241 124L244 125L243 122H241ZM47 125L49 126V124H47ZM102 125H103V124H102ZM107 125H108V124H107ZM111 125L109 124L108 127H110ZM113 125H112V127H113ZM117 125H115V126L113 127V128L116 127V130H117V128H118V129L122 128V126H123V125H122V126L118 127ZM126 125H127V123H125V126H126ZM130 125H131V124H130ZM135 125H134V128H135L134 130L136 131V127H135ZM143 125H144V124H143ZM153 125H155V127H156L158 124H153ZM153 125H152V127H153ZM159 125H160V124H159ZM169 125H171V124H169ZM183 125H184V124H183ZM183 125H182V127H181V125L178 126V127L181 129V128L184 127ZM202 125H203V124H202ZM202 125H201V126H202ZM237 125H238V123H237L235 126H237ZM239 125H240V124H239ZM251 125H252V124H251ZM256 125H257V124H256ZM258 125H257V126H258ZM11 126H12V125H11ZM11 126H10V127H11ZM13 126H15V125H13ZM30 126L32 127V125H30ZM65 126H66V124H65ZM99 126H101V124H100ZM125 126H123V129H125ZM127 126H129V125H127ZM127 126H126V127H127ZM150 126H151V125H150ZM167 126H168V125L166 124V126H164V127H167ZM175 126H176V125H174L173 128H176ZM195 126H196V125H195ZM224 126H226V125H224ZM229 126H230V125H229ZM244 126H245V125H244ZM254 126H255V123H254ZM7 127H8V126H6V128H7ZM69 127H70V126H69ZM91 127H92V126H90V128H91ZM103 127H104V126H103ZM108 127H107V128H108ZM112 127H111V128H112ZM130 127H131V126H130ZM142 127H144V126H142ZM169 127H170V126H169ZM191 127H192V126H191ZM191 127H190V129H191ZM215 127H216V126H215ZM217 127H218V126H217ZM219 127H220V126H219ZM219 127H218V128H219ZM232 127H234V126H232ZM246 127H247V126H246ZM258 127H259V126H258ZM262 127H264L263 124H262ZM262 127L260 126V128H258V129L261 130V132L264 131V128H262ZM51 128H53V127H51ZM90 128H89V130H90ZM105 128H106V127H105ZM146 128H147V126H146ZM153 128H154V127H153ZM179 128H177V129H179ZM196 128H197V127H196ZM198 128H199V127H198ZM200 128H203V126L200 127ZM200 128H199V129H200ZM218 128L214 131L215 134L218 133V131H217ZM229 128H230V127H229ZM1 129H0V130H1ZM87 129H88V128H87ZM93 129H94L95 131H94ZM93 129H91L90 131L93 130V132H96V126H95ZM127 129H128V128H126V130H127ZM129 129H130V128H129ZM138 129H139V128H138ZM157 129H159V128H157ZM177 129H176V130H177ZM188 129H189V128H188ZM190 129H189V130H190ZM193 129H194V128H193ZM224 129H225V128H223V131H224ZM239 129H240V128H239ZM29 130H30V128H29ZM38 130H39V129H38ZM46 130H47V129H46ZM50 130H51V129H50ZM66 130H67V129H66ZM71 130H72V129H71ZM71 130H70V131H71ZM89 130H87V131H88L89 136H90L92 132L90 133ZM97 130H98V129H97ZM105 130H106V129H105ZM147 130H148V129H147ZM167 130H168V129H167ZM167 130L163 131L164 135H166L165 132H166ZM172 130H173V129H172ZM172 130H170V131H172ZM182 130H183V129H182ZM184 130H185V133H186L187 130H186V129H184ZM221 130H222V128H221ZM226 130H227V129H226ZM243 130H245V129H242V130L240 129V130H238V132H239V131H243ZM250 130H252V128H251ZM254 130H255V129H254ZM260 130H257V131L260 132ZM11 131H12V129H11ZM18 131L20 132V129H18ZM22 131H24V130H22ZM25 131H26V130H25ZM74 131H73V132H74ZM108 131L111 132L112 130L109 129ZM113 131H114V130H113ZM129 131H130V130H129ZM145 131H146V130H145V128H144V133H145ZM168 131H169V130H168ZM168 131H167V132H168ZM170 131H169V132H170ZM173 131H175V130H173ZM173 131H172V132H173ZM216 131H217V132H216ZM231 131H232V130H231ZM26 132H27V131H26ZM38 132H39V131H38ZM38 132H37V133H38ZM45 132H46V131H45ZM48 132H50V131H47V134H48ZM60 132H61V131H60ZM97 132H98V131H97ZM97 132H96L97 135L94 134V135H95V136H94L95 138H97L96 136H99L98 134H99L100 132H99V133H97ZM101 132H102V131H101ZM103 132H104V131H103ZM125 132L127 133V131H125ZM133 132H134V131H133ZM137 132H138V130H137ZM137 132H136V133H137ZM140 132H141V131H140ZM175 132H176V131H175ZM182 132H183V131H181L180 133H178V134H182V135H177L179 138H177V136L175 137V138H177V140H180V139H181L180 137L183 136L184 133H182ZM197 132H198V131H197ZM201 132H203V131H201ZM201 132H198V135H199ZM229 132H230V131H229ZM229 132H228V133H229ZM238 132H237V133H238ZM252 132H253V130H252ZM0 133H1V132H0ZM28 133H30V132H28ZM35 133H36V132H35ZM121 133H124V132H121ZM126 133H125V134H126ZM141 133H142V132H141ZM144 133H143V134H144ZM147 133H148V132H147ZM150 133H151V132H150ZM191 133H192V131H191ZM193 133H194V132H193ZM195 133H196V132H195ZM207 133H208L209 135L213 134V136L211 135V137L213 138V139H212V141H213L214 138L216 137L215 134L212 133V132H210L211 134H210L209 132H207ZM219 133H222V131H221V132L219 131ZM219 133H218V134H219ZM228 133H227V137H228ZM230 133H231V132H230ZM234 133H235L234 136L236 137L237 134H236L235 131H234ZM240 133H241V134H240ZM240 133H239V135H242V134L245 135L246 133L248 134V131L245 132V133H242V132H240ZM250 133H251V131H250ZM255 133H256V132H255ZM255 133H251V134L255 135ZM6 134H7V133H6ZM24 134H25V133H24ZM44 134H45V133H44ZM74 134H75V133H74ZM105 134L107 135V134H109V132H106ZM125 134H124V135H125ZM127 134H129L128 137L131 136V135H130L131 133H127ZM139 134H140V133H139ZM143 134H142V135H143ZM148 134H149V133H148ZM148 134H144V135H148ZM173 134H175V133H173ZM186 134H187V133H186ZM232 134H233V133H232ZM256 134H257V133H256ZM262 134H263V133H262ZM19 135H21V134H19ZM19 135H15V137H16V136H19ZM22 135H23V133H22ZM45 135H46V134H45ZM75 135H76V134H75ZM120 135H121L120 133H119V135H114V134H113V136H114L115 138H116V136H120ZM150 135L152 136L153 134L151 133ZM150 135H149V136H150ZM164 135H162V136H164ZM209 135H207V140H206V141H208V143H209V140H208V139H209V138H208ZM223 135H224V134H223ZM243 135H242V137H243ZM32 136H33V135H32ZM32 136H31V137H32ZM35 136H36V135H35ZM48 136H49V135H48ZM81 136H80V137H81ZM154 136H155V135H154ZM169 136H170V138H171L172 135H169ZM184 136H185V134H184ZM194 136L196 137L197 134H196V135H193V137H194ZM199 136H200V135H199ZM199 136H197L198 139H200V137H201V136H200V137H199ZM57 137H59V135H58ZM57 137H56V138H57ZM91 137H93V136H91ZM94 137H93V138H94ZM102 137H103V134H102ZM102 137H101V138H102ZM106 137H107V136H106ZM108 137H109V135H108ZM131 137H132V136H131ZM131 137H130V138H131ZM139 137H140V136H139ZM146 137H147V136H146ZM157 137H159L158 140L155 139V138H153V139L157 140V143H158V141L160 140L161 137H160V136H157ZM166 137H167V136H166ZM166 137H165V138H166ZM195 137H194V138H195ZM203 137H204V136H203ZM219 137H221V134H220ZM222 137H223V136H222ZM227 137H226V138H219V140L216 139V138H218V137H216V138H215V139H216L215 143H219V142H221V141H223V140L226 141ZM229 137H231V134L229 135ZM229 137H228V139H229ZM246 137H248V136L245 135L244 138L246 139ZM253 137H254V136H253ZM255 137H256V135H255ZM257 137H258V136H257ZM260 137H261V136H259V138H260ZM56 138H55V140H54L55 142H56ZM59 138H60V137H59ZM73 138H74V136H73ZM76 138H77V137H76ZM87 138H90V137H87ZM99 138H100V137H99ZM125 138L127 139V135H126ZM137 138H138V136H137ZM170 138H168V139H170ZM172 138H173V137H172ZM172 138H171V139H172ZM205 138H206V136H205ZM205 138H204V139H205ZM231 138H233V137H231ZM261 138H262V137H261ZM22 139H23V138H22ZM22 139H21V140H22ZM24 139H25V138H24ZM40 139H42V138H40ZM40 139H39V140H40ZM61 139H62V138H61ZM71 139H72V138H71ZM106 139H107V138H106ZM110 139H111V138H109V140H110ZM113 139H114V138H113ZM116 139H117V138H116ZM116 139H115V141H116ZM119 139H120V138H118L117 140L120 141L121 144H125L124 142L122 143V141H124V139H123V140L121 139L122 141L119 140ZM126 139H125V140H126ZM131 139H132V138H131ZM131 139H130V140H131ZM142 139H143V138H142ZM145 139H146V138H145ZM145 139H144V140H145ZM149 139H150V137L148 138V140H149ZM168 139H167V140H168ZM173 139H174V138H173ZM182 139H183V137H182ZM182 139H181V140H182ZM196 139H197V138H196ZM198 139H197V140H198ZM204 139H202V140H200V141L198 140V141H197L198 144H199V142L204 141ZM220 139H221V140H220ZM222 139H223V140H222ZM247 139H249V138H247ZM263 139H264V137H263ZM263 139H260V140L263 141ZM5 140H6V139H5ZM5 140H2V141L4 142ZM43 140H44V139H43ZM86 140H87V139H86ZM127 140L131 143V141H130L129 139H127ZM135 140H136V139H135ZM140 140H141V139H140ZM151 140H152V138H151ZM155 140H154V141H155ZM175 140H176V139H175ZM181 140H180V141H181ZM217 140H218V142H217ZM229 140H231V139H229ZM232 140H233V139H232ZM241 140H243V139H241ZM254 140H255V139L250 140L249 142L252 143ZM0 141H1V140H0ZM16 141H17V138H16ZM22 141H24V140H22ZM50 141H51V140H50ZM82 141H83V140H82ZM84 141H85V140H84ZM99 141H100V140H99ZM104 141H105V140H104ZM107 141H108V140H107ZM107 141H106V142H107ZM110 141H111V140H110ZM118 141H117V142H118ZM128 141H127V142H128ZM182 141H183V140H182ZM185 141H186V140H185ZM191 141H192V139H191ZM191 141H190V142H191ZM227 141H228V140H227ZM245 141H246V140H243V143H242V141H241L238 145H240V144L242 143V144L240 145V146H242V145L245 143ZM3 142H2V143L0 142V148L4 147V145H3L4 143H3ZM11 142H12V141H11ZM32 142H33V141H31V144H32ZM41 142L43 143V141H41ZM85 142H86V141H85ZM106 142L104 143L105 145H106ZM127 142H126V143H127ZM129 142H128V143H129ZM138 142H139V141H138ZM141 142H142V141H141ZM141 142H140V143H141ZM169 142H170V141H169ZM192 142H193V141H192ZM213 142H214V141H213ZM230 142H231V141H229V143L227 142V144H230ZM232 142H233V141H232ZM235 142H236V141H235ZM247 142H248V141H246V143H247ZM249 142H248V143H249ZM256 142H257V141H256ZM256 142H254V143H256ZM35 143H36V142H35ZM35 143H34V144H35ZM44 143H45V142H44ZM56 143H58V142H56ZM100 143H103L102 140L100 141ZM114 143H115V142H114ZM118 143H119V142H118ZM128 143H127V145H125V147H128ZM134 143H135V142H134ZM140 143H139V144H140ZM163 143H164V142H163ZM165 143H167V141H165ZM183 143H184V142H182L181 144H183ZM203 143H204V142H203ZM203 143H202V145H203ZM205 143H207V142H205ZM210 143H211V142H210ZM215 143H214V144H215ZM223 143H224V145H225V142H222V144H223ZM23 144H24V143H23ZM37 144H39V143H37ZM81 144H82V143H81ZM90 144H91L92 148L95 147V146L97 147L96 144H93V145H92V143H90ZM104 144L102 145L103 147L105 146ZM108 144H109V143H107V145H108ZM110 144H112V143H110ZM119 144H120V143H119ZM177 144H178V143H177ZM179 144H180V143H179ZM184 144H185V143H184ZM193 144H194V142L192 143V145H193ZM219 144L221 145V143H219ZM227 144H226V147H227ZM259 144H260V143H259ZM24 145H25V144H24ZM28 145H30V144L28 143ZM88 145H89V143H88ZM94 145H95V146H94ZM116 145H117V144H116ZM134 145H135V144L131 143V146H132V147H134ZM148 145H149V144H148ZM153 145L156 146V144H153ZM161 145H162L161 148L164 147L163 144H161ZM166 145H167V147H168V144H166ZM189 145L191 146V144H189ZM189 145H188V146H189ZM205 145H207V144H205ZM220 145H219V146H220ZM238 145L236 144V146L233 147L234 151H230V152L233 153V154H232V153L229 154L230 157H231L232 155H235L236 152L238 153V151L242 148V147H241V148H239V150H238L237 147H240V146H238ZM26 146H27V145H26ZM48 146H49V145H48ZM58 146H59V145H58ZM81 146H82V145H81ZM112 146H115V145H112ZM131 146H130V147H131ZM149 146H151V145H149ZM158 146H159V145H158ZM158 146H156V147H158ZM173 146H176V145L174 144ZM185 146H187V145H185ZM195 146H196V148H197V145H195ZM203 146H204V145H203ZM215 146H216V145H214V147H213L214 149H215ZM221 146H222V145H221ZM27 147H28V146H27ZM39 147H42V146H39ZM39 147H37V146H35V145H33V147H31V145H30V147H29L27 150H24V149L22 150V149L20 148V144H19V142H17L16 144L11 145L9 148L7 147V149L4 150L5 153H4L2 156H0V207H1V208H4V207H5L4 204L6 203V199H11V200H12V199L16 196V194H15V196L13 197V194H14V193H16V192H18V191H21V190H23V189H24V190L29 189V190H30V194H31L32 196L35 195V194H37V195L39 196V194H40V192H41L42 189L40 190V192H39V194H38V193H37V192H38V188H40V187L43 186V185L51 184V182H52L53 180L56 179V176H54L55 178H53V176H51V173H52L53 171H54L53 173H55V170H54V169H53V171H52L51 173H49V172H50L49 169L52 168V164H51V166H50L49 168L46 167V166L52 161V158L55 159L54 156H55L56 152H54V153L49 152V154H50L51 157H48V156H47L48 158H46V160H45L46 162H45L44 166H43V160H41L42 165H41V163L39 164V166H40L41 169H42L41 172L34 173V160H35V158H38V154H39V151H40V148H39ZM89 147H90V146H89ZM96 147H95L94 150L91 149V150H92L91 152L94 151V152L97 153V152H99L100 150L103 149V147H102V148L100 147L101 149H99L98 151H96V149H97ZM120 147H122V146H120ZM120 147H119V149H120ZM130 147H129V148H130ZM137 147H138V146H137ZM137 147H136V148H137ZM140 147H141V146H140ZM147 147H148V146H147ZM153 147H154V146H153ZM167 147H165V148H167ZM193 147H194V146H193ZM199 147L202 148L201 145H200ZM206 147H207V146H206ZM226 147L224 148V147L222 146V148H220V150H221V149H224V150H221V151L224 152L225 149H226ZM249 147H250V146L248 145V147H246V149H248ZM258 147H259V146H258ZM61 148H62V147H60V149H58V148L56 147V149H57L58 151H60ZM122 148H123V147H122ZM122 148L120 149V151L122 150ZM143 148H145V147H143ZM143 148H142V149H143ZM151 148H152V146H151ZM151 148L148 147V149H151ZM159 148H160V147H159ZM159 148H158V149H159ZM168 148H172V146H169ZM211 148H212V147H211ZM211 148L209 147V149H211ZM235 148H236V150H238V151H236ZM254 148H255V147H254ZM259 148H261V147H259ZM2 149H3V148H2ZM48 149H51V147H49ZM52 149H55V148H52ZM83 149H84V148H83ZM87 149H88V148H87ZM110 149H112V147H111ZM119 149H118V152H120ZM123 149H125V148H123ZM148 149H147V150H148ZM185 149H186V148H185ZM216 149H218V148H216ZM244 149H245V148H243V151H245ZM85 150H86V149H85ZM135 150H136V149H135ZM152 150H154V149H152ZM220 150H219V151H220ZM226 150H227V149H226ZM248 150H250V149H248ZM248 150H247V151H248ZM253 150L256 151L257 149H256V150L253 149ZM258 150H259V149H258ZM58 151H57V152H58ZM82 151H83V150H82ZM89 151H90V150H89ZM106 151H107V150H106ZM139 151H142V150H139ZM145 151H146V150H145ZM155 151H157V150H155ZM177 151H178V150H177ZM180 151H181V150H180ZM184 151H185V150H184ZM194 151H195V150H194ZM194 151H193V152H194ZM196 151H197V149H196ZM199 151L201 152V150H199ZM199 151H197V152H199ZM213 151H214V150H213ZM216 151H217V150H216ZM219 151H218V152H219ZM243 151L241 152L242 154H241V153H238V154H240L241 156H243V153H245V152H243ZM45 152H46V151H45ZM60 152H61V151H60ZM109 152H110V151L108 150V153H109ZM114 152H115V151H113L112 153H114ZM118 152H117V150H116V153H118ZM125 152H126V151H125ZM127 152H128V151H127ZM133 152H134V151H133ZM143 152H144V151H143ZM146 152H147V151H146ZM150 152H152V151H150ZM175 152H176V151H175ZM182 152H183V151H182ZM186 152H187V151H186ZM197 152H195L196 154H195V153H194V154H195V155H198ZM203 152L205 153V150H203ZM209 152H210V151H209ZM209 152H208V151L206 152V153L208 154V156L211 155V157H212L213 154H215V151H214V152H212V151L210 152V153H213V154H209ZM218 152H217V153H218ZM227 152H229V151H227ZM227 152L225 151L226 154H227ZM51 153H52L54 156H53ZM168 153H169V152H168ZM170 153H172V152L170 151ZM170 153H169V154H170ZM177 153H178V152H177ZM180 153H181V152H180ZM191 153H192V152H191ZM201 153H202V152H201ZM201 153H199L200 156L202 155ZM206 153H205V154H206ZM225 153H221V154L226 155ZM249 153H251V152H249ZM263 153H264V152H263ZM101 154H102V153H101ZM105 154H106V153H105ZM114 154H115V153H114ZM119 154H120V153H119ZM132 154H133V153H132ZM151 154H152V153H151ZM153 154H155L154 151H153ZM173 154H174V152H173ZM182 154H183V153H182ZM182 154H181V158L183 157ZM194 154H193V155H194ZM205 154H203V156H205ZM207 154H206V155H207ZM221 154H220V152H219V153L217 154L218 156L216 157V159H214L215 157H214V158H210V157H209V160L206 159V160H208V162L210 161L209 164H211V166H209V167H212V166H213V161H212L211 159H214V160L221 159L222 157L219 158V156H220ZM231 154H232V155H231ZM238 154L236 155L237 157H238ZM261 154H262V152H261ZM88 155H90V154L88 153ZM88 155H87V156H88ZM116 155H117V154H116ZM123 155H124V158H125V156L127 157V155L129 156V154L126 155L125 153H123ZM138 155H139V154H138ZM157 155L159 156V152H158ZM162 155H163V157H164V153H163V154L161 153L160 156H162ZM186 155H188V158H189V153H187ZM195 155H194V156H195ZM215 155H216V154H215ZM227 155H228V154H227ZM255 155H256V154H255ZM13 156H15V158H16L15 160H17V162H16V163L14 162L15 164H14L12 167H9V165H8L7 162H8V160L10 159L9 157H13ZM41 156H43V155H40V157H41ZM44 156H45V153H44ZM101 156H102V155H101ZM104 156H105V155H104ZM119 156H120V155H119ZM119 156H116V158L119 157ZM121 156H122V155H121ZM130 156H131V155H130ZM145 156H146V155H145ZM149 156H150V154H149ZM152 156H153V155H152ZM152 156H151V157H152ZM158 156H157V158H158ZM170 156H171V154H170ZM177 156H178V155H176V157L174 156L175 159H177ZM179 156H180V155H179ZM184 156H185V155H184ZM252 156L254 157V155H252ZM252 156H251V157H252ZM261 156H262V155H260L258 158L261 159V160L263 161L264 156H262L263 158H262ZM55 157H56V156H55ZM59 157H61V156H59ZM91 157H92V156H91ZM95 157H96V156H94V159H95ZM102 157H103V156H102ZM102 157H100V158L102 159ZM109 157L111 158V156H109ZM146 157H147V156H146ZM163 157H160V159L163 158ZM167 157H168V155H167ZM186 157H187V156H186ZM197 157L199 158V156H197ZM230 157H229V158L227 157L226 159H228V160H226V161H229V160H230ZM237 157H236V158H237ZM260 157H261V158H260ZM41 158H42V157H41ZM96 158H97V157H96ZM100 158H99V159H100ZM105 158H106V157H105ZM110 158H109V159H110ZM116 158H114V160H117V159H118V158H117V159H116ZM122 158H123V157H122ZM157 158H156L154 161H156ZM183 158H184V157H183ZM231 158H232V157H231ZM234 158H235V156H234ZM234 158H232V159L234 160ZM258 158H255V159H257V161H258ZM62 159H63V158H62ZM99 159H98V160H99ZM146 159H147V158H146ZM163 159H164V158H163ZM173 159H174V158H173ZM173 159H172V160H173ZM175 159L173 160V162H174V161H177V160H175ZM178 159H179V157H178ZM192 159H193V158H192ZM194 159H196V156H195ZM194 159H193V160H194ZM10 160L12 161V159H10ZM112 160H113V158H112ZM112 160H110V162H108V163H111ZM118 160H120V159H118ZM127 160H129V159H128V158L126 159V163L128 164ZM136 160H137V159H136ZM164 160H165V159H164ZM206 160H205V161H206ZM221 160H222V159H221ZM243 160H244V159H243ZM243 160H242V161H243ZM103 161H105V160H103ZM108 161H109V160H108ZM123 161H125V160H123ZM129 161H130V160H129ZM139 161H140V160H139ZM169 161H170V160H169ZM187 161H190V160L187 159ZM194 161H195V160H194ZM194 161H193V162H194ZM196 161H197V160H196ZM224 161H225V160H224ZM242 161H240V162H242ZM249 161H251L252 163H251V162H248V163H251L252 165L255 166V162H253V161H255L254 159H253V161H252V160H249ZM257 161H256V162H257ZM9 162H10V161H9ZM91 162H92V161H91ZM113 162H114V161H113ZM119 162L122 163V160L118 161L116 164H114V165H112V166L116 167L117 164H119ZM142 162H143V161H142ZM161 162H162V161H161ZM180 162H181V161H180ZM182 162H183V161H182ZM182 162H181V163H182ZM198 162L200 163V162H203V161H201V159H200V161L198 160L196 163H198ZM208 162H207V163H208ZM215 162H216V161H214V163H215ZM219 162H220V161H219ZM240 162H238V164L236 163V165H239ZM59 163H60V162H59ZM96 163H97V162H96ZM123 163H125V162H123ZM137 163H138V162H137ZM145 163H146V162H145ZM156 163H157V162H156ZM163 163H166V162H162V164H163ZM203 163L206 164V162H203ZM220 163H222V161H221ZM220 163H219V164H220ZM232 163H233V162H232ZM232 163H229V164H228V163L226 162V164H224V165L221 164V165H220L221 169H220V167L217 165L216 167H217V168L219 167V169H217V171L219 170V171H218L219 173H218L216 170H214V169H216V168H213V167H212L214 172L211 171V170L209 169V173L212 172V173L214 174V173L216 172V174L218 173V175H219V174H222V173H221V170H222V169H223L224 171H231V170H232V171H231V172H232V177H230V180H229V181H227V182H225L224 184H222V185H223L222 187H223V188L225 187V189L228 188V189H230V190H234L235 192H237L236 190L241 191V189H243V191H244V190H250V191H251V190L253 189V186L251 185L252 182H250V181L248 182V180L252 177V176L249 174V173H251V172L247 173L248 177H247V175H245L244 178H243V170L240 171V169H238V168H237V170H236V168H235V169H231V168H230L231 165H232V168H234ZM257 163H259V161H258ZM46 164H47V165H46ZM53 164L55 165V163H53ZM101 164H102V163L100 162V165H101ZM135 164H136V163H135ZM170 164H171V163H170ZM175 164H176V163H175ZM183 164H184V163H183ZM217 164H218V161H217ZM230 164H231V165H230ZM240 164H242V163H240ZM259 164H261V162H260ZM262 164H263V163H262ZM262 164H261V165H262ZM56 165H57V164H56ZM100 165H98V166H100ZM107 165H108V164H107ZM107 165H106V167H103V168L106 169V168H107ZM115 165H116V166H115ZM123 165H124V164H123ZM158 165L160 166L161 164H158ZM163 165H165V164H163ZM187 165H188V164H187ZM206 165H207V164H206ZM206 165H205V166H206ZM215 165H216V164H215ZM236 165H234V166H236ZM248 165H249V167L252 166V165L250 166V164H248ZM248 165H247V163H246V166H244V167H248ZM261 165H259V167H260ZM98 166H96V167L98 168ZM103 166H105L104 163H103ZM109 166H111V165H109ZM109 166H108V168H109V173H110L111 170H110V167H109ZM112 166H111V167H112ZM126 166H127V165H126ZM134 166H135V165H134ZM146 166H147V165H146ZM170 166H171V165H170ZM183 166H184V165H183ZM193 166H194V165H193ZM199 166L201 167L202 165H199ZM240 166L243 167L242 165H240ZM240 166H239V167H240ZM254 166H253V167H254ZM256 166H257V165H256ZM262 166H263V165H262ZM262 166H261V167H262ZM53 167H55V166H53ZM100 167H102V166H100ZM117 167H118V166H117ZM141 167H142V165H141ZM144 167H145V166H144ZM194 167H195V166H194ZM203 167H204V166H203ZM236 167H237V166H236ZM257 167H258V166H257ZM103 168H102V171H103ZM112 168H113V167H112ZM118 168L121 169V165H120V167H118ZM131 168H132V167H131ZM133 168H134V167H133ZM138 168H139V167H138ZM145 168H146V167H145ZM164 168H166V167L164 166ZM190 168H191V165H190ZM190 168L187 169V170H190ZM197 168H198V166H197ZM201 168H202V167H201ZM205 168H206V167H205ZM212 168H211V169H212ZM263 168H264V167H262V169H263ZM35 169H36V166H35ZM99 169H100V168H99ZM114 169H117V168H114ZM156 169H157V168H156ZM255 169H256V168H255ZM262 169H261V170H262ZM8 170H10V171H8ZM59 170H60V169H59ZM122 170H124L123 167H122ZM127 170H128V169H127ZM174 170H176V169H174ZM179 170H180V168H179ZM192 170H193V169H192ZM205 170H206V169H205ZM235 170H236V171H235ZM48 171H49V172H48ZM98 171H99V170H98ZM115 171H116V170H115ZM118 171L120 172V170H117V172H118ZM128 171H129V170H128ZM139 171H140V170H139ZM144 171H145V170H144ZM144 171H143V172H144ZM157 171H158V170H157ZM177 171H178V170H177ZM196 171H197V170H196ZM199 171H200V168H199ZM224 171H223V172H224ZM246 171H248V170H246ZM246 171H245V172H246ZM250 171H251V170H250ZM255 171H256V170H255ZM257 171H260V169L257 170ZM62 172H63V171H62ZM62 172H61V173H62ZM68 172H69V171H68ZM93 172H94V171H93ZM100 172H101V171H100ZM100 172H99V173H100ZM112 172H113V171H112ZM126 172H127V171H126ZM137 172H138V171H137ZM137 172H136V173H137ZM141 172H142V171H140V173H141ZM151 172H152V170H151ZM168 172H170V171H168ZM185 172H186V171H185ZM190 172H191V171H190ZM202 172H203V171H202ZM202 172H201V173H202ZM205 172H206V171H205ZM252 172H254V170H253ZM261 172H263V171H260V173H261ZM53 173H52V174H53ZM58 173H60V172H58ZM121 173H123V172H121ZM147 173H148V172H147ZM174 173H175V172H174ZM174 173H172V174H174ZM201 173H200V174H201ZM229 173H230V172H229ZM255 173H256V172H255ZM255 173H252V175L255 174ZM260 173H257L258 176H259ZM263 173H264V172H263ZM106 174H108V173H106ZM115 174H116V173H115ZM124 174H125V172H124ZM137 174H139V173H137ZM137 174H136V176H138ZM151 174H152V173H151ZM153 174H154V171H153ZM157 174H158V173H157ZM170 174H171V173H170ZM195 174L197 175V178L201 177V175H202V174L199 175V173H196V172H195ZM223 174H224V173H223ZM257 174H256V177H257ZM59 175H60V174H59ZM59 175L57 174V177H58ZM61 175H62V174H61ZM63 175H65L64 172H63ZM67 175H68V174H67ZM69 175H70V172H69ZM94 175H95V174H94ZM96 175H97V174H96ZM96 175H95V176H96ZM100 175L103 176V174H100ZM108 175H110V174H108ZM125 175H126V174H125ZM130 175H131V174H130ZM140 175H141V174H140ZM140 175L138 176L139 178H140ZM168 175H169V174H168ZM179 175H180V173H179ZM179 175H177V176L179 177ZM191 175H192V174H191ZM193 175H194V174H193ZM196 175H195V176H196ZM203 175H208V173H205V174L203 173ZM226 175H228V173H227ZM239 175H240V176H239ZM241 175H242V176H241ZM260 175L263 176L262 173H261ZM73 176H74V175H73ZM117 176H118V175H117ZM117 176H116V178H117ZM134 176H135V175H134ZM143 176H144V175H143ZM152 176H153V175H152ZM158 176H159V175H158ZM164 176H165V175H164ZM198 176H199V177H198ZM216 176H217V175H216ZM220 176H221V175H220ZM220 176H219V177H220ZM223 176L225 177V175H222L221 177L223 178ZM229 176H230V175H229ZM250 176H251V177H250ZM253 176H254V175H253ZM66 177H67V176H66ZM105 177H106V176H105ZM129 177H130V176H129ZM138 177H137V180H138ZM145 177H146V176H145ZM156 177H157V176H156ZM161 177H162V176H160L159 179H160ZM169 177H170V176H169ZM184 177H185V176H184ZM187 177H188V176H187ZM192 177H193V176H192ZM204 177H205V176H204ZM207 177H208V176H207ZM211 177H212V176H211ZM211 177H209V178H210V183H213V181H211V180H212L213 178L215 179V177L213 176L212 179H211ZM221 177H220V178H221ZM226 177H227V176H226ZM226 177H225V178H226ZM246 177H247V178H246ZM256 177H255V178H256ZM72 178H73V177H72ZM72 178H71V179H72ZM98 178H99V177H98ZM102 178L104 179V177H102ZM107 178H108V177H107ZM107 178H105V179L107 180ZM109 178H110V177H109ZM116 178L113 177V179H116ZM118 178H119V177H118ZM118 178H117V179H118ZM120 178H121V177H120ZM120 178H119V179H120ZM125 178H127V177H125ZM146 178H147V177H146ZM152 178H153V177H152ZM174 178L176 179V177H174ZM216 178H218V176H217ZM222 178H221V179H222ZM225 178H224V179H225ZM228 178H229V177H228ZM252 178H253V177H252ZM258 178H259V177H258ZM258 178H257V179H258ZM262 178L264 179V177H262ZM52 179H53V180H52ZM58 179H59V178H57V181H58ZM103 179H101V180L103 181ZM110 179H112V178H110ZM119 179L116 180V181L118 182V181L121 180V179H120V180H119ZM127 179H129V178H127ZM175 179H173V180H175ZM178 179H179V178H178ZM178 179H177V180H178ZM194 179H196V178H194ZM221 179H220V180H221ZM97 180H98V179H97ZM124 180H126V179H124ZM152 180H153V179H152ZM163 180H164V179H163ZM163 180H162V181H163ZM179 180H181V179H179ZM186 180H187V178H186ZM186 180H185V181H186ZM197 180H198V179H197ZM206 180H207V179H206ZM225 180H227V179H225ZM128 181H129V180H128ZM128 181H125V182H128ZM154 181H155V180H154ZM162 181H160V182L162 183ZM170 181H171V180H170ZM170 181H169V184H170ZM175 181H176V180H175ZM188 181H189V179H188ZM203 181L205 182L204 179H203ZM203 181H202V182H203ZM207 181L209 182V179H208ZM207 181H206V182H207ZM218 181H219V179H218ZM53 182H54V181H53ZM53 182H52V183H53ZM68 182H69V181H68ZM91 182H92V181H91ZM100 182H101V181H100ZM100 182H99V183H100ZM105 182L107 183V181H105ZM105 182H104V184H105ZM123 182H124V181H123ZM123 182H122V184H125V183H123ZM183 182H184V181H183ZM190 182H191V180H190ZM194 182H196V181H194ZM199 182H200V181H199ZM202 182H201V183H202ZM221 182H222V180H221ZM221 182L219 181L218 183L220 184ZM256 182H259V183H260V181H256ZM263 182H264V180H263ZM94 183H95V182H94ZM101 183H103V182H101ZM112 183H113V182H112ZM115 183H116V182H115ZM142 183H144V182L142 181ZM152 183H153V182H152ZM157 183H158V182H157ZM171 183H172V182H171ZM173 183H174V181H173ZM187 183H188V182H187ZM191 183H192V182H191ZM210 183H209V184H210ZM214 183H215V182H214ZM214 183H213V186L215 185ZM254 183H255V182H254ZM53 184H54V183H53ZM96 184H97V183H96ZM107 184H108V183H107ZM109 184H111V182H110ZM113 184H114V183H113ZM118 184H119V183H118ZM118 184H117V185H118ZM120 184H121V183H120ZM122 184H121V185H122ZM144 184H145V183H144ZM155 184H156V183H154V185H155ZM165 184H166V183H165ZM165 184H164V185H165ZM175 184H176V183H175ZM192 184H193V183H192ZM192 184H191V185H192ZM196 184H197V183H196ZM205 184H206V183H205ZM205 184H204V185H205ZM209 184H208V185H209ZM219 184H217V185H218V186H221V185H219ZM260 184H261V183H260ZM67 185H68V184H67ZM97 185H98V184H97ZM111 185H112V184H111ZM137 185H138V184H136V187H137ZM139 185H140V184H139ZM142 185H143V184H142ZM156 185H157V184H156ZM160 185H161V184H159V186H160ZM170 185H171V184H170ZM187 185H188V184H187ZM194 185H195V184H194ZM208 185L206 184V187L204 186V188L207 189ZM217 185H215V186H217ZM255 185H256L257 188L254 187L253 190H255V189L257 190V189H259V188H261V187H262V189L264 188L263 186H260V187H259L257 184H255ZM53 186H54V185H53ZM72 186H73V185H72ZM72 186H71V188H69V189H73ZM100 186H101V185H100ZM124 186H125V185H124ZM131 186H132V185H131ZM140 186H141V185H140ZM149 186H150V184H149ZM152 186H153V185H152ZM175 186H177V184H176ZM48 187H50V186H48ZM73 187H75V186H73ZM104 187H105V186H104ZM122 187H123V186H122ZM122 187H121V188H122ZM170 187H171V186H170ZM170 187H169V188L167 187L168 190L171 189ZM188 187H189V186H188ZM188 187H187V188H188ZM193 187H194V186H193ZM210 187H211V189H213L211 184H210ZM210 187H209V190H211ZM258 187H259V188H258ZM50 188H51V187H50ZM54 188H55V186H54ZM59 188H60V187H59ZM75 188H76V187H75ZM81 188H82V187H81ZM95 188H96V186H95ZM95 188H94V189H95ZM98 188H99V187H98ZM102 188H103V187H102ZM106 188H107V187H106ZM112 188H113V187H112ZM134 188H135V187H134ZM172 188H173V187H172ZM219 188H220V187H219ZM223 188H221L222 190H220V191L225 190V189H223ZM51 189H52V188H51ZM66 189H67V188H66ZM69 189H68V190H69ZM92 189H93V188H92ZM115 189H116V188H115ZM122 189H123V188H122ZM216 189H217V187H216ZM45 190H46V189H45ZM45 190L43 189L44 192H45ZM47 190H48V189H47ZM52 190H53V189H52ZM52 190H49V191H52ZM63 190H64V189H63ZM63 190H62V191H63ZM68 190H66V191H68ZM74 190H75V189H74ZM96 190H97V189H96ZM100 190H101V189H100ZM104 190H105V188H104ZM112 190H113V189H112ZM117 190H118V189H117ZM149 190H150V189H149ZM149 190H148V191H149ZM153 190H154V189H153ZM153 190H152V191H153ZM155 190L157 191V188H155ZM190 190H191V189H190ZM192 190L194 191L193 188H192ZM213 190H215V188H214ZM43 191H42V192H43ZM69 191H70V190H69ZM110 191H111V190H110ZM135 191H136V190H135ZM169 191H170V190H169ZM169 191H168V192H169ZM171 191H172V189H171ZM175 191H176V190H175ZM211 191H212V190H211ZM211 191H207V193H209V195H207V193H206V195L209 196V197H204V201H203V202H205L206 199H208V198L211 199V198L213 197V194H212ZM215 191H216V190H215ZM215 191H214V192H215ZM226 191H227V189H226ZM243 191H242V192H243ZM262 191H263V190H262ZM23 192H24V191H23ZM23 192H22V193H23ZM44 192H43V193H44ZM46 192H47V191H46ZM63 192H64V196H66L67 194L69 195V192H68L66 195H65V190H64ZM84 192H85V191H84ZM84 192H83V193H84ZM107 192H108V191H107ZM115 192H116V190H115ZM133 192H134V191H133ZM149 192H151V191H149ZM149 192H148V194H149ZM165 192H167V191L165 190ZM168 192H167V193H168ZM191 192H192V191H191ZM197 192H198V191H197ZM210 192H211V194H210ZM214 192H213V193H214ZM227 192H229V194L227 193V194H228V197H229V195H230V191L228 190ZM242 192H241V195H240V194H237V193H234V194H237L238 197H236V196L233 194V195H232V196H233L232 198H239V195L242 196ZM248 192H249V191H248ZM253 192H254V191H252V193H250V195H253ZM255 192H256V191H255ZM48 193H49V192H48ZM60 193H61V192H60ZM60 193H59V194H60ZM72 193H73V195H72ZM75 193H76V191H75ZM75 193L73 192V190H72V192L70 193V194H71L70 199L73 200V201H75V199H74L75 197H73V196H74V195H77V194H75ZM86 193H88V191H87ZM108 193H110V192H108ZM117 193H118V192H117ZM135 193H136V195H137V192H135ZM151 193H152V192H151ZM160 193H161V192H160ZM162 193H163V191H162ZM167 193H165V194H167ZM169 193H170V192H169ZM171 193H172V192H171ZM199 193H200V191H199ZM199 193H197V194H199ZM204 193H205V192H204ZM204 193L202 192L201 195H203ZM219 193H220V192H219ZM219 193L217 194V195H219V198H218V199L221 200L223 197H220V196H222V193H223V192L220 193L221 195H220ZM231 193H232V192H231ZM238 193H239V192H238ZM243 193H244V192H243ZM257 193H258V191L256 192V194H257ZM59 194H58L57 196H59ZM88 194H89V193H88ZM91 194H92V191H91ZM119 194H120V193H119ZM122 194H123V193H122ZM125 194H126V193H125ZM138 194H139V192H138ZM141 194H142V193H141ZM177 194H178V193H177ZM186 194H187V193H186ZM227 194H226V192H225L223 195H226V196H227ZM246 194H247V193H246ZM246 194H243V195L246 196ZM256 194H254L253 196H255ZM261 194H262V193H261ZM98 195H99V194H98ZM100 195H101V194H100ZM100 195H99V196H100ZM103 195H104V193H103ZM120 195H121V194H120ZM128 195H129V194H128ZM133 195H134V194L131 193V196H133ZM175 195H176V194H175ZM199 195H200V194H199ZM201 195H200V197H201L200 199H201V201H202V196H201ZM210 195H212V197H210ZM248 195H249V194H248ZM262 195H263V197H264V194H262ZM21 196H22V195H21ZM21 196H20V197H21ZM43 196H45V195H43ZM55 196H56V194H55ZM82 196H83V194H82ZM121 196L123 197V195H121ZM121 196H120V197H121ZM134 196H135V195H134ZM139 196H140V195H139ZM165 196L168 197V195H165ZM196 196H197V195H196ZM196 196H195V197H196ZM204 196H205V195H204ZM234 196H235V197H234ZM259 196H260V195H259ZM16 197H17V196H16ZM45 197H46V196H45ZM45 197H43L44 199L41 198V199H43V200L41 201V202H42V205H43V203L45 202V201H44V200H45ZM47 197H48V198L52 197V199H53V196H47ZM66 197H67V196H66ZM72 197H73V199H72ZM79 197H80V196H79ZM79 197H78V198H79ZM103 197H104V196H103ZM106 197H107V196H106ZM109 197H111V195H110ZM129 197H130V196H129ZM148 197H150V196H148ZM187 197H188V196H187ZM192 197H193V196H192ZM215 197H216V196H215ZM248 197L251 198V196H248ZM35 198H36V197H34L33 199H35ZM62 198H64V197H62ZM68 198H69V196H68ZM81 198H82V197H81ZM81 198H80V199H81ZM101 198H102V197H101ZM130 198H131V197H130ZM140 198H141V197H140ZM144 198H145V197H144ZM177 198H178V197H177ZM180 198H181V197H180ZM184 198H185V197H184ZM216 198H217V197H216ZM252 198H254V201H257V199L255 200L256 197H252ZM258 198H259V197H258ZM15 199H16V198H15ZM19 199H20V198H19ZM33 199H32V201H33ZM38 199H40V198H38ZM52 199H51V200H52ZM93 199H94V198H93ZM106 199H107V198H106ZM106 199H105V200H106ZM131 199H132V198H131ZM138 199H139V198H138ZM150 199H151V198H150ZM196 199H197V197H196ZM196 199H193V200H192L193 203H194V201H195ZM198 199H199V197H198ZM198 199H197V200H198ZM214 199H215V198H214ZM223 199H224V198H223ZM223 199L221 200L220 203H222V201H225V200H226V199H225V200H223ZM227 199H228V198H227ZM243 199H244V197H243ZM243 199L239 198L238 200H240L239 202H242ZM245 199H246V198H245ZM245 199H244V200H245ZM259 199H260V198H259ZM259 199H258V201H259ZM261 199H262V197H261ZM11 200H10V201H11ZM24 200L28 202V200H26V199H24ZM48 200H49V199H48ZM71 200L66 201L65 204H68ZM107 200H109V199H107ZM123 200H124V199H123ZM126 200H127V199H126ZM145 200H146V199H145ZM156 200H157V199H156ZM190 200H191V198H190ZM211 200H212V199H211ZM230 200H231V197H230ZM232 200H233V199H232ZM232 200H231L230 202H232ZM238 200H237V201H238ZM248 200H249V199H248ZM20 201H23V200H20ZM29 201H31V200L29 199ZM34 201H35V200H34ZM60 201H61V199H60ZM62 201H63V199H62ZM78 201H80V200H78ZM110 201H112V200H110ZM118 201H122V200L119 198ZM146 201H147V200H146ZM163 201H164V198H163ZM171 201H172V200H171ZM208 201H209V200H208ZM212 201H213V200H212ZM218 201H219V200H218ZM218 201H217V203H219ZM226 201H227V200H226ZM226 201H225V202H226ZM233 201H234V200H233ZM235 201H236V200H235ZM237 201H236V202H237ZM262 201H264V199H263ZM262 201H261V202H262ZM17 202L19 203V200H17V201L13 200V204H14V203H17ZM41 202H37V203H41ZM67 202H68V203H67ZM83 202H84V201H83ZM83 202H82V203H83ZM113 202H114V201H113ZM115 202H117V200H115ZM115 202H114V203H115ZM127 202H128V200H127ZM154 202H155V201H154ZM168 202H169V201H168ZM188 202H189V199H188ZM250 202H253V201L250 200L248 203H250ZM18 203H17V204H18ZM23 203H24V204H23ZM70 203L72 204V202H70ZM70 203H69V206H70ZM80 203H81V202H80ZM94 203H95V202H94ZM104 203H106V202H104ZM104 203H103V204H104ZM107 203H108V202H107ZM111 203H112V202H110V204H111ZM119 203H120V202H119ZM137 203H138V202H137ZM170 203L172 204V202H170ZM214 203H215V200H214ZM244 203H245V202H243V204H244ZM256 203H257V202H256ZM6 204H7V203H6ZM9 204H10V203H9ZM9 204H8L7 207H6V209H8V210L10 209V207H12V205L10 206ZM17 204H16V205H17ZM19 204H20V203H19ZM21 204H23V205H22V208H23V207L25 208L24 205H25L26 203L23 201ZM31 204H32V203H31ZM50 204H52V203H50ZM53 204H56V203H53ZM63 204H64V203H63ZM63 204H62V205H63ZM65 204H64L63 206H65V207L68 208V206H66ZM83 204H84V203H83ZM158 204H159V202H158ZM158 204H157V205H158ZM160 204H161V203H160ZM160 204H159V205H160ZM166 204H167V203H166ZM175 204H176V203H175ZM185 204H186V203H185ZM227 204H232V205H234L235 203L233 204V203H229V202H228ZM241 204H242V203H241ZM241 204H238V205H239L240 207H242L243 204H242V205H241ZM250 204H251V203H250ZM16 205H15V207H14V206H13V207L16 208V207H17ZM47 205H49V204H47ZM73 205H74V207H75L76 204L73 203ZM78 205H79V204H78ZM80 205H81V204H80ZM108 205H109V204H108ZM148 205H149V204H148ZM152 205H155V204H152ZM157 205H156V207H157ZM163 205H164V204H163ZM182 205H183V204H182ZM215 205L218 206L217 204H215ZM221 205H222V204H221ZM223 205H224V207H223ZM223 205H222L223 208H225V206H227L226 203H224V202H223ZM235 205H237V204H235ZM235 205H234V207H236ZM244 205H247V203H245ZM248 205H249V204H248ZM253 205H254V206H252V205H249V206H251L252 208H254L256 205H255V203H254ZM26 206H27V205H26ZM43 206L45 207V205H43ZM43 206H40V205H38V204H37V205L34 204V205H30V208L33 207V210L36 211V213H37V211H39L40 215H41V213H42V215H43V213L46 214V213H47V210H48V212H49V209H52L51 207H53V205H52L51 207H50V206H47V208L45 207V208L43 209ZM54 206H55V205H54ZM56 206H57V205H56ZM63 206H61V207H63ZM104 206H105V205H104ZM140 206H141V205H140ZM140 206H139V207H140ZM167 206H168V205H167ZM202 206H203V205H202ZM206 206H207V209H208V205H206ZM206 206H205V207H206ZM212 206H213V205H212ZM249 206H248V207L245 206V207H247L248 210H250L251 207H249ZM260 206H261V204H260ZM27 207H28V206H27ZM48 207H50V208H48ZM70 207H71V206H70ZM70 207H69V208H70ZM80 207H81V206H80ZM80 207H79V208H80ZM108 207H109V206H108ZM111 207H112V206H111ZM134 207H135V206H134ZM156 207H155V209H156ZM234 207H233V208H234ZM245 207H243V208H245ZM262 207H263V208H262ZM262 207H261V208L258 207V208L261 209V211H259V213H258L259 217H262V215L260 216V213L263 212L262 209H264V205H262ZM20 208H21V207H20ZM24 208H23V209H24ZM56 208H58V207H55L54 210H56ZM63 208H64V207H63ZM79 208H78V209H79ZM106 208H107V207H106ZM118 208H120V207H118ZM135 208H136V207H135ZM135 208H134L133 210H135ZM148 208H149V206H148ZM151 208H154V207L152 206ZM163 208H164V207H163ZM193 208H194V207H193ZM195 208H196V207H195ZM195 208H194V209H195ZM200 208H201V207H200ZM203 208H204V207H203ZM230 208H231V205H230L229 209H230ZM233 208H232V210H233ZM236 208H237V207H236ZM243 208H241V209L243 210ZM247 208H246V210H247ZM249 208H250V209H249ZM26 209H27V208H26ZM80 209H81V208H80ZM90 209H91V208H90ZM122 209H123V208H122ZM130 209H131V208H130ZM138 209H139V208H138ZM146 209H147V207H146ZM237 209H238V208H237ZM237 209L234 208V210H235V212H236V214L234 213V215H237V214H238V213H237ZM239 209H240V208H239ZM239 209H238V211H239V213H240V210H239ZM260 209H257V210H260ZM0 210H1V209H0ZM8 210H5V211L8 212ZM33 210H32V211H33ZM54 210H53V211H54ZM67 210H68V209H67ZM119 210H120V209H119ZM131 210H132V209H131ZM144 210H145V209H144ZM185 210H186V209H185ZM197 210H198V208H197ZM204 210H205V209H204ZM218 210L220 211L221 209H218ZM254 210H256V208H255ZM26 211H28V210H26ZM64 211H65V210H64ZM117 211H118V210H117ZM123 211H124V210H123ZM135 211H136V210H135ZM135 211H134V212L132 211L133 214L135 213ZM141 211H142V210H141ZM145 211H146V210H145ZM148 211H149V209H148ZM191 211H192V210H191ZM195 211H196V210H195ZM205 211H206V210H205ZM210 211L212 212L213 209L211 208ZM210 211H208V210L206 211V212H208L207 215H210V214H209ZM226 211H229V210L226 209ZM252 211H253V209L250 210V214L253 213V215H254V212H255V211H253V212H252ZM6 212H5V213H6ZM19 212H20V211H19ZM59 212H60V211H59ZM62 212H63V211H62ZM159 212H161V211H159ZM198 212H199V210H198ZM202 212H203V211H202ZM221 212L223 213L222 210H221ZM224 212H225V211H224ZM245 212H246V211H245ZM245 212L243 211V213H245ZM248 212H249V211H247L246 213H248ZM257 212H258V211H256V213H257ZM8 213H11V211H9ZM29 213H30V212H29ZM36 213H35V214H36ZM53 213H55V211H54ZM107 213H108V212H107ZM126 213H127V212H126ZM128 213L130 214V212H128ZM138 213H139V212H138ZM216 213L218 214V212H216ZM226 213H227V212L223 213V215L226 214ZM231 213H232V211H231L230 213H228V214L231 215ZM243 213H242V215H243V217H244V214H243ZM67 214H68V213H67ZM121 214H122V213H121ZM156 214H157V213H156ZM156 214H155V215H156ZM159 214H161V213H159ZM159 214H157V215H159ZM220 214H221V213H220ZM220 214H219V215H220ZM0 215H1V214H0ZM3 215H4V214H3ZM25 215H26V214H25ZM37 215H39V214H37ZM46 215H47V214H46ZM48 215H49V214H48ZM48 215H47V216H43V217H44L43 220H41V221L39 220L40 222L38 223V225L41 226V227H40V230H41V229H43V230L46 229V230H47L48 228H50L51 225H54V222L56 221V220H54V218H53L54 216L50 217V215H49V216H48ZM116 215H118V213H116ZM145 215H146V214H145ZM172 215H173V214H172ZM203 215H204V214H203ZM223 215H222V216H223ZM240 215H241V214H240ZM242 215H241L240 217L238 216V218L241 219V218H242ZM245 215L247 216V218H249V220H250V224H251V221H252L253 218L250 219V217H252L253 215H251L250 217H248V214H245ZM258 215H257V217H258ZM59 216H60V215H59ZM62 216H63V215H62ZM103 216H104V215H103ZM110 216H111V215H110ZM125 216H126V215H125ZM125 216H124V217H125ZM127 216H129V215H127ZM130 216H132V215H130ZM137 216H138V215H137ZM137 216H135L136 219H137ZM181 216H182V215H181ZM197 216H198V215H197ZM210 216H211V215H210ZM213 216H214V215H213ZM215 216L218 217V218H215V219H217V220H218L219 217H220V216H217V215H215ZM225 216H226V215H225ZM228 216H229V215H227L226 217H228ZM246 216H245V217H246ZM174 217H175V216H174ZM183 217H184V216H183ZM193 217H194V216H193ZM263 217H264V214H263ZM263 217L261 218L262 223L264 222V220H262V219H264ZM21 218H22V216H21ZM154 218H155V217H154ZM187 218H188V217H187ZM202 218H203V217H202ZM236 218H237V217H236ZM238 218H237V221L234 222V223H237V222H238V220H239ZM247 218H246V219H247ZM58 219H60V218L57 216V220H58ZM74 219H75V218H74ZM111 219H112V218H111ZM123 219H125V218H123ZM127 219H128V218H127ZM131 219H132V218H131ZM224 219H225V218H224ZM224 219H222V220H224ZM246 219H245V220H246ZM66 220H67V219H66ZM116 220H117V219H116ZM116 220H115V221H116ZM121 220H122V219H121ZM128 220H129V219H128ZM132 220H133V219H132ZM182 220H183V219H182ZM213 220H214V219H212V221H208V222H213ZM226 220H227V219H226ZM230 220H231V219H230ZM232 220H233V219H232ZM235 220H236V219H235ZM235 220H234V221H235ZM249 220H248V221H249ZM256 220H257V218H256ZM24 221H25V220H24ZM26 221H27V220H26ZM29 221H30V220H29ZM117 221H118V220H117ZM117 221H116V223H117ZM137 221H138V220H137ZM139 221H140V220H139ZM183 221H184V220H183ZM192 221H193V220H192ZM215 221H216V220H215ZM246 221H247V220H246ZM246 221H245V222H246ZM248 221H247V224H249ZM253 221H254V222H257L258 224L261 223V222L259 223L258 221H255V220H253ZM253 221H252V222H253ZM33 222H36V221H33ZM37 222H38V221H37ZM56 222H57V221H56ZM118 222H119V221H118ZM133 222H134V221H133ZM149 222H151V221H149ZM181 222H182V221H181ZM190 222H191V221H190ZM206 222H207V221H205L204 223L206 224ZM208 222H207V223H208ZM217 222H218V221H217ZM227 222H228V221H227ZM240 222H241V220H240ZM240 222H239V223H240ZM242 222H243V220H242ZM6 223H7V222H6ZM10 223H12V222H10ZM16 223H18V225H19V224H23V225H25L24 228L27 227V228H28L27 230H29V231H31V230H32L31 228L34 227V226L31 227V226L29 225L28 222H23V221H18V222H17V221H16ZM58 223H61V222H58ZM58 223H57V225H58ZM87 223H88V222H87ZM111 223H112V222H111ZM113 223H114V222H113ZM138 223H139V222H138ZM140 223H142V222H140ZM155 223H156V222H155ZM215 223H216V222H215ZM229 223H230L229 226H231L232 221L229 222ZM243 223H244V222H243ZM257 223H256V224L254 223V224L256 225V226L254 225L255 227H258V226H259V225H257ZM262 223H261L260 225H262ZM72 224H73V223H72ZM74 224H75V223H74ZM83 224H85V223H83ZM83 224H82V225H83ZM90 224H91V223H90ZM96 224H97V223H96ZM103 224H105V223H103ZM135 224H136V223H135ZM167 224H168V223H167ZM171 224H172V223H171ZM245 224H246V223H245ZM252 224H253V223H252ZM13 225H14V229L18 231V227H19L20 225H19V226H18V225L15 226V225H16L15 223L12 224V226H13ZM38 225H37V223H36L35 226H38ZM55 225H56V223H55ZM115 225H116V224H115ZM147 225H148V224H147ZM147 225H146V226H147ZM161 225H162V223H161ZM206 225L209 226V224H206ZM240 225H241V223H240ZM240 225H238V226L240 227ZM263 225H264V224H263ZM263 225H262V226H263ZM93 226H94V225H93ZM97 226H98V225H97ZM100 226H101V225H100ZM119 226H120V225H119ZM122 226H123V225H122ZM146 226H145V227H146ZM150 226H151V225H150ZM180 226H181V225H180ZM190 226H191V225H190ZM208 226H207V227H208ZM211 226H212V225H211ZM211 226H209V227H211ZM218 226H220V227H218ZM238 226H237V227H238ZM241 226H242V225H241ZM249 226H250V225H249ZM252 226H253V225H252ZM252 226H251V227H252ZM262 226H260V227H262ZM6 227H7V226H6ZM16 227H17V228H16ZM20 227H21V226H20ZM63 227H64V226H63ZM65 227H66V228H65V230H66L67 228L71 227V225L68 227L67 224H65ZM81 227L84 228L83 226H81ZM152 227H154V226H152ZM160 227H161V226H160ZM186 227H187V226H185V228H186ZM191 227H192V226H191ZM203 227H204V226H203ZM207 227L205 226L204 229L207 230ZM212 227H213V228H212ZM212 227H211L210 229H212V230L215 232V233H213L212 235L216 234V236H215L216 239L211 240V241L207 244V245L209 246V248H211L210 253L212 254L211 257H210V259H209L210 264H241V263H242V260H237V259H236V258H237L236 256H235V257H236L235 259L232 258L233 261L228 260V257H230V256H229V254H226V252H225V251L228 250V249H226V247H225V246H227L226 243H227V241H228V239H227L228 232H227V231L232 230L231 227H229L230 229L228 228L229 230L227 229L228 226L226 225V221H225L224 223L219 224V225H217V223H216V224H214ZM251 227H249V228H251ZM255 227L253 228V230L255 229ZM35 228H36V229H35V231H36V230H37V227H35ZM51 228H52V227H51ZM53 228H54V227H53ZM61 228H62V227H61ZM71 228H73V225H72ZM95 228H96V227H95ZM106 228H107V227H106ZM128 228H129V227H128ZM192 228H193V227H192ZM241 228H242V227H241ZM247 228H248V226H247ZM249 228H248V229H249ZM263 228H264V227H262V229H263ZM10 229H11V230H14L13 227L10 228ZM69 229H70V228H69ZM91 229H93V228L91 227ZM118 229H119V228H118ZM126 229H127V228H126ZM259 229H260V228L258 227V228H256L255 230H258V231H259ZM8 230H9V229H7V231H8ZM11 230H10V231H11ZM15 230H14V231H15ZM43 230H41V231H43ZM46 230H45V232H47V231L50 230V229H48L47 231H46ZM79 230H82V229H80V227H79ZM110 230H111V229H110ZM136 230H137V229H136ZM143 230H144V229H143ZM202 230H203V229H202ZM212 230H210V232H209L210 234H211V231H212ZM253 230H252V231H253ZM3 231H4V230H3ZM3 231H2V232H3ZM41 231H39L40 233H39V232H37V233H39V234H43L44 232L41 233ZM85 231H86V228H85ZM127 231H129V230H127ZM132 231H133V230H132ZM149 231H151V230H148V232H149ZM203 231H204V230H203ZM208 231H209V230H208ZM248 231H251V230L249 229ZM260 231H261V229H260ZM8 232H9V231H8ZM8 232H7V233H8ZM24 232H25V231H24ZM72 232H73V230L71 231V234H73ZM92 232H94V231H92ZM125 232H126V231H125ZM130 232H131V231H130ZM145 232H146V231H145ZM204 232H205V231H204ZM28 233H30V232H28ZM32 233H33V232H32ZM32 233H30V234H32ZM69 233H70V232H69ZM69 233H68V234H69ZM84 233H85V232H84ZM94 233H95V232H94ZM96 233H97V232H96ZM96 233H95V234H96ZM101 233H102V232H101ZM138 233H139V231L137 232V234H138ZM233 233H234V232H233ZM252 233H255V231L252 232ZM256 233H258V232L256 231ZM256 233H255V235H256ZM259 233H260V232H259ZM5 234H6V233H5ZM12 234H13V233H12ZM68 234H67V236H66V235H65V236H66V237H68V236H69V237H72V236H70V234H69V235H68ZM122 234H123V233H122ZM125 234H126V233H125ZM130 234H131V233H130ZM130 234H129V235H130ZM143 234H144V233H143ZM143 234H142V235H143ZM79 235H80V233L78 234V236H79ZM81 235H82V234H81ZM114 235H115V234H114ZM129 235H128V236H129ZM186 235H187V234H186ZM192 235H193V234H192ZM204 235H206V234L204 233ZM234 235H235V234H234ZM234 235H233L232 237H231V235H230L231 239L234 238ZM244 235H245V234H244ZM10 236H11V234H10ZM12 236L14 237V235H12ZM28 236H29V234H28ZM63 236H64V235H63ZM63 236H62V238H63ZM65 236H64V237H65ZM88 236H89V235H88ZM115 236H116V235H115ZM128 236H126V238H125V239H128V240H127L126 242H124V245H126L127 242L130 240L129 238H127ZM147 236H148V235H147ZM155 236H156V235H155ZM157 236H158V235H157ZM189 236H190V235H189ZM189 236H188V237H189ZM246 236H247V235H246ZM248 236H249V234H248ZM259 236H260V234H259ZM259 236H257V237L259 238ZM16 237H17V236H16ZM73 237H74V236H73ZM95 237H96V236H95ZM123 237H124V236H123ZM175 237H176V236H175ZM188 237H187V238H188ZM207 237H208V236H207ZM235 237H237V236L235 235ZM240 237H241V236H240ZM252 237H253V234H252L251 238H252ZM257 237H256V238H257ZM5 238H6V237H5ZM10 238H12V237H10ZM55 238H56V237H55ZM89 238H90V237H89ZM134 238H136V236H135ZM139 238H140V237H139ZM169 238H170V237H169ZM204 238H205V237H204ZM208 238H210V237H208ZM256 238H252L251 240H253V239H254V240L251 241L250 243H251V244H252V242L255 243V242H256ZM263 238H264V237H263ZM66 239H69V238H66ZM131 239H132V238H131ZM137 239H138V238H137ZM157 239H158V238H157ZM164 239H165V238H164ZM166 239H167V238H166ZM171 239H172V238H171ZM181 239H182V238H181ZM247 239H248V237H247ZM8 240H9V239H8ZM58 240H59V239H58ZM60 240H61V239H60ZM62 240H63V239H62ZM102 240H103V239H102ZM123 240H124V239H123ZM132 240H133V239H132ZM150 240H151V239H150ZM198 240H199V239H198ZM12 241H13V240H12ZM15 241H16V240H15ZM15 241H14V242H15ZM24 241H25V239H24ZM42 241H43V240H42ZM67 241H68V240H67ZM73 241H74V240H73ZM73 241H72V243L75 242V241H74V242H73ZM82 241H83V240H82ZM116 241H117V240H116ZM116 241H114V242H116ZM155 241H156V240H155ZM206 241H207V240H206ZM258 241H259V239H258ZM258 241H257V242H258ZM7 242H9V241H7ZM17 242H18V241H17ZM17 242H16V243H17ZM54 242L58 243L59 241H58V242H57V241H54ZM64 242H65V241H64ZM64 242H61L60 244H63ZM77 242H78V241H77ZM79 242L81 243V241H79ZM93 242H94V241H93ZM121 242H123V241L121 240ZM129 242H130V244H131V240H130ZM129 242H128V243H129ZM132 242H134V241H132ZM135 242H136V241H135ZM137 242H138V241H137ZM143 242H144V241H143ZM198 242H199V241H198ZM198 242H197V243H198ZM244 242H245V241H244ZM260 242H261V240H260L258 243H260ZM262 242H263V241H262ZM23 243H24V242H23ZM44 243H45V242H44ZM52 243H53V242H52ZM67 243L69 244V242H67ZM70 243H71V242H70ZM72 243H71L69 246L73 245ZM80 243H79V244H80ZM89 243H90V242H89ZM91 243H92V242H91ZM110 243H111V242H110ZM125 243H126V244H125ZM147 243H148V242H147ZM149 243H150V242H149ZM160 243H161V242H160ZM178 243H179V242H178ZM185 243H187V242H185ZM205 243H206V242H205ZM223 243H225V244H223ZM240 243H242V242H240ZM246 243H247V242H246ZM258 243H256V245H257ZM28 244H29V246H30V242H28ZM60 244H59V245H60ZM83 244H84V243H83ZM122 244H123V243H122ZM130 244H127V245L130 246ZM150 244H152V243H150ZM199 244H200V243H199ZM199 244H198V245H199ZM235 244H236V243H235ZM235 244H233V245H235ZM23 245L25 246L26 244H23ZM42 245H43V244H42ZM42 245H41V246H42ZM52 245H54V244H52ZM52 245H51V247L53 248ZM89 245H90V244H89ZM91 245H92V244H91ZM133 245H134V244H133ZM201 245H203V244H201ZM224 245H225V246H224ZM241 245H242V244H241ZM247 245H248V244H247ZM252 245H254V244H252ZM10 246H11V245H10ZM10 246H9V249H10ZM21 246H22V245H21ZM27 246H28V245H27ZM56 246H57V249H58V248H59V247H58V244H57ZM56 246L54 245V248H56ZM66 246H67V245H66ZM77 246L80 248V245H77ZM82 246H83V245H82ZM84 246L87 247V244L84 245ZM153 246L155 247V245H153ZM153 246H152V247H153ZM160 246H161V245H160ZM199 246H200V245H199ZM244 246H245V248H246V247H247V248H248V247L251 248V246H246V245H244ZM257 246H258V248H259V250H260V252H259V255H260V253H262V251H261L262 248L264 249V246L262 245V248H261V249H260L259 245H257ZM257 246H256V247H257ZM22 247H23V246H22ZM33 247H34V246H33ZM48 247L51 248L50 246H48ZM86 247H85V248H86ZM121 247H122V246H121ZM121 247H120V248H121ZM147 247H148V245H147ZM147 247H146V248H147ZM222 247H224V249H223ZM252 247H253L254 249L256 248L255 246H252ZM0 248H1V247H0ZM4 248H8V246L4 245L1 249H4ZM11 248H12V247H11ZM13 248L16 249L17 247L15 248V246H14ZM13 248H12V250H14ZM18 248H19V247H18ZM18 248H17V249H18ZM26 248H27V247H26ZM61 248L64 249V247H61ZM61 248H60V249H61ZM68 248H69V247H68ZM68 248H67V249H68ZM79 248H78V249H79ZM83 248H84V247H82V250L84 251ZM122 248H123V247H122ZM144 248H145V246H144ZM144 248H141V251H143V250L146 249V248H145V249H144ZM165 248H166V247H165ZM198 248H199V247H198ZM250 248H249V249H250ZM9 249L6 250V254H5V256H3L2 258H0L1 263H2V262H5L6 264H14V263H15L16 260H15V259H12V258H15V257H12V258H6V257L8 256V255H7V253H8L7 251H8ZM23 249H24V247H23ZM67 249H66V250H67ZM78 249L76 248L74 251L77 250V252H75V253L73 252V254H76V253H77L76 255L80 254V250L78 251ZM95 249H96V248H95ZM126 249H127V248H126ZM134 249H135V248H134ZM142 249H143V250H142ZM147 249H148V248H147ZM173 249H174V248H173ZM175 249H176V248H175ZM206 249H207V248H206ZM236 249H237V248H236ZM19 250H20V249H19ZM69 250H70V249H69ZM82 250H81V251H82ZM132 250H133V247H132ZM152 250H153V249H152ZM168 250H170V248H169ZM176 250H177V249H176ZM242 250H243V249H242ZM0 251H1V250H0ZM67 251H68V250H67ZM93 251H94V250H93ZM127 251H128V250H127ZM129 251H130V250H129ZM146 251H147V250H146ZM154 251H156V250H154ZM183 251H184V250H183ZM230 251H232V250H230ZM239 251H240V250H239ZM252 251H253V250H252ZM255 251L258 252V249H256ZM3 252H5V251H2V253H3ZM65 252H66V251H65ZM78 252H79V253H78ZM86 252H87V251H86ZM97 252H98V250H97ZM135 252H136V251H135ZM143 252H144V251H143ZM149 252H150V248H149ZM157 252H159V251H157ZM172 252H173V251H172ZM248 252H249V250H248ZM256 252H255V254H256ZM58 253H59V252H57V251L55 252V251H54V253H53V252L50 253V256L47 255V258H46V256H44L45 258L43 257L42 260H41V258H40V260H39V264H45V262L48 264V262L50 263L49 260H51V262H52L53 259H55V258L58 256ZM81 253H82V252H81ZM104 253H105V252H104ZM116 253H118V252L115 251V255H116ZM132 253L134 254V251H133ZM146 253H147V252H146ZM150 253H151V252H150ZM166 253H168V252H166ZM263 253H264V252H263ZM0 254H1V253H0ZM8 254H10V253H8ZM31 254H32V253H31ZM61 254H62V253H61ZM61 254H60V256H61V258H62V255H61ZM64 254H65V253L63 252V255H64ZM94 254H95V253H94ZM139 254H140V252H139ZM141 254H143V253H141ZM147 254H148V253H147ZM152 254H153V253H152ZM186 254H187V253H186ZM249 254H250V253H249ZM251 254H252V253H251ZM10 255H11V254H10ZM20 255H23V254H20ZM20 255H19V257H20ZM39 255H40V254H39ZM76 255H75V257H76ZM90 255H91V254H90ZM128 255H129V254H128ZM137 255H138V254H137ZM148 255H149V254H148ZM155 255H156V254H155ZM155 255L153 254L152 256H155ZM170 255H172V253H170ZM208 255H209V254H208ZM213 255H214V256H213ZM231 255H232V254H231ZM235 255H236V254H235ZM237 255H238V254H237ZM241 255H243V254H241ZM65 256H66V255H65ZM83 256H84V255H83ZM100 256H101V255H100ZM118 256H119V255H118ZM146 256H147V255H146ZM254 256H255V255H252L253 258H254ZM263 256H264V255H263ZM68 257H69V256H68ZM89 257H90V256H89ZM98 257H99V256H98ZM106 257H107V256H106ZM139 257L142 259V256L139 255ZM143 257H144L145 259L143 258L142 261H140V263L143 262V261L151 260V259H147V257H145V255H143ZM165 257H166V256H165ZM178 257H179V256H178ZM231 257H232V256H231ZM252 257L249 259V261H251ZM25 258H26L27 262H26V261H24V262H25L26 264H27V263L30 264V260H31V258L28 257V256L25 257ZM82 258L84 259V257H82ZM87 258H88V257H87ZM148 258H150V257L148 256ZM262 258H263V257H262ZM262 258H261V259H262ZM130 259H131V258H130ZM132 259H133V258H132ZM137 259H139V258H137ZM137 259H136V260H137ZM146 259H147V260H146ZM153 259H154V258H153ZM162 259H164V257H162ZM167 259H168V258H167ZM247 259H248V258H247ZM261 259H260V260H261ZM14 260H15V261H14ZM24 260H25V259H24ZM34 260H35V259H34ZM57 260H58V259H57ZM65 260H66V259H65ZM73 260H74V259H73ZM78 260H79V259H78ZM78 260H77V261H78ZM80 260H81V259H80ZM98 260H99V259H98ZM125 260H126V259H125ZM133 260H134V259H133ZM136 260H135V261H136ZM139 260H140V259H139ZM244 260H245V259H244ZM252 260L254 261L255 258L252 259ZM47 261H48V262H47ZM55 261H56V260H55ZM70 261H72V260H70ZM77 261L74 260V261H72V263H73V262H74V263H77ZM83 261H84V260H83ZM100 261H101V260H100ZM100 261H98V262H100ZM135 261H134V262H135ZM151 261H152V260H151ZM167 261H168V260H167ZM246 261H248V260H246ZM253 261H252V262H253ZM18 262H19V261H18ZM22 262H23V261H22ZM121 262H122V261H121ZM129 262H130V261H129ZM137 262H138V261H137ZM173 262H175V261H173ZM263 262H264V261H263ZM263 262H262V263H263ZM31 263H32V261H31ZM68 263H69V262H68ZM70 263H71V262H70ZM102 263H103V262H102ZM135 263H136V262H135ZM138 263H139V262H138ZM138 263H137V264H138ZM140 263H139V264H140ZM144 263H145V262H144ZM151 263H152V262H151ZM155 263H156V262H155ZM178 263H179V262H178ZM186 263H187V262H186ZM249 263H250V262H249ZM249 263H248V264H249ZM255 263H256V262H255ZM255 263L253 262L252 264H255ZM257 263H258V262H257ZM257 263H256V264H257ZM50 264H51V263H50ZM83 264H84V263H83ZM145 264H146V263H145ZM152 264H153V263H152ZM161 264H162V263H161ZM167 264H169V263H167ZM203 264H205V263H203ZM243 264H245V261H244ZM258 264H261V263H258Z\"/></svg>",
    "mask_w": 264,
    "mask_h": 264
}]
</instances>
